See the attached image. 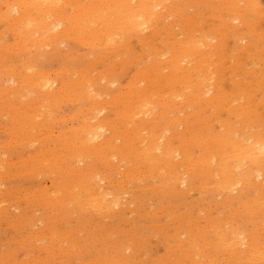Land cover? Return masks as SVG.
<instances>
[{
  "label": "rangeland",
  "instance_id": "1",
  "mask_svg": "<svg viewBox=\"0 0 264 264\" xmlns=\"http://www.w3.org/2000/svg\"><path fill=\"white\" fill-rule=\"evenodd\" d=\"M69 1H72V2H68L69 4L67 3L66 6L64 7L65 11L68 10V13H69V14H72V12L74 13L73 10H74L75 7H73V6L78 5V3L84 5L85 2H86V3L89 2V0H86V1H85V0H69ZM75 1H78V2H75ZM84 1H85V2H84ZM184 1L186 2V4H187V2H189L187 6H186V4H185ZM198 1L201 2V0H188V1H187V0H171L170 2L167 1L168 3L173 2V4H172V5L169 4V6H170V8L173 10L174 13H173L171 10H169L170 8H169V9L167 8V11L162 12V13H164L163 16H162L163 19L161 18L160 20H158V21L160 22V24H159V22H157V21H156V22H153V26H154V27L151 28V29L149 30V32H148V31H144L143 33H138V32L135 33V32H133V31H127V32L125 31L124 34L121 33V34L114 35V37H115V39H116V40H115V39L113 38L114 41H115V43H114L115 45H114V44H112V45L108 44V45H107V43H105L106 45L104 44L106 47H107V46H113V47L116 46L115 48H113V47H107V48H105V46H104L102 43L99 44V42H101V40H100V41H98V40L95 41L94 39H92V37H91V40H88V39H90V38L87 39V37L84 38V36H85V35L88 36V34H87L85 31H83V30L80 29L81 27H83V24H85V23H87V24H85V25H89V24H90V26H87V28H88V27L90 28V27H92V26L95 25V23H92V24H91L90 22H89V23L86 22L85 20H87V19L84 20V18H82L83 20H80V23H81L82 26L79 25V22H78L79 20H75L76 23L74 22V23H75V26H76V27H75L76 29H75L74 31H75L76 33H81V32L83 31V32H82V33H84V34H82L83 36L80 35V37L77 36V38H76V34H74V35H73V34H70V36H67V37L65 38V37H62V36H63V35H62V36H60V37H56L55 39H52L51 42H49V43L47 44L48 46L46 45V46H44V47H43L42 45H41V46H40V45H35V47H34V45H33L32 43H30L28 40L24 39L23 37H21V38L17 37V34H15L16 31H8V32H6V33H5V32L3 33V31H5V30L3 29L4 26H3V25H2V26L0 25V32H1V33H0V34H1V35H0V38H1V40H0V41H1V42H0V43H1V44H0V49H1V50H0V55H4V56H0V63L2 64V65L0 64V69H2V70L6 73V74H5L6 76H8V77L10 76V77H9L10 80H11V78H12L13 76H15V77L12 78L11 81H8V79H7L8 77H6V76L3 74V72L0 70V73H2V74H0V75H1V76H2V75L5 76V77H4V76H2V77L0 76V80H2V81H0V87H1L0 90H1V91H3V90H4V91H7V92H6L7 94L5 93L6 96H5V94L3 93L4 91L2 92L4 95H3V94L1 93V91H0V94H1L0 96L2 97V99H3V96H5L4 99H5V98H8V99H9V100H8V99H5V100L3 99L5 102L8 101L7 104L11 103V102L14 101V100L17 102V100H18L17 92H16L15 94H13V93L15 92V90H13V89L16 88V91H17V89H18V84H20L19 81H20V79H21V77H19V76H20V73H23V72H24L23 74L25 75V74H27V73H29V72H33V71H34L35 73H45V74L49 75L51 78H57V82H58V83H57V87H56V89L61 85V83H66V84L69 83V84L73 87V88H72V87H70V85H69V86L67 85V86L69 87V88L67 87V89H68L71 93H70L67 89H66V91H65L64 94H62L63 92H60V94H59V93H57L58 91L55 90V93H54L55 95H54V94H53V95L55 96L54 98H56V99L53 98V95H52V97L46 98L44 92H42V91H38V90L35 91L36 89H33V90L35 91V92H34V91H32V89H30L29 87H27V88H29L33 93H35L36 95L38 94L37 97H38V96L40 97V98L38 97L39 100H38V98H37V100H36V97L34 96V94H33V93H30L28 96H25V97L20 96V98H19V100H18V101H19L18 103H22V102L24 103V104H23V103H22V104H19V106H21V107H18V104H17V103H15V104H12V103H11L12 106H13V105H14L15 107L17 106L16 108H12V107L10 106V104H9V105H6V103L3 104V105L0 104V127L3 128V129L0 128V146H1V147H0V155H1V157H0V160H1V161H0V164H1V165H4V164H5V165H8V166H7L8 168L4 165V168H3V169H2L3 166L1 167V165H0V170L2 171V172L0 171V180H1V181H0V185H1V184H4V185H2V186L5 188V189H4L3 187L0 186V191L2 192V193L0 192V193H1L0 195H2V196H0V203H2V204L0 205V215H1V216H0V218H1V219H0V229H1V230H0V232H1V234H0V248H2V249H0V255H1V257H0V264H3V263L5 264L7 261H8V263H6V264H18V261H21V262H22V260L20 259V257H21L22 259H24V261H23L22 263L19 262L20 264H24V262H25V264H31V263L33 262V260H34L35 263L33 262L32 264H40V262H42L46 257H48L47 259L50 258L49 262H48L47 259H46L44 263L42 262V264H45V263H46V264H48V263H49V264H54V262L57 263V264H66L65 261H66V262H69V264H81L80 262H82V261L85 262V263L87 262L88 264H93V263H94V264H98V263L102 264V262H104L103 264H105V263L108 264V262H111L114 258H118V257H119L118 259H120V258L122 259V258H123V255H124L125 252H126L127 254H129V253H133L132 255H134V256H132V257H134V260H133V259H132V260H133L134 262L136 261V262H138V263H139V261H141L139 264H145L146 261H148V260H146V258H143V257H146V256H145V255H147L146 253H148V256H149V257L147 256V259L150 258V260L147 262V264H150V262H151L153 259H154V261H153L154 264H161V263H162V264H165V263H166V264H174L175 259H177V257L180 258L178 254L180 253V255H182V253H183V255H182V256H183V260H182V258H181L180 260H176L175 263H176V264H186V263H187V264H189V263L191 264L192 262H190V261L193 260V262H196V260H197V258H198L197 255H196L195 257H194L193 255L190 256V254H192L195 250L198 252L197 254L199 255V258L202 257V260L204 259L203 261H202L201 259H199V260H201L202 262L197 260L199 263L197 262V263H195V264H200V263H201V264H202V263L204 264L205 261L208 262L209 260H210V262H211L210 264H214V263H213L214 261H213L212 257H214L215 261L218 259V260H219V264H225L226 262H227L226 264H232V263H234V264L237 263V264H238V262H239V264H244L245 261L248 262V263L246 262L247 264H249V263H250V264H254L255 260L258 259L259 257L256 255L258 258L255 259V258H254L255 255L249 256L247 253L242 252V249H243V248H241L240 246H239V247H240L241 250L239 249V247H238L237 245H236L237 247H233V249H230V248H232V247H230V248L225 247V248L229 251V253L227 252L226 249H222V247L225 246L226 242L229 243V240L225 239V237H229V235H230V236L233 235V233L231 232L230 228L232 229V227H233V228H234V231H235L236 228H235L234 226H236V225H237V227H238L239 230L243 229V231H244L243 234L245 233L244 235H245L247 238L250 239L251 236H256V237H254V238H256L259 247L261 248V250H263L262 252H264V243H262V242L264 241V236H263V235H264V232H263V229H264V228L262 229V227H261V226H264V222L262 223V221L264 220V217L262 218L263 220L260 219V218L264 215V213H263V212H264V209H263V208H264V205H262V204H264V202H263V200H262V199L264 198V187H262V185L264 184V182H262V181H264V179L262 180V177H261V176H258V178H256L257 176L254 175L255 172H253V174L251 175L252 179H251L250 181H248L249 184L246 185L249 189L247 188L248 190H247V189L245 190L246 186L244 185L245 188H244L243 191H245V195H244V192H243V196H240V193H239V192L243 189V188H242V187H243V184H241V185L239 184V185H238V187L240 186V189H241L240 191H239V189H233V190H232V189H225V190H223V189L220 188V183H219V182L221 181L222 178L219 177V176H217V175H219V174H216V173L214 172V171H215V168H216V167H214V169H213V166H214V165H211L212 168L210 169V172L213 173V174H212V173L209 172V170L206 171V173H204L205 170L208 169V166H207V168L205 169V166L202 167L201 165H196V164H195V162H196L197 160H199V159H197V158H198V157L200 158V153H202V152L205 150V146H204V148H203V146H202L201 148H199L201 145H199L198 143L195 142L196 137H198V136L203 137V140H205V141L207 142V140H206V139H208L207 137L210 136V137L212 138V137L214 136V133H215V135L218 134L217 131L219 130V131L221 132V133L219 132L220 135H218V136L216 135L217 138L219 139L220 136H222L224 133L228 132L227 130H225L226 128H223V129H222V127H225V126H226V125H225L226 123H224L225 121H226L227 123H228V121L230 122V123H229L230 125L228 126V128L231 126L229 129H230L231 133H233L234 137H235V133L238 134L239 138H238L237 135H236L237 138L235 137V139H237V140L242 139V138L244 137V135L246 136V133L249 134V136L247 135L246 138H247V137H250V136H253V135H254V137H255V135H257V134H258V136H259V133H260V132H261V133H260L261 137H264V136H262V135H264V134H263V129H264V128H263V127H264V120H263V118H264V116H263V114H264V106H263V104H262V103L264 102V101H263V100H264V99H263L264 97L262 98L263 100H261L260 97L258 98L259 95L257 96V94H258L259 92H260V96H261L262 93H264V92L262 91V88H264V87H262V85L264 86V81H263L264 77L262 76V75H264V72H263V71H264V69H263V68H264V65H263V64H264V62H263V61H264V59H263L264 56H263V58L261 57L262 55H264V50H263L264 47H262V46L264 45V44H263V43H264V37H263L264 35L262 34V33L264 32V25H263V24H264V19H263V21H262V18H264V16H263V15H264V4H263V3H260L261 0H258L257 2L254 1V0H253V1H250V0L247 1L249 5H250V4L253 5V3L256 4L257 9H256V8H255V9H256L257 11L259 10L258 13L262 16V17H260V15L257 13V11H256V13H254V12H255V9H254V12H253V8L255 7L254 5H253V6H254L253 8L251 7L252 5H250V6H249V9H250V10L248 9L247 2H246L245 0H244V3H243V1L241 0L243 4L240 3V2H241L240 0H233V2H232V1H229L230 4H231V6L235 4V6H236L235 8H237V9H239V10H240V9L242 10V12L240 11V14L242 13L243 16L241 15V17H243V19H242V22H240V24H239L237 21H236V22H235V21H232V22L230 21V22L227 24V27H226V25L221 26V22H220V19H221V18H220V17H221V15H222L223 13H225V14H224L222 17L230 16L231 13H232V10H229L230 8L228 9L229 6H227V5L229 4L228 0H222V2H226V3H223V4H221V3H222L221 0H215V1H214V0H210V2H209V0H203L201 5L203 6V3H204V5H205V6H203L204 8H201L202 6L198 5V4H200V2H198ZM206 1H207V2H206ZM217 1L220 2V4H219ZM234 1H235V2H234ZM237 1H238V2H237ZM239 1H240V2H239ZM73 2H74V3H73ZM81 2H82V3H81ZM83 2H84V3H83ZM175 2H176V4H177V3H178V4H177V5L174 4ZM183 2H184V4H183ZM227 2H228V3H227ZM236 2H237L238 4L240 3L242 6H241L240 4H239V6L236 5V4H237ZM249 2H250V3H249ZM70 3H71V5H72V4H73V5L70 6ZM76 3H77V4H76ZM86 3H85V4H86ZM168 3H167V4H168ZM179 3H180V4H179ZM191 3H192V4H191ZM197 3H198V4H197ZM232 3H233V4H232ZM245 3H246V5H245ZM74 4H75V5H74ZM181 4H183V5H181ZM189 4H190V5H189ZM215 4H216V5H217V4L219 5V6H218L219 9H218V7L215 6ZM226 4H227V5H226ZM230 4H229V5H230ZM174 5L176 6V8H174V7H175ZM180 5H181V6H180ZM191 5H192V6H191ZM193 5H195V6H193ZM211 5H212V6H211ZM221 5H224V7L221 6ZM69 6H70V8H69ZM171 6H172V7H171ZM189 6H190V7H189ZM198 6H199L200 8H199ZM226 6H227V10L225 9ZM244 6H246L247 9H246ZM71 7H73V9H72ZM211 7H212V8L214 7V9H212ZM221 7H223V8H221ZM232 7H234V6H232ZM238 7H239V8H238ZM240 7H241V8H240ZM68 8H69V9H68ZM188 8H190V9H188ZM191 8H192L193 10H192ZM209 8H211L212 11H214V12H213V15H211L212 11H211ZM242 8H243L245 11H247V13H245V12L243 11ZM251 8H252V11H251ZM258 8H259V9H258ZM64 9H63V13H64V15L68 14V13H66V12L64 11ZM66 9H67V10H66ZM71 9H72V12L70 13L69 11H71ZM199 9H200V12H199ZM206 9H208V10L206 11ZM216 9H217V10H216ZM221 9L223 10V12H222ZM225 10H226V11H225ZM262 10H263V11H262ZM168 11H169V12H168ZM170 11L172 12L171 15H172L173 17H172V16H169L170 18H169L168 16L165 17L167 14L170 13ZM176 11H177V12H176ZM183 11H184V12H183ZM188 11H189V12H188ZM205 11H206V12H205ZM210 11H211V12H210ZM218 11H219V12H218ZM224 11H225V12H224ZM249 11H250V13L253 12L254 14H257V15H258V16L256 15L257 18H254L255 15H254V14L252 15V13H251V14H248ZM75 12H76V10H75ZM166 12H168V13H166ZM208 12H209L210 16H209V14H207ZM221 12H222V13H221ZM226 12H227V13H226ZM228 12H229V15H227ZM230 12H231V13H230ZM261 12L263 13V15L261 14ZM65 13H66V14H65ZM176 13H177V14H176ZM181 13H183V14H181ZM185 13H187L188 16H187V14L185 15ZM191 13H192V14H191ZM244 13H245L246 17H245V15H244ZM194 14L196 15V18H195V15H194ZM216 14H217V17H218V20H217V21H216L217 17L215 18V15H216ZM219 14H220V16H219ZM175 15H177V16L175 17ZM184 15H185V16H184ZM198 15H199V17H198ZM186 16H187V17H186ZM192 16H193V19H192ZM207 16H208V18H207ZM212 16H214L213 18H214L215 20H214V19H212V20H214L215 22L210 20V19L212 18ZM248 16H249V18H247ZM164 17L167 18V20H166ZM180 17H181V19H180ZM183 17H184V18H183ZM189 17H191L190 19L192 20V22H193V20H194V22L192 23V24H194V25H190V24H191V23H190L191 20L189 19ZM209 17H210V19H209ZM251 17L253 18V20H251V19H252ZM259 17H260V18H259ZM185 18H186V19H185ZM198 18H199V19H198ZM206 18H207L208 20H207ZM219 18H220V19H219ZM245 18H246L247 20H246ZM168 19H169V20H168ZM174 19H175V21H174ZM178 19H179V20H178ZM187 19H189V20H188L189 22L185 21V20H187ZM202 19H203V21H201ZM204 19H205V25H206V21H207V23L209 24V25H207V29H206V31H207L208 33H207V32L205 33V30H204V27H206V26L203 25V24H204ZM227 19H228V18H227ZM254 19H255L256 21H255ZM258 19H260V20H258ZM170 20L172 21L173 24L171 23ZM182 20H183V21H182ZM199 20H200V21H199ZM243 20H244V21H243ZM249 20H250V22L253 23V24H252L253 27L256 26L255 22H256V23H257V22L260 23V21L262 22V23H260V24H261L263 27H261L260 24H258V25H257V29H258V31H257V30H254L253 27L251 28L252 25L249 23ZM81 21H85V22H81ZM87 21H88V20H87ZM176 21H178L180 24L177 22V24L174 25V24L176 23ZM180 21L183 22V23H181ZM197 21L200 23L199 30H198V25H199V23H198V25L196 26ZM209 21H210V22H209ZM245 21H248V22H247L248 24H247ZM165 22H169V23H170V25H169V26L171 27V30H170V31H169V28H170V27H168V24H166ZM184 22H185V24L187 23V24L185 25V27H183V26H184V25H183ZM212 22H213V23H212ZM219 22H220V23H219ZM233 22L236 23L235 27L238 26V29H237V28H236V29L234 28V23H233ZM77 23H78L79 26L77 25ZM156 23H157V24H156ZM210 23H211V25L215 23V26H210ZM230 23H231V24H230ZM242 23H243V24L245 23V24L242 25ZM155 24H156V26H155ZM201 24H202L203 26H202ZM217 24H218V26H217ZM232 24H233V27H232ZM238 24H239V25H238ZM249 24H250V26H249ZM85 25H84V26H85ZM161 25H162V26H161ZM164 25H165V26H164ZM173 25H174V26H173ZM240 25L243 27L242 30H241ZM245 25H248V26H245ZM175 26H176V28H174ZM208 26H210V28H208ZM224 26H225V27H224ZM230 26H231L232 28H231ZM244 26H245V29H244ZM258 26H260V27L258 28ZM1 27H2L3 31H2V29H1ZM85 27H86V26H85ZM85 27H83V29H84ZM161 27H162V29H161ZM166 27H168V30L165 29ZM172 27H173V28H172ZM211 27H212V28H211ZM213 27H214V30H213ZM222 27H223V28H222ZM246 27H247V28H246ZM78 28H79V30H78ZM87 28H85V29H87ZM89 28H88V29H89ZM155 28H156V29H155ZM183 28H184V31H183ZM219 28H220V29H219ZM224 28H225V30H224ZM239 28H240V29H239ZM260 28H261V29H260ZM152 29H153V30H152ZM209 29H212L213 32L210 30L211 33H209ZM231 29H232V30H231ZM248 29H249V30H248ZM259 29H260V34H259ZM166 30L169 32V35H166V34L168 33V32H166ZM176 30H177V31H176ZM203 30H204V31H203ZM229 30H230V33H231V34L233 33V36H237V35L239 34L238 36H246V37H247V42L251 44V46H250L249 44H247V45H249V46H248L246 49H247L249 52H247V51L245 50V51H244L245 53H244V52L241 53V56H242V54H243V56H242V57H243V60H242V57H241V56H238L239 59H240V58H241V59L238 60V59H237L238 57H236V60H237V61L234 60L235 57H234V58L229 57V53H228V55L226 54L227 56H225V58L228 57L229 59H228V58L225 59V58L223 57V62H224V63L220 64V66H218V68L216 67L217 70H216V69H215V70L213 69V70H214L213 73H212L213 75L211 74L213 77H212L211 79L213 80V78L215 77L216 79H215V78H214V79L216 80V82L219 83V84H220V82H221L220 85H221L222 87H223V86L228 87V91L230 90L229 87H231V86L233 87V86H235V85H236V86H237V85L240 86V88H238V86L236 87V88H237L236 90H237L238 92H239V89L242 90L243 87L246 88L245 91H244V93H246L245 95L250 96L251 98H249V97L246 96V97H245V101H246V100H249V101H250V99L252 100V96H253L252 94H254V93L256 92V94L254 95V98H256V100L253 99V100H252L253 102L251 101V106H250V104H248L249 106L247 105L248 101L245 102L244 100H243V101L241 100V102H243V105H244V106H245V105L248 106V108H247V106H245V109H247V110L250 109V110L247 111V113L250 111V116H249L250 121H248V122H249V124H248L249 126H247V123H245V122H247V118H248V116H247V118H245V119L242 118L241 120H239V121H243V119H244V121H245V122H244V121L241 122V123L243 124V125H241L240 122L238 121V119L236 120L237 117L234 118V117H231V116H229V115L226 114L227 112L224 110V109H226V106L221 107V106H218L219 104H216L217 109L219 110V112H218L215 106H213V108H212V106L209 105V106L211 107V109H210V107H209L208 105H206L205 103H202V104H201L200 102H199L198 104L195 103V104H196L195 107H194V102H193V104H191V102H190V103H185L186 106H187V104H188V105H191L192 107L189 106V107H187V108H184L185 105H184V103L182 102V104L184 105V106H183L184 109L182 108V109H183V111H182L181 108H180V106H181V104H180V103H181V102H180L181 99H180V101H179L180 103H179L178 101H174V99H171V100H170L169 97H166L167 100H170V103L168 102L167 105H166V103L164 104V102H163V101L166 100V99H164L165 97H163V96H159V97L163 98L164 100L158 98V100H157V102H156V107L158 106L157 111H159V112L154 113V112L156 111V110H155L156 107L154 108L155 111L152 109V110H153V113L155 114V116H158V117H155V119H154V120L157 119L156 121H154L153 123L151 122L152 124L149 123V122H150V121H149V120H150V116H149L148 118H144V117H143V119H142L141 116L138 114V115H136V116L134 115V116L132 117V114H131L127 109H128L130 106L133 107V106H134L133 104H136V103H133V102H135L136 100L133 99V102H132V101H130L131 99H129L128 97H126V96L129 95V90H128V89H129V88L131 89L130 86L132 85V84H130V83H132L130 80H132V79L135 80V79L140 78V75H138V74H139L140 72H142V71H145V69H146L145 73H146V75H148V76H150L151 74L154 75L155 70H156V72H158V75H159V74H160L159 69L162 68L163 65H165V64H161V66H160V64L158 63V61H162V60H161L162 57L165 58V56H161V55H160L161 57L159 56L160 58L158 57V55H159L161 52H162V54H163L164 51H165V49H166V51H165V55L168 56V51H169V47H168V46L171 45V44H173L174 42H176V41H178V40H181V39H182L181 36H184L185 39L188 40V36L196 39V34H197V38H198L199 36L201 37V36L205 33V34H208V35H211V36H213V35L216 34L217 36H216V35H215V36L218 38V37L223 36L224 34H228V36L231 35V34L229 33ZM235 30H236V31H235ZM238 30H239V31H238ZM253 30H254L256 33H255ZM262 30H263V32H262ZM79 31H81V32H79ZM156 31H157V32H156ZM162 31H163V32H162ZM174 31H175V33H174ZM202 31H203V32H202ZM222 31H223V33H224V31H226V33L223 34V33H221ZM130 32H131V33H130ZM146 32H148V36L146 35V34H147ZM150 32H152L153 35H151ZM177 32H178V33H177ZM183 32H185L184 35H183ZM192 32H193V34H192ZM194 32H195V33H194ZM196 32H197V33H196ZM214 32H215V33H214ZM237 32H238V34H237ZM245 32H246V34H247L249 37H248L247 35H244ZM85 33H86V34H85ZM159 33H160V35H159ZM189 33H190V34H189ZM199 33H200V35H199ZM212 33H213V34H212ZM218 33H219V34H218ZM241 33H242V35H241ZM243 33H244V34H243ZM251 33H252V34H251ZM257 33H258V34H257ZM6 34H7V36H6ZM129 34H130V35H129ZM132 34H133L134 36H132ZM176 34H177V35H176ZM187 34H189V35L187 36ZM194 34H195V35H194ZM201 34H202V35H201ZM236 34H237V35H236ZM249 34H250L252 37H251ZM125 35H126V36H125ZM137 35H138L139 37H138ZM145 35H146V36H145ZM157 35H159V36H157ZM163 35H164V37H163ZM170 35H171V36H170ZM179 35H180V37H179ZM185 35H186V36H185ZM190 35H191V36H190ZM3 36L5 37L4 39L7 38V40H6L7 42H6L4 39L2 40ZM72 36L75 37V38H73ZM117 36H118V37H117ZM119 36H121V38H120ZM127 36H128V37H127ZM167 36H168V37H167ZM169 36H170V38H169ZM172 36H173V38H172ZM233 36H229L230 39H229V38L226 39V40L228 41V43L230 42V43H229L230 45L233 43V39H232ZM9 37H10V38H9ZM124 37H125L126 39H125ZM134 37H136V38H137V37L140 38V40H141L142 42H141L140 44H138L140 41L138 40V38L136 39V38H134ZM144 37H146V38L149 37V38L146 39V38H144ZM150 37H151V38H150ZM152 37H153V38H152ZM154 37H155V38H154ZM157 37H158L159 40H160V38H161V40H160V41H157V40H158V39H156ZM162 37H163L164 41H163ZM177 37H178L179 39H178ZM258 37H259V38H258ZM11 38H12V39H11ZM68 38H69L70 41L67 40ZM72 38H73L74 40H73ZM82 38L85 39V40H82ZM118 38H119V40H120L121 42L117 41ZM122 38H123V40H122ZM129 38H130V40L132 39V40L134 41V43H135L134 45H133L132 40L129 41ZM142 38H143V40H142ZM166 38H167V40H166ZM180 38H181V39H180ZM251 38H254V39L251 40ZM257 38H258V39H257ZM8 39H11V41L8 40ZM18 39H19L20 41H17V42H16V40H18ZM57 39H58V40H57ZM77 39H80L82 42H81L80 40L77 41ZM249 39H250V40H249ZM255 39H256V40H255ZM86 40L89 41V44H88V42H87ZM93 40H94V42H95L94 45H93V43L91 44V42H93ZM124 40H125V41H124ZM137 40H138L139 42H138ZM146 40H147V43H149V45H148L147 43H145ZM173 40H174V41H173ZM254 40H255V41H254ZM258 40H259V41H258ZM260 40H261L262 43L260 42ZM262 40H263V41H262ZM2 41H4V42H2ZM23 41H24V43H23ZM55 41L57 42V44H56ZM127 41H128V42H127ZM135 41H137V43H136ZM169 41H170V42H169ZM213 41H214V40H213ZM250 41H251V42H250ZM5 42H6L7 44H6ZM12 42H13V43H12ZM18 42H19V43H18ZM26 42H28V43L31 44V45L29 44V45H30V46H29V49L27 48V46H28L27 44H28V43L26 44ZM68 42H70V44H69L70 46L67 45ZM79 42H80V43H79ZM96 42H97V43H96ZM117 42L120 43V44H117ZM124 42H125V43H124ZM157 42H158V45H160L159 47H157V45H156ZM165 42L168 43V44L170 43V44H169V45H168V44L164 45ZM238 42H239V41H238ZM258 42H259L260 44H259ZM4 43H5L6 45H8V46H6ZM15 43H16V44H15ZM51 43H52V44H51ZM53 43H55V44L57 45V47H54V46H56V45H55V44L53 45ZM62 43H63V44H62ZM66 43H67V44H66ZM82 43H84V44H82ZM253 43H256L257 45H256V44H253ZM2 44H3V46H4L5 49L3 48ZM22 44H24V45L26 44L25 47H24ZM71 44H72V45H71ZM90 44L92 45V47H89V46H91ZM95 44H96L97 47H95ZM145 44L147 45V48L145 47V46H146ZM162 44H163V45H162ZM229 44H228V45H229ZM258 44H259V45H258ZM262 44H263V45H262ZM61 45H62V46H61ZM86 45H87V46H86ZM98 45H99V46H98ZM102 45H103V46H102ZM124 45H125V47H124ZM137 45H139L140 47H141V45H142L141 48L145 47L146 50H143V49H141V48L139 47V49L143 51V52L141 51V52H142V53H141L140 50H137V48H138ZM167 45H168V46H167ZM253 45H254V46L256 45V47H253ZM261 45H262V46H261ZM1 46H2V47H1ZM14 46H15V47L17 46V47L15 48ZM66 46H68V47H66ZM72 46H73V47H72ZM83 46H84V47H83ZM100 46H101V47H100ZM133 46H135V47H133ZM136 46H137V47H136ZM148 46H150V48L153 47L154 49H153V48H152V49L155 51V53H154L152 50H148ZM151 46H152V47H151ZM259 46L262 47L261 50H260L261 47H259ZM7 47H8V48H7ZM23 47H24V49H23ZM32 47L35 48V49H33ZM41 47H42V48H41ZM61 47H62V49H64V48H65V49H66V48L68 49V48L70 47V49H69V50L66 49V51H64V50H65V49H64V50H62V53H61V52H59V49H61ZM63 47H64V48H63ZM71 47H72L73 49H75V50H74L75 52L72 50ZM74 47H75V48H74ZM76 47H77V48H76ZM82 47H83V48H82ZM119 47H120L121 49H120ZM130 47H131V49H129ZM166 47H168V48H166ZM172 47H173V46L171 45V48H172ZM258 47H259V48H258ZM6 48H7V49H6ZM26 48H27V49H26ZM39 48H41V49L39 50ZM45 48H46V49H45ZM55 48H56V49H55ZM80 48H81V49H80ZM86 48H88V49H89L88 51L92 53V55H91L90 53H88V54H90L89 57L92 56V57H90L89 59H88V57H87L88 54H87V51H86L87 49H86ZM92 48H93V49H92ZM111 48H113V49H111ZM116 48H117V49H116ZM126 48H127V49H126ZM150 48H149V49H150ZM160 48H161V49H160ZM162 48H164V50H162ZM254 48H257V49H254ZM9 49H10V50H9ZM11 49H12V50H11ZM14 49H15V50H14ZM18 49H19V51H17ZM50 49H51V50H50ZM78 49H80V50H78ZM83 49H85V51H84ZM114 49H116V50H114ZM156 49H157V50H156ZM158 49H160V51H159ZM258 49H259L260 52L258 51ZM6 50H7V52H6ZM13 50L16 51L17 53H20V54H15L16 52H14ZM21 50H22L23 52H22ZM30 50H31V51H30ZM43 50H44L45 52H44ZM95 50H96L97 52H96ZM127 50H128V52H126ZM147 50H148V52H146ZM255 50L258 52V54L255 52ZM262 50H263V51H262ZM1 51H2V52H1ZM12 51H13V52H12ZM25 51H26V52H25ZM52 51H53V52H52ZM60 51H61V50H60ZM79 51H80V52H79ZM82 51H83V52H82ZM93 51L95 52V55H96V56L94 55V52H93ZM99 51H100V52L102 51L103 53H102V52L100 53ZM106 51H107L108 53H107ZM151 51H152L153 54H155V56H157V57H155L154 55L149 56L148 53L151 52ZM253 51H254V52H253ZM5 52H6V53H5ZM10 52H11V53H10ZM64 52H65V54H64ZM67 52H69V53H67ZM73 52H74V53H73ZM109 52H110V53L112 52L113 54H112V53L109 54ZM130 52H131V53H130ZM152 52H151V53H152ZM157 52H158V53H157ZM246 52H247V53H246ZM250 52H253L254 56H253V54L250 55V54H251ZM261 52H263V53H261ZM21 53H22V54H21ZM46 53H48V54H46ZM60 53H61V54H60ZM83 53H86L87 56H83V55H84ZM97 53L99 54V57H98V54H97ZM114 53H115V54H114ZM119 53H120V54H119ZM122 53H123V54H122ZM128 53H129V54H128ZM138 53H139V54H138ZM249 53H250V54H249ZM8 54H9V56H10V59H9V57H8ZM13 54H14V55H13ZM35 54H36V55H35ZM78 54H79V55H78ZM136 54L138 55V57L136 56ZM245 54H246V55H245ZM255 54H256V55H255ZM261 54H262V55H261ZM29 55H30V56H29ZM41 55H42V57H41ZM43 55H46V56H45V59L43 58V57H44ZM61 55H62V56H61ZM80 55H81V56H80ZM110 55H112V57H111ZM114 55H115L116 59H115ZM120 55H122V56L125 55V56H123V58H122V56H120ZM143 55H144V56H143ZM13 56H14V57H13ZM59 56H60V57H59ZM118 56H119V59H118ZM148 56H149V57H148ZM167 56H166V57H167ZM245 56H246V57H245ZM249 56H250V57H249ZM52 57H54L53 59H55V60H53ZM73 57H75L76 59H74ZM79 57H80L81 59H80ZM82 57H84V58L82 59ZM97 57H98V58H97ZM120 57H121V59H120ZM124 57H126L127 60H126V58H124ZM144 57H146V58H144ZM147 57L150 58V59H151V58H155V60L153 61V59H151L153 62H152V61H149V60L147 59ZM14 58H16V59H14ZM58 58L60 59L59 62H58V60H56V59H58ZM93 58H94L95 60H94ZM143 58H144V59H143ZM250 58H251V59H250ZM252 58H254V60H256V61H253ZM12 59L15 60V61L12 62ZM87 59H88V62H87ZM105 59H107L108 61L105 60ZM114 59H115V60H114ZM129 59H130V60L132 59V60L130 61ZM162 59H163V58H162ZM231 59H232V60H231ZM247 59H249V60H247ZM257 59H258V60H257ZM262 59H263V60H262ZM3 60H5V61H3ZM8 60H9V61L11 60V61H10V64H8V63H9ZM25 60H26V61H25ZM80 60H81V61H80ZM89 60H90V61H89ZM109 60H110V61H109ZM119 60H120V61H119ZM144 60H145V61H144ZM156 60H157V61H156ZM163 60H164V59H163ZM224 60H225V61H224ZM226 60H227V62H226ZM230 60H231V61H230ZM1 61H2V62H1ZM21 61H22V62H21ZM44 61H45V62H44ZM82 61H83V62H82ZM85 61H86V63H85ZM103 61H104V62H103ZM111 61H112L113 63H111ZM135 61H137V62H138V61H139V62L143 61V64H144V63H145V64L142 65V67H140V65H141L142 63L139 64V62L137 63V62H135ZM234 61H235V63L232 65V63H233ZM241 61H242V62H241ZM245 61H247V62H245ZM250 61H251V62L253 61V62L250 63ZM42 62H43V64H42ZM73 62H74V63H73ZM129 62H130V63H129ZM133 62H134V63H133ZM146 62H147V63H146ZM154 62H155V63H154ZM228 62H230V63L228 64ZM237 62H240V64H241V66H240L241 68L239 67L240 69H238L239 72H238L237 69H236V68H238V66H239ZM244 62H245V63H244ZM23 63H24V64H23ZM36 63H37V64H36ZM55 63H56V64H55ZM126 63H128V64H126ZM152 63H154V64H152ZM157 63L159 64L158 67H157V65H158ZM182 63L185 64V65H187V62L185 63V61H183ZM253 63H255V64L257 63V64L254 65ZM3 64H4V65H3ZM12 64H13L14 67L12 66ZM16 64H17V65H16ZM33 64H34V65H33ZM47 64H49V65H47ZM78 64H80V66H79ZM104 64H105V65H104ZM110 64H111V65H110ZM183 64H182V65H183ZM244 64H245V65H244ZM250 64H252L253 67H252ZM6 65H7V66H6ZM43 65H45V67H44ZM50 65H51V67H50ZM53 65H54V66H53ZM65 65H66V66H65ZM75 65H76V68H77V69L75 68ZM93 65H95V66H96V65H97V66L99 65L100 67L95 68V67H93ZM103 65L106 67V69H105L104 71H103V68H105V67H104ZM126 65H127L128 67H126ZM134 65H135V66H134ZM185 65H184V66H185ZM224 65H225L226 67H225ZM228 65H229V67H228ZM230 65H231V67H230ZM242 65L244 66V68L242 67ZM249 65H250V67H249ZM258 65H259V66H258ZM3 66H4V67H3ZM21 66L23 67V69H27V68H28V69H31L30 67H32V68H34V70L31 71L32 69H31V70H28V69H27V70H23V71H22V69H20V68H22ZM33 66H34V67H33ZM47 66H48V67H47ZM97 66H96V67H97ZM117 66H118V67H117ZM130 66H131V67H130ZM132 66H134L135 68L132 67ZM137 66H139V67H137ZM221 66H222V68H221ZM235 66H236V67H235ZM246 66H248L247 69H246ZM260 66H261L262 68H260ZM5 67H6V69H5ZM10 67H11V68H14V69H11ZM81 67H83V68H81ZM107 67H108V69H107ZM136 67H137V68H136ZM227 67L230 68V71H229V69H228ZM251 67H252L253 71H254V69H255V71H254L253 73H252V69H251ZM255 67H256V68H255ZM3 68H4V69H3ZM61 68H62V69H61ZM68 68H70L71 70L68 69ZM79 68H81V70H79ZM100 68H101V69H100ZM119 68H120V69H119ZM131 68L134 69V70L132 71ZM138 68H140V69H138ZM157 68H159V69H157ZM225 68H226L227 70H225ZM259 68H260V70H259ZM37 69H38V70H37ZM53 69H54V70H53ZM83 69H85L86 71L83 70ZM92 69H93V73H92V71H91ZM96 69H97V70H96ZM99 69H100V71H99ZM121 69H122L123 71H124V70H125V71L127 70V71H126L127 73H125V71H124V73H123ZM128 69H130V70H128ZM150 69H151V70H150ZM234 69H235V70H234ZM242 69H244V70L246 69V72L243 70V71L245 72V75H244ZM248 69H249V70H248ZM12 70H13V71L15 70L14 73H13ZM19 70H21L22 72L19 71ZM59 70H60V73H58ZM61 70H62V71H61ZM65 70H66V71H65ZM68 70H69V71H68ZM73 70H74L76 73H75ZM78 70H79V71H78ZM94 70H95V72H94ZM101 70H102V71H101ZM119 70H120V71H119ZM224 70H225L226 72H222V71H224ZM231 70H232V71H231ZM250 70H251V71H250ZM256 70L258 71V73L256 72ZM17 71H18L19 73H18ZM28 71H29V72H28ZM57 71H58V72H57ZM64 71L67 72V74H62V73H64ZM97 71H98V73H96ZM118 71H119V72H118ZM215 71H216V73H215ZM227 71L230 72V73H227ZM234 71H235V72H234ZM249 71H250V72H249ZM259 71H260V72H259ZM15 72H16V73H15ZM25 72H26V73H25ZM50 72H51V73H50ZM85 72H86V73H85ZM114 72L116 73V75H115ZM129 72H130V73H129ZM148 72H149V73H148ZM151 72H152V73H151ZM156 72H155V73H156ZM233 72L235 73L236 76L239 74V75L237 76L238 78H239L240 76L243 77V78H239V79H238L234 74H232ZM247 72H248V73H247ZM54 73H55L56 75H58V76H57V77H54V75H55ZM57 73H58V74H57ZM84 73H85V74H84ZM87 73L90 74V75H88ZM100 73H101V74L104 73L105 75L102 74V76H101ZM107 73H108V74H107ZM120 73H121V75H118V78H117V74H120ZM128 73H129V74H128ZM150 73H151V74H150ZM242 73H243V74H242ZM249 73L252 74L253 76H251ZM255 73H256V75H255ZM262 73H263V74H262ZM7 74H9V75H7ZM10 74H11V75H10ZM12 74H13V75H12ZM17 74H18V75H17ZM60 74H61V76L63 75V78L60 76ZM69 74H72V78H73V79H72L71 77H68ZM75 74H76V76L74 77ZM83 74H84V75H83ZM94 74H95V75H94ZM124 74H125L126 76H125ZM130 74H131V75H130ZM214 74H215V76H214ZM217 74H218V77L216 76ZM231 74L234 76V78H233V76H232ZM259 74H260V75H259ZM261 74H262V75H261ZM52 75H53V76H52ZM56 75H55V76H56ZM66 75H68V76H66ZM81 75H82V76H81ZM87 75H88V76H87ZM106 75H107V76H106ZM128 75H129V76H128ZM137 75H138V76H137ZM153 75H152V76H153ZM229 75H230V77H229ZM242 75H243V76H242ZM247 75H249V76H247ZM59 76H60V77H59ZM79 76H80V77H79ZM83 76H84V77L87 76V77L84 79ZM94 76H95V78L98 77V78H96V79H97V81H100V82H97L96 80H94V79H95ZM100 76H101V77H100ZM105 76H106V79H107V77H108V79H109V80L105 81V82H107V83L102 82L103 80H101V78H102V79H105ZM122 76H125V77L128 76L129 78L127 77V78H128V80H127L126 78H122ZM134 76H135V77L137 76V78H135ZM152 76H151V77H152ZM160 76H161V75H160ZM231 76H232V77H231ZM257 76H258L259 78H258ZM261 76H262V77H261ZM65 77H67V78H65ZM103 77H104V78H103ZM111 77H112V79L115 78V82H116V81H118V82H117V83H114V80L112 81V79H110ZM113 77H114V78H113ZM220 77H221V81H220ZM244 77H246V82H245V78H244ZM250 77H252V78L254 79V80H253V79L251 78V79L253 80V82H252V80H249ZM260 77L262 78V80H261ZM18 78H19V79H18ZM76 78H77V79H76ZM78 78H79V79H78ZM93 78H94V79H93ZM116 78H117L118 80H117ZM119 78H120V79H119ZM121 78L124 80V82H123V80H122ZM141 78H145L144 80L147 81V82H144V83H148V79H146L147 76L142 75ZM218 78H219V82H218V80H217ZM227 78H229V79L226 81ZM235 78H237L238 80L235 79ZM255 78L258 79L257 82H255ZM16 79H17V80H16ZM71 79L73 80V83H74L76 80H77V82L79 81L80 83H77V84H76V82H75V84H73ZM75 79H76V80H75ZM89 79H90V80H89ZM91 79L94 81L93 83H97L98 85H96V84L94 85V84H91L90 82H87V81H91ZM129 79H130V80H129ZM223 79H224L225 82H227L225 85H224L225 82H223ZM247 79H248V80H247ZM13 80H14V81H13ZM82 80H83V82L85 81V82H87V83H90V84H89L90 86H89L88 84H87V85H88L91 89H90V88L87 89L88 86H87V85H84L85 82L83 83ZM230 80H232L233 82L230 81ZM234 80H235V82H234ZM243 80H244V81H243ZM259 80H260V81H259ZM5 81H6V82H5ZM62 81H63V82H62ZM67 81H68V82H67ZM111 81H112V82H111ZM132 81H133V80H132ZM228 81H229V82H228ZM238 81H239L240 83H237ZM262 81H263V82H262ZM9 82H10V83H9ZM12 82H13L14 84H13ZM91 82H92V81H91ZM101 82H102V83H101ZM122 82H123V84H122ZM133 82H134V81H133ZM230 82H231V83H230ZM248 82H250V84H248ZM258 82H259L260 85L258 84ZM261 82H262V83H261ZM6 83H7L8 85H7ZM71 83H72V84H71ZM81 83H83L82 86L84 85V88L81 86ZM99 83H100L101 85H100ZM103 83H104V84H103ZM112 83H113V84H112ZM141 83H143V82H141ZM144 83H143V84H139V83H138V84L142 86V85H144ZM222 83H223V84H222ZM228 83H229V85H228ZM232 83H233L234 85H233ZM236 83H237V84H236ZM242 83H244V84H242ZM246 83H247V85H251V83H252V85H251L250 87L248 86V87H249L248 90H247V88H248L247 85H245ZM256 83H257V84H256ZM1 84H2L3 86H2ZM4 84H5V85H4ZM10 84H11L12 88H9V87H11ZM15 84H16V85H15ZM108 84H111L113 88H112L111 86H109ZM115 84H116V85H115ZM120 84H122V85H120ZM125 84H126L127 86H128V84H129L130 86H128V87H127V86L124 87ZM231 84H232V85H231ZM241 84H242L243 87H241ZM255 84H256V85H255ZM13 85H14V86H13ZM253 85H254V88L252 87ZM257 85H258V86H257ZM4 86H6V87L8 86V87H7V90L4 89V88H5ZM106 86H107L108 88H107ZM120 86H121V87H120ZM255 86H256V87H255ZM2 87H4V88H2ZM13 87H15V88H13ZM77 87H78L79 90H77ZM80 87H81V89H82L81 91H80ZM85 87H87V88H85ZM114 87H115V88H114ZM232 87H231V88H232ZM257 87H258V89H257ZM260 87H261V89H260ZM27 88H26V89H27ZM71 88H72V89H71ZM120 88L123 89V90H121ZM255 88H256L257 91L255 90ZM2 89H3V90H2ZM26 89H24V90H26ZM93 89H94V90H93ZM115 89H116V90H115ZM126 89H127V90H126ZM251 89H252V90H251ZM259 89H260V90H259ZM10 90H11V91L13 90L14 92H11ZM76 90H77V91H76ZM86 90H87V91H88V90H89V91H92V92H90V93H89V91H88V92H87L88 94H93V93H95V92L97 93V94L93 95L92 97L95 98V97L99 94L98 97H99V98L102 97V98H100V100H98V98L96 97L95 99L93 98L94 100H92L91 97H89L90 95L87 96V94H86ZM113 90H115L116 92H115V91L113 92ZM118 90H119V91H118ZM241 90H240V91H241ZM250 90H251V91H250ZM253 90H254L255 92H254ZM263 90H264V89H263ZM8 91L12 93V94H11V97H10V95H9L10 93H9ZM67 91H68V94H66ZM79 91H80V92H79ZM107 91H109V92H107ZM123 91H124V92H123ZM252 91H253V92H252ZM36 92H37V93H36ZM83 92H85V93L83 94ZM125 92H127V93H125ZM250 92H252V93H250ZM78 93H80V94L82 93V94H81L82 96H80V94H78ZM112 93H113L114 96L111 95ZM122 93H123V94H122ZM249 93H250V94H249ZM73 94H74V95H73ZM105 94H107L108 96L111 95V96H113V97L109 96V98H108ZM31 95H33L34 97L31 96ZM63 95H68V96L71 95V96H69L70 98H66V97H68V96H63ZM75 95H78V96H80L81 98H79L78 96H75ZM83 95H85V96H87V97L85 98ZM102 95H103V96H102ZM115 95H116V96H115ZM245 95H244V96H245ZM251 95H252V96H251ZM8 96H9L10 98H9ZM15 96H16V97H15ZM29 96L32 97L33 99H31ZM56 96H57V97H56ZM256 96H257V97H256ZM263 96H264V94H263ZM14 97H15V98H14ZM28 97H29L30 99H28ZM58 97H59V98H58ZM64 97H65V98H64ZM118 97H120V99H119ZM124 97H126L129 101H126L127 99L124 101V100H123ZM22 98H24L25 101L28 100V101L26 102V104H25L24 101L21 102V100H23ZM41 98H42V100H41ZM72 98H73L74 100H73ZM77 98H78V100H77ZM121 98H122V99H121ZM246 98H248V99H246ZM10 99L12 100L11 102H10ZM16 99H17V100H16ZM26 99H27V100H26ZM34 99H35L36 103H37V101L39 102V103H37L36 105H39V104H40L39 106H40L44 111H46V110L49 109V110H48V111H49V113H48L49 115L45 113V115H46V116H45V120H46V121H45L44 119L41 120L42 118L40 119V115L43 116L42 113H44V111H43L40 107H38V106L35 105V101H34V104H33L32 101H33ZM43 99H44L45 101H44ZM51 99H52V100H51ZM61 99H62V100H61ZM65 99H66L67 101H65ZM69 99H70V101H68ZM82 99H83V100H87V99H88V100H87V103H85L86 101L83 102ZM109 99H110V101H109ZM118 99L121 100V102L118 101ZM258 99L261 101L259 105H258V103H259ZM3 100H1V98H0V101H1V102H2ZM30 100H32V101H30ZM48 100H49V101H48ZM55 100H56V101H59L60 103L62 102L61 105H60L59 102H55ZM75 100H76V101H75ZM106 100H107V101H106ZM115 100L118 101V102H116ZM122 100H123V102H122ZM159 100H160V101H159ZM167 100H166V101H167ZM175 100H176V99H175ZM4 101H3L2 103H4ZM29 101H30V103L32 104V106H35V107L31 108V110H29L30 105H31V104L29 103ZM40 101H43L44 103H43V102H40ZM47 101L50 102V103H49L50 105L48 104V106H44V107H42L41 105L46 104L45 102H47ZM51 101H52V102H51ZM53 101H54V103H53ZM73 101H74V102H73ZM77 101H82V102H81V103H79V102L77 103ZM262 101H263V102H262ZM71 102H72V103H71ZM75 102H76L77 104H75ZM108 102H112V103L110 104V103H108ZM124 102H126L127 105H128V106L126 105L128 108L125 109V111H124V108H126V107H125V106H122V104H123ZM158 102H159V103L162 102L163 105H162V103H161V104H157ZM173 102H175L176 105H175ZM177 102H178V103H177ZM244 102H245L246 104H245ZM256 102H258V103H256ZM13 103H14V102H13ZM27 103H29V106H26V108L24 109L25 105H28ZM41 103H43V104H41ZM51 103H53L55 106H54L53 104H51ZM58 103H59V106H57ZM66 103H67V104H66ZM70 103H71V107H70ZM73 103H74V104H73ZM99 103H100V104H99ZM113 103H114L115 105H113ZM119 103H121V105H120ZM126 103H125V104H126ZM64 104H65V105H64ZM84 104H86V105H84ZM87 104H88V105H87ZM90 104H91V105H90ZM97 104H98V105H97ZM102 104L105 105V106H103ZM108 104H109V105H108ZM117 104H118V105H117ZM125 104H124V105H125ZM173 104H174V106H173ZM177 104H178L179 107L177 106ZM252 104H253V105H252ZM255 104H257V105L259 106V109H258V113L255 112V113H257V114H254V115H256V116L254 117V116H251V113L253 114V112H254V111H253V108H255L256 111H257L258 106H257V105L255 106ZM62 105H63V106H62ZM72 105H73V107H72ZM74 105H75V106H74ZM79 105H80V106H79ZM110 105H111V106H110ZM160 105H161V106H160ZM164 105H166V107H165ZM168 105H169L170 107H169ZM205 105H206V107L208 106L209 108L207 107V109H205V108H204ZM261 105L263 106L262 109H261V107H260ZM2 106H5V108L2 107ZM7 106H9V107H7ZM49 106H50V107H49ZM52 106H53V109H55V107L57 106L55 110H56L57 112L59 111V112H58L59 114H58L55 110H54V112L57 113L59 116L56 115V114L52 111V108H51ZM60 106H61L62 109L60 108ZM68 106H69V108H68ZM76 106H77L78 108H77ZM90 106H94V107H93V108H92V107L90 108ZM98 106H99V107H98ZM146 106L148 107V105H146ZM146 106H145V107H146ZM150 106H151V107H152V106H155V103L149 105V107H150ZM176 106H177V107H176ZM10 107H11V108H10ZM28 107H29V108H28ZM46 107H48V108L46 109ZM82 107H83V108H82ZM100 107H104L103 112H101V114L99 113L98 116L95 117L96 120H95V118H91V117L94 115L93 112L95 113V112L97 111V109L100 108ZM105 107H106V108H105ZM109 107H110L111 109H109ZM116 107H118L119 110H118ZM147 107H146V108H147ZM159 107H160V108H159ZM162 107H164V108H162ZM174 107H175V108H174ZM193 107H194V108H193ZM202 107H203V108H202ZM1 108H4L5 110H7L6 108H9V109H10L9 112H10V111H11V112H10V113H9V112H5V114H3L4 112L2 113V109H1ZM36 108H39V110H42V111L38 112V111H37L38 109L36 110ZM50 108H51V111H50ZM74 108H75V109H74ZM120 108H121V110L123 109L122 111H124V112H126V110H127L126 114L130 117V119L127 118L128 116H127L124 112H122V111L120 110ZM143 108H144V107H143ZM168 108H169V109H168ZM170 108H171V111H170ZM172 108H173V111H172ZM189 108H190V109H189ZM201 108H202V109H201ZM214 108H215V111H213ZM220 108H222V109H220ZM223 108H224V109H223ZM15 109H18V110H16L15 113H14V111H12V110H15ZM21 109H22L26 114H28V115L30 114L31 111H32V112H31L32 114H33L34 112H36V113H34L31 117H30V116L27 117V115H25V113H24ZM26 109H27V110H26ZM32 109H33V110L35 109V111H33ZM59 109H60V110H59ZM73 109H74V111H73ZM79 109H80V110H79ZM130 109H131V108H129V110H130ZM144 109H145V108H144ZM174 109H175V110H174ZM178 109H180L182 112L180 113V111H177ZM199 109H201V112L199 111ZM203 109H204V111H202ZM251 109H252V110H251ZM255 109H254V110H255ZM20 110H21V111H20ZM25 110H26L27 112H26ZM67 110H68V111H67ZM83 110H84V111H83ZM90 110H91V111H90ZM93 110H94V111H93ZM95 110H96V111H95ZM106 110H107L108 112H107ZM132 110H133V109H132ZM184 110H185V111H184ZM186 110H187V112H186ZM196 110H197V111H196ZM205 110H206V112H205ZM208 110L213 111V113H215L216 115H212L213 113H212L211 115H210V114L208 115V113H210V111L207 113ZM221 110H222L223 112H222ZM259 110H263V111H262L263 113H260L261 115L259 114V112H260ZM7 111H8V110H7ZM17 111L20 112V113H18ZM79 111H80V113H79ZM89 111H90V112H89ZM92 111H93V112H92ZM104 111H106V112H104ZM117 111H118L119 113H121V115H120ZM160 111H162V114H166V115L164 116L165 119H164V117L161 115V112H160ZM163 111H164V112H163ZM174 111H175V112H174ZM190 111H191V113H190ZM192 111H193V112H195V111L197 112V113L195 112L194 115H195V114H198V115H197L198 118H196V115L194 116V115L192 114ZM198 111H199V112H198ZM216 111H217V112H216ZM21 112L23 113V115L21 114ZM60 112H61V113H60ZM62 112H63L64 115L62 114ZM73 112H74V113H73ZM87 112L90 113V114H88ZM91 112H92V114H91ZM131 112H132V111H131ZM167 112H168V114H169L170 116L167 114ZM171 112H173V114H172ZM176 112H177V113H176ZM6 113H8V114H6ZM37 113H38V114H37ZM39 113H40V114H39ZM50 113H51V114H50ZM65 113H66V114H65ZM82 113H83L84 115H83ZM128 113H129V114H128ZM170 113H171L172 115H171ZM174 113H175V114H174ZM199 113H200V115H199ZM218 113H220V114L217 115ZM223 113H224V114H223ZM17 114H18V115H17ZM20 114H21V115H20ZM60 114H62V116H61ZM157 114H158V115H157ZM159 114H160V115H159ZM177 114H179V115H177ZM188 114H189V116H187ZM222 114H223V115H222ZM225 114H226L227 116H229V118H227ZM258 114H259V115H258ZM3 115H4V116H3ZM5 115H6V116H5ZM7 115H8L9 117H8ZM30 115H31V114H30ZM54 115H55L56 118L54 117ZM82 115H83V116H82ZM110 115H111V117H110ZM113 115H114V116H113ZM174 115H175V116H174ZM176 115H177V116H176ZM180 115H184V116H180ZM190 115H191V119H193V120H191V122L195 121L196 124H199L197 127L194 126V125H195V122H193V123L190 122ZM201 115H202V116H201ZM203 115H204V116H203ZM220 115H222V116H220ZM248 115H249V114H248ZM13 116H14V117H13ZM17 116H18V117H17ZM21 116H22V117H21ZM33 116H34L35 119L38 117V118H37L38 120H37V119L35 120V119L33 118ZM49 116H50V117H49ZM52 116H53L54 118H53ZM67 116H68V117H67ZM77 116H78V117H77ZM81 116H82V117H81ZM85 116H87V117H85ZM112 116H113V117H112ZM117 116H118V117H117ZM126 116H127V117H126ZM137 116H139V117H137ZM159 116H160V117H159ZM166 116H167V117H166ZM186 116H187V117H186ZM192 116H194V117H192ZM206 116H210V117L212 116L211 118H212V121H213V122H211V118L209 119V117H208V118L206 119L207 122H208V123H207V122L205 121ZM224 116H225V117H224ZM258 116H259V117H258ZM4 117H6V118H5V119H6L5 121L3 120ZM24 117H26V118H24ZM29 117H30V118H29ZM46 117H47V118H46ZM70 117H72V118H70ZM98 117H99L100 119H99ZM102 117H103V118H102ZM107 117H110V118H107ZM122 117H123L124 119H123ZM134 117H135V118H134ZM136 117H137V118H136ZM161 117H162V118H161ZM173 117H174V119H175L176 121H179V119H180V120L183 122L182 119H184V120H185V123L187 124V125H186L187 127H186L185 125L179 127V125L177 124V122H175V120H174L173 122L170 120V118L172 119ZM175 117H176V118H175ZM183 117H184V118H183ZM213 117H214V119H213ZM215 117H216V119H218V122H219V121H222V122H223V120H225L224 118H226V120L223 122V124H222V122H221V123L217 126L216 124H218V123H217V120L215 119ZM253 117H254V118H253ZM262 117H263V118H262ZM1 118H3V119H1ZM21 118L24 119L25 122H26V121H27V122L25 123ZM28 118L30 119V121H31L32 119H34V120H32L33 122H31V123H34L35 125L29 123V122H28V121H29ZM43 118H44V117H43ZM49 118H50V119H49ZM51 118L55 119V120H54L55 122H54ZM80 118H81V119H80ZM84 118H85L86 120H85ZM90 118H91V121L93 120V121H92L93 123L90 121L92 124H94L95 121H96L97 123H99L98 121H100V123H102V122H101V120H102L104 124L106 123V127H109V126L113 125V126L111 127L112 129H109V132L106 131V132H105L106 135L103 136L104 138H106V140H108L107 137H110V135L113 133L112 131L115 132V129H117L118 131L116 130L117 133H114V135H115V136L118 135L117 137H119V135H122V137H120L121 139L123 138V136H126V137H127L128 131H129L130 129H131V130H133V129L136 130V131H134L135 134H134V132L131 133V131H129V134H128V135H129V136H128V139H130V141H131V138H133V137H132L133 134H134L135 137L137 138V139H136L135 137L133 138V141L136 140V142H135V141H134V142L131 141L132 146L135 144V147L138 148V149H136V150H139L141 147H143V146H144L143 143L147 144V143H146L147 141H145L144 137H143V138H138V137H140V136H136V135H140V132L137 133V132H138L137 127L139 128V126H142V125H143V127H146V126H148L147 124H151V125H149V127H146V128H149L151 131H150L149 129H147V130L142 131V132H144L145 134H141L142 136H146V137H147V135H149L148 138L150 137L151 134H152L153 137H155V131H158V134L156 133V136H158L159 134H161V132H168V131H169L170 134H171V132H172V133L174 132L173 135L171 134V135L168 136V137H166V136L169 135V134L166 133L167 135H166L165 137H163V139H165L164 141H167L166 139H168V141H170V143H172V144L175 143V141H176V144H179V146H180V144H183V146L180 147L181 150H183V147L186 146V147H184L185 153H186V150H187V152L189 151V152H188V155H189V157H190V155H191V157H190V158L192 159V163H191V164H193V165H191V167H190V165H189L190 163H188V162L186 163V161H183V159H181V162L183 161V162L181 163V162L179 161V160H180V156H179V159H178V157H175V158H174V159H175V162H174V163L172 162V161L174 160L173 158H171V161L166 160L167 162L164 161L165 163H163V162L159 163V164L157 165V166H158V169H156V168H157L156 165H155L156 167H155V166H150V165H149V164H150V162H148L149 160H147L146 156H145L141 151L139 152V151H136V150H135L136 153L139 155V156H138V155L135 153V154H136V156H135V154L132 153V152L130 151V150L134 149V148L131 147V145H130V148H129L130 150H129V151H130V153L132 154V156L134 155V156L136 157V158H135V157L133 156L136 160L134 161V159H133V162H131V160H132V156H131V154L129 153V151L127 150V151H125V152H128V153H127V154H126L125 152H124V153L127 155L128 158L130 157L131 160H130V158H129V159H126V161H127V160H128V161H127V162L125 161V163H124V160H125L124 158H125L126 155H125L124 153L122 154V152L120 151V150H121L120 148H121L122 146H121V147H119V146L122 144V142H121L120 145H118L119 142H120V140H118V139H117L118 141H117V140L115 141V142H117L118 144H117V143H114V144H116V145L114 146V144L112 143V144H113L112 147L114 148V152L112 151L113 149L110 148V149H112V150H110V149L106 150V149H105L106 151H105V150L102 151V149H101V150L98 151L99 154L96 153V152H95V153H96L98 156L101 155L102 157H103L104 154H105L104 152L107 153V154H105V155H107V156H108L109 154L114 153V154H115V157H114L115 159H114L113 157H111L113 154H112V155H109L110 158H111V159H110V158H109V159H110V160L114 159L116 162H119V161L121 162L122 157H123L124 160H123L122 163H124L125 165H126V163L129 164V165H127V167L129 166V167H128L129 170H128V169L125 167V165H123L122 163H119L120 165H119L118 163H117V164H118L119 166H121V164H122V166L125 167L124 169H120L122 166H121L120 168H119V166H117V165H116V167H114V164H113L114 160H113V162L111 163L110 160L108 159L109 156H108V157L106 156L107 159H104V157H103V159H102V157H100L101 160H100V159H99V160H100L101 162H99L97 159H96V160L94 159V157H97V158H98V156H97L94 152H92V151H93L92 149L89 148L90 144L86 143V144H88V146L86 145V147H85V145H83V144H85V141H84V142L82 141V139L85 138V137H84V133H83V131H81V130H85L84 127H86V126L92 127V124H91V123L89 122V120H88V119H90ZM117 118H118V119H117ZM131 118H133V119H131ZM166 118L169 120V122L166 120ZM185 118H186L187 120H186ZM200 118H202V120H201ZM230 118H232V119H230ZM233 118H234L235 120H234ZM257 118H258V120H257ZM260 118H262V119H260ZM8 119H9L10 121H8ZM11 119H13L14 121L11 120ZM48 119H49V120H48ZM56 119H58V120H56ZM62 119H63V120H62ZM79 119H80V120H79ZM83 119H84L85 121H82V123H81V120H83ZM112 119H114L117 123L114 122ZM122 119H123V120H122ZM125 119L128 120L129 122H132V123L134 122V123L131 124V123H129V122L127 121V122L129 123V124H128V123L126 122ZM145 119H146V121H145ZM159 119H161V121H160ZM177 119H178V120H177ZM199 119H200V120H199ZM219 119H220V120H219ZM221 119H222V120H221ZM40 120H41L42 122L44 121L45 123L43 122V123H44V124H43ZM61 120H62V121H61ZM94 120H95V121H94ZM142 120H143V121H142ZM147 120H148V121H147ZM158 120H159L160 122H159ZM162 120H163V121H162ZM196 120H197V121H196ZM198 120L201 121L200 123L203 124V125H202V128H201V124L198 122ZM208 120H209L210 122H209ZM215 120H216V122L214 123ZM231 120H232V121H231ZM233 120H234V122H233ZM248 120H249V119H248ZM254 120L257 121V122H255ZM262 120H263V121H262ZM16 121H18V123H16ZM36 121H38V122H36ZM39 121H40V122H39ZM48 121H49V122H48ZM52 121H53V123H52ZM86 121H87V122H86ZM105 121H106V122H105ZM110 121H111V122H110ZM135 121H136V122H135ZM141 121H142V122H141ZM20 122H24L25 124H24V123H21V124H20ZM50 122H51V123H50ZM57 122H58V123H57ZM74 122H75V123H74ZM88 122H89V123H88ZM96 122H95V123H96ZM139 122H140L142 125H140ZM144 122H145V123H144ZM146 122H147V124H146ZM162 122H163V123H162ZM165 122H168V123H167L168 125H167ZM236 122H237V124H238V127L235 126V127L233 128L234 123H235V125H236ZM238 122H239V123H238ZM259 122H260V123H259ZM262 122H263V124H262ZM10 123H12V125H11ZM36 123H37V124H42V126H40V127H44V128H41V129H43V130H41L40 128H38L39 126L36 125ZM48 123H50V124H48ZM111 123H112V124H111ZM114 123H115V124H114ZM122 123H124V125H123ZM125 123L128 124V126H125V125H126ZM159 123H161V125H160ZM175 123L177 124V126H176V125H172V124H175ZM183 123H184V122H183ZM185 123H184V124H185ZM188 123H190L189 126H188ZM204 123H205V124H204ZM210 123H211V124L214 123V124H213V129H214V130H212V125H211V126L209 125ZM244 123H245L246 125H245ZM257 123L260 125V128H261V126L263 125L262 129H260L259 126H256ZM16 124H17V125H18V124H19V125H22L21 128H20V127L17 128V127H16ZM46 124H47L48 126L45 127ZM59 124H60V125H59ZM63 124H64V125H63ZM109 124H110V125H109ZM118 124H119V125L122 124L121 126H124V127L118 126ZM144 124H145V126H144ZM156 124H157V126L159 125V126H158L159 128H157V127L155 128ZM206 124H207V125H206ZM261 124H262V125H261ZM19 125H18V126H19ZM26 125H27V126H26ZM31 125H32L33 127L36 126L37 129H36V130L33 129V130L31 131V129L33 128ZM66 125H67L68 127H67ZM116 125H117V127L115 128L114 126H116ZM129 125H131V126L133 125V126L136 127V128H134V127L132 128V127H130ZM152 125H153V126H152ZM23 126H24V127L26 126L24 132H23V130H24ZM30 126H31L32 128H30ZM51 126H52V127H51ZM64 126H66V128H65ZM167 126H170V127H172V128H173V127H174V128L176 127L177 132H178L179 129H181V130L183 129L182 131L180 130L179 133H177V136H176V137H177V140H174V139H176L175 136H174L176 130H175V129L172 130V128H170V127H169V128H170V129H169ZM184 126H185V128H184ZM191 126H192L193 128L195 127V129L191 128L192 131L194 130V132H192V131L190 130V127H191ZM199 126H200L201 129L197 130V128H199ZM204 126H205V129H206L207 126H208L209 129H207V130H210V128H211L210 131H211V132L213 131L212 134H211L210 132H208V133H210L209 135H207V133H204V132H203V131H204V129H203ZM214 126H215V127L217 126V128L215 129ZM220 126H222V127H220ZM59 127H60V128H59ZM77 127H78V128H81V130H79ZM119 127H120V128H119ZM129 127H130V128H129ZM150 127H151V128H150ZM160 127H161V129H160ZM162 127H163V128H162ZM219 127H220V128H219ZM236 127H237V128H236ZM239 127H242V128H241V131H242V129H243L244 127H245L246 130H247V132H246L245 130L242 131V133H241V134H243L242 136L239 135L240 132H241V131L238 132V131H239L238 129H240ZM251 127H252V128H251ZM9 128H12V129H11L12 131H11ZM13 128H14L15 131H17V130H18V131L15 132V131L13 130ZM26 128L28 129V131L30 130L31 132H28ZM29 128H30V129H29ZM34 128H35V127H34ZM47 128H48V131H47ZM55 128H56V129H55ZM70 128H72L73 130L70 129ZM86 128H87V127H86ZM109 128H110V127H109ZM123 128H124V129H123ZM140 128H141V127H140ZM140 128H139V129H140ZM164 128H165V129H164ZM167 128H168V131H165V130H167ZM218 128H219V129H218ZM248 128H249V129H248ZM256 128L260 129V132H259V133H258V129H256ZM20 129H21V130L23 129V130L20 131ZM38 129H39V131H37ZM44 129H45V130H44ZM50 129H51V130H50ZM52 129H53V131H52ZM60 129H62V130H60ZM67 129H69V130H67ZM128 129H129V130H128ZM159 129H160V130H159ZM163 129H164V130H163ZM188 129L191 131L190 133H192V134H189V132L186 131V130H188ZM232 129H233V130H232ZM236 129H237V130H236ZM255 129L257 130V132L255 131ZM1 130H2V131H1ZM40 130H41V131H40ZM58 130H60V131H58ZM63 130H64V132H65V133H64V134H65V140L63 139V138H64V134L61 133V132H63ZM71 130H72V131H71ZM78 130H79V131H78ZM170 130H171V131H170ZM184 130H185V131H184ZM207 130H206L205 132H207ZM215 130H216V131H215ZM235 130H236V131H235ZM13 131H14L15 134L13 133ZM26 131H27V132H26ZM34 131H35V132H34ZM43 131H44V132H43ZM46 131H47V132H46ZM66 131H69V134H70V135H69L68 132H66ZM70 131H71V132H70ZM75 131H76V132H75ZM125 131L127 132V134H125V133H126ZM145 131H146V132H145ZM159 131H160V133H159ZM183 131H184V132H183ZM195 131H197V132H198V131H199V132L202 131V134L204 133V135H199L200 133L198 134L197 132H196V133H197L198 135H197V134L195 135V134H193V133H195ZM224 131H225V132H224ZM233 131H234L235 133H234ZM254 131H255V132H254ZM7 132H8V133H7ZM9 132H10L11 134H10ZM25 132H26V133H25ZM38 132H39V133H38ZM41 132L44 134V135H43L44 137L46 136V135H45L46 133L49 134V135H47L48 137L46 136L47 139H46V137H45L46 140H45L43 137H42V139H41V137H40V136H42ZM78 132H80V133H78ZM81 132H82V133H81ZM111 132H112V133H111ZM119 132H120V133H119ZM148 132H150V133L148 134ZM21 133H22V137H21ZM27 133H28V135H26ZM30 133H31L32 135H29ZM33 133H34V134H33ZM35 133L39 134V136L36 135ZM66 133H67V134H66ZM75 133H77V134H75ZM107 133H110V134H107ZM130 133H131L132 136L130 135ZM136 133H137V134H136ZM146 133H147V134H146ZM180 133L183 134L182 138L180 137V136H181ZM184 133H185V134H184ZM187 133H188V135H190V138H189L188 136L186 137L187 139H191V136H193V137H192V139L189 141V143L186 144L185 142L188 141V140L185 139L186 141H184V140H181V139H183L184 136H185ZM222 133H223V134H222ZM252 133H253V134H252ZM52 134H54L55 136L52 135ZM57 134H58V136H57ZM60 134H61V136H60ZM72 134L79 135V136H77V137H79V138H77V137L75 138V136H73ZM82 134H83V135H82ZM124 134H125V135H124ZM251 134H252V135H251ZM23 135H24V136H23ZM67 135H68L69 137H67ZM71 135H72L75 139H72V136H71ZM80 135H82V136H80ZM107 135H108V136H107ZM211 135H213V136H211ZM13 136H14V137H13ZM17 136H18V137H17ZM33 136H36L39 140L36 139L37 141H35V139H34ZM195 136H196V137H195ZM12 137H13V138H12ZM16 137H17V138H16ZM24 137H25V139H24ZM36 137H35V138H36ZM49 137H50V138H49ZM57 137H58V138H57ZM59 137H60V138H59ZM81 137H83V138H81ZM126 137H125V138H126ZM130 137H131V138H130ZM172 137H174V139H172V141H171V138H172ZM178 137H180L179 139H180L181 143H179L180 141H179ZM194 137H195V138H194ZM205 137H206V138H205ZM210 137H209V138H210ZM214 137H215V136H214ZM214 137H213V138H214ZM225 137H226V136H225ZM256 137H257V136H256ZM9 138H10V139H9ZM48 138H49V139H48ZM56 138H57L58 140H57ZM66 138H67V144L64 143V141H66ZM68 138H69V139H68ZM80 138H81V143H79L80 145L77 146L78 141H77L76 139H79V140H80ZM211 138L208 140L207 144L212 148V147H214L215 144H218V143L213 142L214 139H213V138L211 139ZM217 138H215V139H217ZM222 138H223V136H222ZM222 138H221V139H222ZM244 138H245V137H244ZM244 138H243V139H244ZM11 139H13L14 141L16 140V141L14 142V141H12ZM32 139H33V140H32ZM54 139H55V141H54ZM62 139H63L64 141H62ZM70 139H71V140H70ZM7 140H8V141H7ZM17 140H18V141H17ZM41 140H44V142H43V141L41 142ZM68 140H69V141H68ZM74 140H76V142H74V145H73V147H72V142H73ZM137 140H138V141H137ZM141 140H142V141H141ZM146 140H148V139H146ZM211 140H212V141H211ZM10 141H11V142H10ZM24 141H26V143L28 142L29 144H28V143L25 144ZM31 141H32V142H31ZM45 141H47V142H45ZM57 141H58L59 143H58ZM71 141H72V142H71ZM121 141H122V140H121ZM128 141H129V140H128ZM140 141H141L142 143H141ZM144 141H145V142H144ZM148 141H149V140H148ZM178 141H179V142H178ZM12 142L15 143L16 145L13 144ZM18 142H20L21 144H18ZM60 142H61V143H60ZM68 142H69V143H68ZM138 142H139V143H138ZM150 142H151V140H150L148 143H150ZM177 142H178V143H177ZM211 142H213V143H211ZM34 143H35V144H34ZM40 143H41V144H40ZM48 143H49V144H48ZM54 143H55V144H54ZM62 143H63V145H62ZM75 143H76V144H75ZM82 143H83V144H82ZM137 143H138V144H137ZM184 143H185L186 145H184ZM192 143H194V144H192ZM12 144H13V145H12ZM58 144H59V145H58ZM68 144H69V145H68ZM176 144H175V145H176ZM11 145H12V146H11ZM19 145H20V146H19ZM21 145H22V146H21ZM25 145H26V146L28 145L29 148L32 147V150H30L31 148H30V149H29V148L27 149L28 151L30 150L29 153L26 151V149H24V148H27ZM48 145H49V146H48ZM55 145H56V146H55ZM66 145H67V147H66ZM117 145H118V146H117ZM173 145H174V144H173ZM175 145H174V146H175ZM195 145H197V146H195ZM45 146H46V147H45ZM68 146H70V148H69ZM75 146L79 147V149H80V150L78 149L79 152H78V150H76V152H77L76 154H77V155H76V154H73V153L75 152V149H74ZM80 146H81V148H80ZM82 146H83V147H82ZM138 146H139V147H138ZM174 146H173V147H174ZM193 146H194V147H193ZM198 146H199V147H198ZM16 147H17V148H16ZM23 147H24V148H23ZM49 147H51V148L53 147L54 151L52 152L51 150H53V149H49ZM57 147H59L60 149L62 148L63 150H65V151H66V154H64V151H63V150L61 151L60 149H57ZM133 147H134V146H133ZM175 147H178V145H176ZM189 147H190V148H189ZM192 147H193V148H192ZM195 147L198 148L199 150L196 149ZM22 148H23V149H22ZM47 148H48V149H47ZM68 148H69V150H68ZM84 148H86L87 150L84 149ZM115 148L120 149V150H119L120 152L118 151L119 154H116V153H115V152H117V151H116L117 149L115 150ZM194 148H195L196 150H195ZM226 148H228V149H226ZM226 148H225L226 150L231 149V148L228 147V146H227ZM12 149H13V150H12ZM44 149H45V150H44ZM55 149L59 150V152H60L59 155H58L59 152L55 153V151H56ZM66 149L68 150V152H67ZM70 149H71V150H70ZM82 149H84V152L80 153V151H82ZM89 149L91 150V151H90V154H89L90 157H88V156H89V155H88V153H89L88 150H89ZM212 149H213V148H212ZM225 149H224V150H225ZM17 150H20V151H17ZM21 150H22V151H21ZM24 150H25L26 152H25ZM85 150H86L88 153H87ZM109 150H110L111 153L109 152ZM140 150H141V149H140ZM201 150H202V151H201ZM43 151H44V152H43ZM50 151H51L52 153H51ZM69 151L71 152L72 157H73V155H74V158H75V159L88 158L87 160L82 159V160H85L86 163H85L84 161H82V162H83V163H82V162H79L78 160H74L71 156H69V155H70V154H69V153H70ZM100 151H101L102 153H104V154H101ZM135 151L133 150V152H135ZM194 151H195V152H194ZM232 151H233V150H232ZM232 151H230V150H229V151H226V154H227L228 156L231 154V155H230L231 159H232V157H233V156H232V155H233V154H232V153H233ZM2 152H3V153H2ZM24 152L27 153V154H25ZM62 152H63V153H62ZM85 152H86V153H85ZM190 152H191V154H190ZM193 152H194V153H193ZM197 152H198V154H197ZM199 152H200V153H199ZM227 152H228L229 154H228ZM32 153H33V154H32ZM39 153H40L41 155H40ZM47 153H50V155L52 154L53 157H54V156L56 157V155H57L58 159H57V160H56V159L54 160V161L56 162V163L54 162V164H55L54 166H56V164H57V166H60L61 168H64V167H65L64 169H66V171L68 170V166H69L68 164H69V162L72 163V164H71L72 166H73L74 163L78 162V163L74 164V165H75V166H74V167H75L74 169L77 170V172H78V171H82L81 168H83V172L85 171V172L83 173V178H81L82 176L79 175V174H81V172H80V173H77V172H75L74 169L72 170L71 165L69 166V170L71 169V172L74 171V174H78V178H80V179H78V178H77V175H76L77 181H75V182H76L77 184H78L82 179H84V180L81 181V182H83V183H85V184H88V186L86 185L87 188H86V186H84L85 184L83 185V183H81V182H80L81 185L79 184V186H80L81 188H82V186H83V187L86 189V191L88 190V191H89V194H90V197H88L89 194H88L87 192H85V189H84V188L81 189L79 186L74 185L75 183H71V182H73V181L75 180V178H74V180H72V178H70V177H74V176H73V174H70L69 170H68L67 173H66L65 170H63V169H61V168H59V169L56 168L57 170L61 171V172L59 173L58 171L55 170V171L57 172V174H56V172H55L54 170H53V171L51 170V169H54L55 167L52 165L53 162H51V161H53V159H52V157H51L52 155L50 156L52 160H49V162H51L52 164H51V163H50V164H49V163H45L46 161H48L47 159L49 158V156H47V155H48ZM53 153H54L55 155H54ZM79 153H80V157L77 158L76 156H78ZM83 153H84V154H87V157H86V155H85V157H81V156L83 155ZM120 153H121L122 155H121ZM139 153L143 154L144 156L142 157V155L139 154ZM4 154H5V155H4ZM37 154H38L40 157H42L41 159L43 160V162L45 161L44 163L41 164V160L38 159V155H37ZM44 154H45V156H44ZM61 154H62V155H61ZM63 154H64L65 156L67 155V156H66V160H65V156H64ZM92 154H93V155H92ZM186 154H187V153H186ZM195 154H196V155H195ZM202 154L204 155V152H203ZM202 154H201V157L203 156ZM13 155H14V157H15L16 159H15L14 157L12 158ZM24 155L27 156V157L25 158ZM29 155H30V156H29ZM34 155H35V156H34ZM94 155H96V156H94ZM116 155H117V156L119 155L118 158L120 157L119 159L117 158L118 161L116 160V157H117ZM120 155H121V156H120ZM123 155H124V156H123ZM4 156H5V158H4ZM9 156H10V157H9ZM46 156H47L48 158H46V160H45L44 157H46ZM68 156H69V157H68ZM83 156H84V155H83ZM28 157H30V159H32V158H33V159L28 161V159H29ZM31 157H32V158H31ZM36 157H37V158H36ZM55 157H54V158H55ZM59 157H60V158H59ZM63 157H64V158H63ZM91 157H92V158H91ZM127 157H126V158H127ZM137 157H140V158L143 159V160H144V158H145V161H146V162H144L143 160H141V162L143 161V163H145L144 165H145V166L147 165L148 167L145 168V166H144V168H143V166H142L143 163H141V162H140V159L137 158ZM195 157H196V158H195ZM230 157H229V159H230ZM3 158H4L5 160H4ZM7 158H8V159H7ZM21 158H22L23 162H22ZM35 158H36V159H35ZM69 158H70V159H69ZM71 158H72L73 160H72ZM89 158H91V159H89ZM2 159H3V160H2ZM24 159H26V163H25ZM34 159L36 160V162H33V161H35ZM37 159H38V160H37ZM49 159H50V158H49ZM60 159H62V160L64 159L66 162H68V164H66L65 161H61ZM67 159H68V160H67ZM231 159H230V161H231ZM8 160H10V161H8ZM12 160L15 161V162H18V163H17L18 165H17V166H16V165L14 166L13 164H16V163H15V162H11ZM19 160L22 162V164H20ZM70 160H71L72 162H71ZM92 160H93V161H92ZM102 160H103L104 162L106 161V163L104 164V162H103ZM129 160H130V161H129ZM232 160H234V159H232ZM37 161H39V162H37ZM60 161H61V162H60ZM88 161H89L92 165H93V164H94V165L91 166V164H89ZM95 161H96L98 164H100V166H99L97 163H92V162H95ZM107 161H108V162H107ZM168 161H169V162H168ZM176 161H177L178 163H177ZM1 162H2V163H1ZM3 162H4V163H3ZM6 162H7V163L9 162V164H7ZM10 162H11V163H10ZM64 162H65V163H64ZM130 162L132 163V164H131L132 166H135V164L137 163V164H138V165L136 164V165H137V168L135 169L134 167H131ZM134 162H136V163L134 164ZM139 162H140V163H139ZM147 162H148V164H147ZM170 162H172V163H171L172 165L170 164ZM217 162H218V160L215 161L216 165H217ZM23 163H24V164H23ZM29 163H30V164H29ZM35 163H36V165H34ZM37 163H38V165H37ZM39 163H40L41 165H40ZM80 163H82V164H80ZM114 163H115V162H114ZM167 163H168L169 165H168ZM175 163H177L178 165H179V163H180V165L177 166V164L175 165ZM233 163H234V162H233ZM11 164H12V165H11ZM31 164H32L33 166H32ZM43 164H46V165H52L53 167L51 168L50 166H48V167L50 168V169H49L46 165H45V166H46V167H45ZM60 164H61V165H60ZM62 164H64V165H62ZM77 164H78V165H77ZM83 164H85V165L87 164V165L84 166ZM96 164H97V165H96ZM102 164H103V165H102ZM106 164H107L108 166H106ZM109 164H113V165H110V166H109ZM115 164H116V163H115ZM140 164H141V166H139ZM161 164H162L163 168H162ZM165 164H167V165H165ZM181 164H182V167H181ZM211 164H214V162H212ZM66 165H67V166H66ZM76 165H77L78 167H79L80 165H82V167H81V166L79 167V169H81V170H78V169H77L78 167H77ZM164 165H165L166 167L169 166L168 168L171 167L172 169L170 170V169L167 168V169L170 170V171H167V172H166V170H162V169L165 168ZM173 165H174V166H173ZM216 165H215V166H216ZM245 165H246V168H247V170H248V168H249L250 166L247 165V164H245ZM12 166H14V167H12ZM24 166H26L29 170H27V168L25 169ZM41 166H43L44 168H47V169H44L43 171H46V170L48 171V170H49V171H52V174H51V172H49V174L46 175V172H47V171H46V172L41 171L42 173H40V172H39V171H40V168H39V167H41ZM94 166H95V170H96V167H97V169L99 170V171L96 170V171H98V172L94 173V174H96V175H95L96 178L93 177V175L90 174V173L93 171V169H91V167L94 168ZM102 166H104L105 168H107V169H108L107 171H109V172L111 171V169L114 168V169H113L114 171H113V172L111 171V172L114 173V172H116V170H117L116 173H118L119 175L115 173L116 175L114 174V176H113V174H112L111 172H110V173H111L112 175H111L110 173H107V171L104 170L105 168L103 169V173H102V171H100L101 168H100V169L98 168V167H102ZM111 166H112V167H111ZM138 166H139V169H140V170L138 169ZM149 166L151 167V169H150L151 171L148 169V172L151 173L152 171H153V172L156 171L154 175H153V173H151V174H150V173L147 174V173H146L147 171H143V170H142V169H146V170H147V168H150ZM172 166H173V167H172ZM175 166H176L179 170L181 169L180 172H178L179 170H178L177 168H175ZM186 166H187V167H186ZM247 166H248V167H247ZM16 167H17V168H16ZM36 167L39 169V171H38L39 174L36 173L37 170H38ZM43 167H41V168H43ZM87 167H88L89 169H91V170H89V171H91V172L88 173V174H90V175H88V174L86 173V172H88V168H87ZM108 167H109V168H108ZM135 167H136V166H135ZM154 167H155V170H153ZM184 167H185V168H189V167H190V170H188L189 174L187 175V180L189 179L188 182L191 180V181H190V183H191V184H190V188H193L194 185H195V187L197 186L196 188H194V189L191 190V191H193V190L196 191V190L198 189L196 192L193 191V194H192L191 191H189L190 188L184 190V188H186V187L189 186L188 184H187V185H184L183 187H181L184 191H187V190H188L187 192H183V190H182L181 188H179V190H180V191H179L180 193H179L177 189H174V188H176L175 186L178 185L177 181H176V182L173 181V178L175 177L174 174L180 175L182 172L185 171V170H184V169H185ZM200 167H201V169L199 170ZM11 168H12L13 171L11 170ZM30 168H32V169H30ZM84 168H86V169H84ZM102 168H103V167H102ZM161 168H162V169H161ZM173 168H174V170H173ZM233 168H234V167H233ZM246 168H245V166H243L242 169H240V171H241V170L244 171V169H246ZM263 168H264V166H263ZM36 169H37V170H36ZM109 169H110V170H109ZM119 169H120L121 171H120ZM131 169H135V171H137V172L135 173L134 170H131ZM137 169H138V170H137ZM165 169H166V168H165ZM202 169H203V170H202ZM212 169H213V170H212ZM7 170H8V171H7ZM19 170H20V171H19ZM26 170H27V172H29L28 174L26 173ZM32 170H33V171H32ZM141 170H142V171H141ZM157 170H158V171H157ZM159 170H161V171H159ZM182 170H183V171H182ZM234 170H236V169L234 168ZM234 170H232V172H234ZM5 171H6V172H5ZM14 171H15V172H14ZM17 171H19V172H17ZM23 171H25V173L27 174L28 177L25 176V173H23ZM30 171H31L34 175L32 174V176H31V174H30L31 172H30ZM118 171H119V172H118ZM123 171H124V172H123ZM129 171H130L131 173H130ZM138 171L141 172V173L143 172L142 174H145V173H146V177H145V175L143 176L142 174L139 173L140 175H142V178H141V176L138 174ZM171 171H172L173 173H172ZM236 171H237V170H236ZM236 171H235V172H236ZM238 171H239V170H238ZM238 171H237V172H238ZM12 172H13L14 174H16V175L13 176V173H12ZM34 172H35L36 174H35ZM93 172H95V171H93ZM93 172H92V173H93ZM100 172H101L103 175L100 174ZM105 172H106L107 174H106ZM121 172H122V174H121ZM128 172H129V175H128ZM158 172H161V173H158ZM164 172H165V174H167L166 176H165V174H164V176H163L162 173H164ZM170 172H171V173H170ZM190 172H191V173H190ZM202 172H203V173H202ZM208 172H209V173H208ZM235 172H234V173H235ZM4 173H6L7 175H6V174L3 175ZM21 173H22V175H24V176L27 177V178H25L24 176H23V177H20V176H21ZM44 173H45V174H44ZM58 173H59V174H58ZM61 173H62V174H61ZM68 173H69V174H68ZM104 173H105L106 176L104 175ZM125 173H127V174H125ZM133 173H135V174H133ZM156 173H157V174H156ZM168 173H169V174H168ZM192 173L195 174V175H197V176H194ZM8 174H9V175H8ZM17 174H18V175H17ZM50 174H51V175L54 174V175L51 176ZM85 174H86V175H85ZM120 174H121L122 176H124V177H122ZM124 174H125V175H124ZM161 174H162V175H161ZM170 174H171V176H172V177L170 176L172 179L169 177ZM191 174H192V175H191ZM198 174H199V175H198ZM201 174L204 175V176H202V180L199 179ZM205 174H206V175H205ZM207 174H208V175H207ZM211 174H212V176H210ZM10 175H11V176H10ZM36 175H37V176H36ZM84 175L87 176V177H85ZM100 175H101V176H100ZM107 175H110V178H108L109 176H107ZM137 175H138V176H137ZM148 175H151V176L148 177ZM190 175H191V178L195 177V180H198V179H199L200 183H196V181H195L194 179H191V178H190ZM231 175H232V177H234L233 174H231ZM234 175H235V174H234ZM3 176H4V177H3ZM12 176H13V177H12ZM29 176H30V177H29ZM34 176H35V177L43 176V177H38V179H37V178H35ZM60 176L62 177V179H61ZM80 176H81V177H80ZM88 176H90V178H89ZM97 176H98L99 178L102 177V176H103V177L105 176V177H107V178H106V180H105V178H104V179L101 181ZM112 176H113V177H112ZM117 176H118V177H117ZM160 176H161V177H160ZM162 176H163V177H162ZM167 176H168L169 178H168ZM188 176H189V177H188ZM209 176H210V177H209ZM254 176H256V177H254ZM19 177H20V178H19ZM51 177H52V179H51ZM53 177H54V178H53ZM91 177H92V178H91ZM103 177H102V178H103ZM125 177H126V178H125ZM130 177H131V180L129 179ZM133 177H134V178H133ZM143 177H145L146 179L143 178ZM147 177H148V178H147ZM151 177H152V178H153V177L156 178V179H155L156 182L153 181L154 178L152 179ZM164 177H165V178H164ZM166 177H167V180H163V178L166 179ZM204 177H205V178H204ZM253 177H254L258 182L254 181L255 179H254ZM65 178H66V179H65ZM67 178H69L68 181H67ZM86 178H87V181L89 180V182L86 181ZM111 178H112V181H113L114 183L116 182V183H115V184H116L115 186H114V183L110 180ZM113 178H114V179H113ZM116 178H117L118 180H117ZM136 178L139 179V180H142V181H139V180H138V182H141V183H142L141 185L138 183V185H139V186H138L137 183H136L137 181H136V182L134 181V182H135V183H134L135 185H134L132 182H130V181H132V180H134V179L137 180ZM149 178H150V180H149ZM203 178H204V179H203ZM207 178H208V180H209V184H208V180H207ZM210 178H211V179L213 178V179H212V182H211V179H210ZM263 178H264V176H263ZM48 179H50V180H48ZM54 179H56L58 182H57L56 180H54ZM60 179H61V181H62L63 183H61V182L59 183ZM92 179H93L94 181H93ZM120 179H121V180H120ZM124 179H125V180H124ZM144 179H145L146 181H145ZM151 179H152V180H151ZM157 179H158V180H157ZM51 180H52L53 183L51 182ZM69 180H70V181H69ZM71 180H72V181H71ZM90 180H92L93 185H92V183H91ZM97 180H98L99 183L101 182V183L103 184V185H102V184L100 185V186H101L100 189L103 190V193H105V192H107V193H108V192H109V193H110V192H113V193H111V195H112V194H115L116 192H117V195H119V194H121V193L123 194L122 190L119 189V188L123 185L121 188H123V189H124L123 191H125V192L127 193V194L124 193V194H126V198H125L124 194H123V195L121 194V195H119V196L121 197V199H124V198H125L123 201L126 200L127 202H129L130 200H131V201L133 200L132 203L135 204L134 207H135L136 204H137V207H136V208H138V210H136V208L134 209L133 207H132V208H133L134 210H133V209H131V210L127 209V208H131V207H129V206L132 205V203H130L131 201H130L129 203H127L126 201H125V203H124L123 201H121L122 203H124V204H122V203L120 202L121 199H120V198H119V199L116 198V197H118L116 194H115L116 196H114V197H113V195H112V196H111V195H108V196L105 198L106 200L104 199L105 202L107 203L106 205H109V203H108V201H107L108 199H109V200H112V199H113V200H116V199H118V200H117V201H118V204L121 203L120 205H122V207L125 206V207H124L125 209L122 208L120 205H119V207H121V208H119L118 205H116V206H115V205L112 206V204H110V205H111V208H110V205L108 206L111 210H109V208H108L107 210L104 209V210L98 211V210H96V208H93V207L90 208V206H91L90 204L86 205V208H84L85 206H84V207L82 206L83 209H82V208L80 209V207H81V205L83 204V202L81 203V201L79 202V200H84V201H86L85 203H90V202H88V200H91V198H92V196H93V195H91V194H93V193L91 192V191H92V188L94 187V190H95V189H97L96 187H98V185H99V183L97 182ZM99 180H100V181H99ZM115 180H117V181H115ZM122 180H124V181H122ZM126 180H127V181L130 180V181H129V182H130V185L133 184L134 186H133V185L130 186V185L128 184L129 182H127ZM147 180H149L150 182L152 181V183H150V182L147 181ZM159 180H160V183H159ZM162 180H163V181H162ZM171 180H172V181H171ZM213 180H214V181H213ZM217 180H218V181H217ZM259 180H260V181H259ZM64 181H65V182H64ZM84 181H85V182H84ZM104 181H105V182H104ZM121 181H122V182H121ZM143 181L147 184L146 186H144L145 183H144ZM157 181H158V182H157ZM161 181H162V182H161ZM164 181H165L166 183H168V181H170V182L167 184L168 188H167V186L164 187L165 184H166ZM194 181H195V182H194ZM199 181H198V182H199ZM202 181H203V183H201ZM4 182H5V183H4ZM8 182H9V183H8ZM27 182H28V183H27ZM43 182H44V183H43ZM56 182H57V184H59V185H57ZM66 182L69 183V185H68ZM95 182H96V183H95ZM147 182H149V184H148ZM163 182H164V183H163ZM172 182H174V183H172ZM193 182H194V185L191 186V185L193 184ZM49 183H50V184H53V185H54L53 187L56 188V189L53 188V189H54V190H53V189L51 188L52 186H51ZM94 183H95V185H97V186H95ZM117 183H119L120 187H119V185H118ZM121 183H122V184H121ZM161 183H163V184H161ZM176 183H177V184H176ZM195 183H196V184H195ZM205 183H206V184H205ZM211 183H212V184H211ZM254 183H256V184H254ZM259 183H260V184H259ZM10 184H11V185H10ZM25 184H26V185H25ZM29 184H30V186H31V184H32L33 186H31V187H32V188L34 187L35 189H34V188L32 189V188L29 186ZM55 184H56L57 186H59V188H60V186H61V187L63 186L65 189H64L63 187H62V188H63L64 190H63V189H62V190H61V189H58V187H57ZM60 184H61V185H60ZM66 184H67V185H66ZM71 184H72V185H71ZM89 184L91 185V187H92V186H93V187L91 188ZM110 184H113V187H112ZM124 184H126V185H124ZM158 184H159V185H158ZM160 184H161V185H160ZM170 184L173 186V189H174V190L172 189V186H171ZM173 184H175V186H174ZM200 184H201V185H200ZM203 184H204V185H203ZM253 184H254V185H253ZM257 184H259V186H258ZM13 185H14V186H13ZM43 185H45V186H43ZM47 185H48V186H47ZM64 185H65L66 187H65ZM73 185H74V186H73ZM136 185L139 187L140 190L137 189L138 187H137ZM148 185H149V186H148ZM198 185H199V186H198ZM202 185L204 186L203 189H201V186H202ZM211 185H212V186H211ZM256 185L260 188V189H259V192H258V187H257ZM6 186H7V188H9L8 190H7ZM18 186H19V187H18ZM24 186H25V187H24ZM42 186H43V189H44L45 187H47V188H45V189H47L48 194H50V195L46 196L47 193H46V191H43V190H42ZM67 186H68L69 188H70V186H73L74 189H75V190H78L79 192H78V191H75L74 189L71 191L72 188L68 189ZM75 186H77V187L75 188ZM104 186H105V188H107V186H108L110 189H104ZM126 186H127V188H126ZM155 186H158V188H156ZM169 186L171 187V189H170ZM206 186H207L208 188H206V191H205L204 189H205ZM213 186H214V187H213ZM241 186H242V187H241ZM263 186H264V185H263ZM17 187H18V188H17ZM23 187H24V188H23ZM26 187H27V188H28V187L31 188L33 191H32L31 189L29 190V188L27 189ZM49 187H50V189H49ZM115 187H116V189H114ZM124 187H125V188H124ZM133 187H134V189H135L134 192H133ZM147 187H148V189L151 187L150 190H148V189L145 190V188H147ZM154 187H155V188H154ZM178 187H180V186H177V188H178ZM216 187H217V188H216ZM254 187H256L255 190H254ZM1 188H3V189H2L3 191L1 190ZM11 188H13V191H14V192L12 191ZM19 188H20L21 190H20ZM38 188H40L41 190L38 189ZM79 188H80V189H79ZM88 188H89V189H88ZM90 188H91V189H90ZM111 188H113L114 190H112ZM129 188H130V189H129ZM142 188H144V189H142ZM152 188H153V189H152ZM164 188H165V189H164ZM209 188H210V189H209ZM15 189H17V190H15ZM45 189H44V190H45ZM57 189H58V190H57ZM67 189H68V191H69L71 194L68 193ZM117 189L120 190V191H118ZM141 189H142V190H141ZM159 189H160L163 193H164V192H165V193H164V194L160 193L161 191H160ZM166 189H167V190L170 189V190L167 191ZM200 189H201V190H200ZM212 189H213V190H212ZM217 189H218V190H217ZM252 189H253V192H251V196H249V195H250L249 190L252 191ZM19 190H20V191H19ZM22 190H24L26 193H25L24 191H22ZM27 190H28V191H27ZM36 190H37V191H36ZM50 190H51V191L53 190L52 192L54 193V195H55V194L57 195V192H58V194H59V195H57L58 197H57L56 195H55L54 197H57V200H58V201H60V200L58 199V198L60 197V199L63 201V204H64L65 201H66V200L64 201L63 198H64V196H65V199H67V198H66L67 193H68V195H71V196H72V194H74V192H78V194H79V193L82 194V192H80V190H81V191L84 190L83 193L85 192L88 196H85L86 194H85V195H83V194L80 195V194H79V197H76L78 194L75 193L76 195H75V194L73 195L74 198H75V199H73V202H74L75 204H76V203H77V204L75 205L72 201H71L70 204H69V200H71V199H70L71 197H69V199H67L68 201H66V202H68V204L71 205V206H73V207L76 206L77 208L75 207L74 210H73V209L71 210L72 207H70L68 204L65 203V204H66L65 207H66V206H68V207H66V208L64 209V207L62 206V203H61L62 201H60V203H61V204H60L56 199H54V198H53V194L50 193V192H51ZM59 190L62 191L63 194H61ZM97 190H98V192H100L99 189H97ZM107 190H109V191H107ZM126 190H127L128 192H127ZM137 190H139L140 192L137 191ZM153 190H154L155 192H154ZM175 190H176L177 192H176ZM181 190H182V193H181ZM202 190H204V193L202 192ZM215 190H216V191H215ZM221 190H222V191H221ZM231 190H232V191H231ZM236 190H237V191H236ZM260 190H261V191H260ZM9 191H10V192H9ZM17 191H18V192H17ZM42 191H43V192H42ZM55 191H56V192H55ZM63 191H65V192H67V193L65 194V192H63ZM73 191H74V192H73ZM131 191L133 192L134 195L131 194ZM144 191H146L147 193L144 192ZM148 191H149V192H148ZM158 191H160V192L158 193ZM213 191H215V192L213 193ZM229 191H231V195H232V197H234L233 195H235V197L238 196L237 199H239V200H238L239 203H237V201H236L237 199H236V198H232L231 195H228V193H230ZM234 191H235V192H234ZM246 191H247V193H246ZM5 192H6V193H5ZM11 192H13L14 195H13V193H11ZM37 192L45 193L46 195H44V194L41 195V193H37ZM101 192H102V191H101ZM101 192H100V193H101ZM119 192H120V193H119ZM137 192H138V193H137ZM156 192H157V193H156ZM166 192L170 194V195L168 194V195L171 197L170 200H169V196L167 195ZM173 192H175V194H173ZM188 192H189V193H188ZM190 192H191V194H190ZM225 192H226V194H225ZM255 192H256V193H255ZM260 192H261V193H260ZM262 192H263V194H262ZM3 193H4V196H3ZM15 193H16V194H15ZM18 193H19L21 196H20ZM28 193H29V194H32L33 196L35 195V196H37L38 198L40 197V198H39L40 200L42 199L41 197L43 196L45 199L42 200V202H44L45 205H44L43 207H41L42 204H41L40 200L34 196L36 200L33 201L34 197H33L32 195H30L31 198L28 197V196H29ZM33 193H35V194H33ZM36 193L39 194V195H36ZM103 193H102V194H103ZM109 193H108V194H109ZM118 193H119V194H118ZM128 193H129V194H128ZM144 193H146V194H144ZM148 193H149V194H148ZM184 193H188V194H186V197H187V198H186V197H184V198L182 197ZM199 193H200L201 195H199V197H198V196H197V197H198L200 200H201V197H203L202 200H203V199H204V200H203V201H202V200H201V201L199 200V203H197V202H198V199H196V198H197L196 195H198ZM233 193H234V194H233ZM235 193H238L239 195H237V194H235ZM257 193H258V195H257ZM5 194H6V195H5ZM9 194H11V195H10V197H11L10 199H9V196H8ZM22 194H23V195H22ZM25 194H26V195H25ZM64 194H65V195H64ZM130 194H131V195H130ZM139 194H140V195H139ZM142 194H143V195H142ZM147 194L150 196L151 199L148 198V195H147ZM179 194H181L182 196L180 197ZM216 194H217V195L220 194V195H218V196H219V198H218L219 200L216 199V198H217V195H216ZM241 194H242V192H241ZM247 194H248V195H247ZM252 194H255L256 197H254V195L252 196ZM259 194H260V197H259ZM12 195H13L14 197H16L15 195H17V196L20 198V200L18 201L17 197L14 198ZM40 195H41V196H40ZM60 195H61V196L64 195V196H62L63 198H62ZM127 195H129L130 197H128ZM136 195H138V196H136ZM141 195H142L143 197H142ZM146 195H147V197H146ZM151 195H152V196H151ZM153 195H154V196H153ZM156 195L160 197V202L158 203L157 200H156L155 203H156L157 206L155 207V205H154V204H155V203H154V200H155V199H154V198L156 197ZM165 195H166V196H165ZM187 195L189 196V198H188ZM191 195H192V196H191ZM194 195H195V197H194ZM203 195H204V196H203ZM215 195H216V196H215ZM224 195H225V196H224ZM246 195L248 196V199H247ZM7 196H8V197H7ZM22 196H23V198H22ZM25 196L28 197V198L26 197V199H28V201L24 198ZM82 196H84L85 199H84ZM122 196H123V197H122ZM132 196H133V197H132ZM161 196L163 197V198H162L163 201H162V199H161ZM173 196H174V200H172ZM184 196H185V195H184ZM207 196H209V198H211V200H210ZM257 196H258V197H257ZM32 197H33V199H32ZM47 197H48V198H47ZM51 197H52V198H51ZM67 197H68V196H67ZM159 197H158V198H159ZM164 197H166V198H164ZM193 197H194V198H193ZM230 197H231L232 200L235 199V202H236L237 204L234 203L233 201H229V200H231ZM244 197L248 200L249 203L252 202V203H250L251 206L247 205L248 203H246L247 201L244 199ZM253 197H254L255 200H254V199L251 200V198H253ZM262 197H263V198H262ZM6 198H8V200H7ZM72 198H73V197H72ZM76 198H77V199H76ZM79 198H80V199H79ZM81 198H83V199H81ZM87 198H88V200H86ZM107 198H108V199H107ZM115 198H116V199H115ZM129 198H132V199H129ZM138 198H140V199H138ZM143 198H146V199L144 200ZM222 198H223V199H222ZM257 198H258V199H257ZM259 198H260L261 200H259ZM21 199H22V200H21ZM23 199L26 200V201L29 202V203H28V204H27V203L24 204L23 202H26V201H24ZM30 199H31V201H30ZM78 199H79V200H78ZM156 199H157V198H156ZM184 199H185V200H184ZM190 199L193 200V202H192ZM215 199H216V201H215ZM225 199L228 200V201H226ZM256 199H257L258 201H257ZM10 200H13V201L10 202ZM16 200H17V201H16ZM46 200H47V203H48V202H49V203L52 202V200L55 202V200H56L55 204H56V205L59 204L60 207H63L64 211H62V210H63L62 208H60V207L58 208V207H57L58 205H57L56 207L53 206L54 204L52 205V207H51L49 204L47 205ZM50 200H51V201H50ZM75 200H76V201H75ZM104 200L102 201L103 203H104ZM142 200L145 202V207H147V208H145V207H144V208H145L146 210H149V208L151 207L149 211H146V212H148V213L145 212V209H142L143 206H144ZM165 200L167 201V203H165V202H166ZM176 200L178 201V203H179L181 206L178 205V203H176L177 205H175V202H177ZM180 200H181V201H180ZM186 200H187V201H186ZM194 200H195V201H194ZM208 200L210 201L209 204L207 203ZM220 200H221V201H220ZM224 200H225L226 202H225ZM244 200H245V201H244ZM253 200H254V203H253ZM2 201H3L4 203H3ZM36 201H37V202H36ZM149 201H151L150 204L148 203ZM152 201H153V202H152ZM158 201H159V199H158ZM218 201H219V202H218ZM241 201H243V202H241ZM256 201H257L258 203H257ZM260 201H262V203H261ZM13 202H14V203H13ZM20 202H22V203H20ZM38 202H39L40 204H39ZM119 202H120V203H119ZM136 202H138L139 205H138V203H136ZM163 202H164V203H163ZM173 202H174V203H173ZM186 202H187V205H186ZM213 202H215V204H214ZM220 202H221V203H220ZM224 202H225V203H224ZM229 202H230V203H229ZM231 202H233L234 205H232L233 203H231ZM240 202H241L242 204H244V205L249 206V208H250V209L252 208V209L250 210L247 206H243ZM6 203H7V204H6ZM16 203H17V204H16ZM32 203H33V204H32ZM36 203H38L40 207H37V208H36V206H35ZM52 203H53V202H52ZM72 203H73V204H72ZM78 203H79V204H78ZM110 203H111V202H110ZM140 203H141V204H140ZM152 203H153V205H152ZM219 203H220V206H219ZM222 203H223V205H222ZM259 203H260V205H259ZM5 204H6V205H5ZM10 204H11V205H10ZM38 204H37V205H38ZM80 204H81V205H80ZM104 204H105V203H104ZM126 204H128V206H127ZM129 204H130V205H129ZM142 204H143V205H142ZM161 204H162V205H161ZM171 204H172V205H171ZM188 204H190L189 208H188ZM191 204H192V205H191ZM198 204H199V205H198ZM200 204H202V205H200ZM217 204H218V205H217ZM225 204H228V205H225ZM235 204H236L237 206H238V205H242V206H241V208H240V206H238V208H236L237 206H236ZM252 204H253V205L255 204V205H254L255 207L252 206ZM16 205H17V206H16ZM18 205H19V206H18ZM32 205H33L34 207H33ZM77 205L79 206V209H80V210L78 209V206H77ZM83 205H84V204H83ZM146 205H147V206H146ZM159 205H160V207H159ZM163 205H164V206H163ZM174 205H175V206H174ZM182 205H184V206H182ZM193 205H194L193 208H195V206H196L197 208L193 209V208L191 207V206H193ZM209 205H211V206H209ZM212 205H213V207H214V211H212V210H213V209H212ZM216 205H217V206H216ZM224 205H225V206H224ZM230 205H231V207H230ZM6 206H7V207H6ZM8 206H9V207H8ZM12 206H13V207L15 206V207L13 208ZM30 206H32L31 208H34V210L31 209V208H30V209L33 210V211L36 213V214L34 213V214H35L34 216H33V211H31V210L29 209ZM45 206H47V207H51V208H50L51 210H49V208H47V207H46V209H44ZM132 206H133V205H132ZM167 206H168V209H167ZM172 206H174V208H175L174 211H172V209H174ZM179 206H180V207H179ZM198 206L200 207L199 209H198ZM204 206H206L207 208H204ZM223 206H224V208H223ZM228 206H229V207H228ZM232 206H234V207H232ZM261 206H263V208H261ZM3 207H4V209H6L7 212L4 211ZM5 207H6V208H5ZM18 207H19V208H18ZM116 207H117L118 209H117ZM126 207H127V208H126ZM158 207H159V208H158ZM163 207H164V210H163ZM181 207H182V209H181ZM185 207H186V209H185ZM201 207H202V208H201ZM210 207H211V208H210ZM217 207H218V208H217ZM242 207H244V209H243ZM253 207H254L256 210H255ZM9 208H10V209H9ZM15 208H16V209H15ZM24 208H26L27 210L29 209L28 212L31 211V212H29V213H31V214L29 215V213L27 212V210L25 211ZM38 208H40V209H38ZM42 208H43L44 210H41ZM52 208H53V209H52ZM113 208H114V209H113ZM115 208H116V209H115ZM176 208H179V209H176ZM187 208H188V209H187ZM215 208H216V209H215ZM222 208H223V209H222ZM228 208H229V209H228ZM234 208H235V210H234ZM259 208H260V209H259ZM55 209H57V211H55ZM58 209H60L61 211L58 210ZM67 209H68V210H67ZM75 209H78V210L83 214V216L80 217V216H81L80 212H79V211L77 212V210H75ZM85 209H86V212H85ZM91 209H93V211H91ZM122 209H124V211H123L124 214H122ZM152 209H153V210H152ZM160 209H162L163 212H162V210H161V212H160ZM165 209H166L167 214L164 212ZM183 209H184V210H183ZM190 209H191V210H190ZM192 209H193L194 211H193ZM196 209H197V210H196ZM205 209H207V212H206ZM210 209H212V210H210ZM219 209H221V211H220ZM227 209H228V210H227ZM248 209H249V210H248ZM257 209H258V210H257ZM10 210H11V211H10ZM13 210L15 211L14 213H13ZM16 210H17L18 212H16ZM22 210H24V211H23L24 213L22 212ZM40 210L42 211L41 213H40ZM45 210H46V211H45ZM66 210H67V212H66ZM81 210H82V211H81ZM88 210H89L90 213L87 212ZM94 210H96V212L98 211V212H97V215H99V213H100L101 215H99V216H101V217L104 216V217H102L103 219L100 218V217L98 216V217L100 218V220H97V219H99V218L97 217V219H96V216H97V215H96V212H95ZM113 210H115V212L117 213L116 215H115V213L112 212ZM116 210H118V211L121 212V213L118 214L119 212H117ZM139 210L141 211V212H140L141 214H142V212H143V213H146L147 215L149 214L148 216H151V218H148L150 221L147 220V217H148V216H145V214H142V215L139 214ZM142 210H144V211H142ZM154 210H155V211H154ZM157 210H159V211H157ZM168 210H169V213H168ZM187 210H188V214H185V216H184L183 211L186 213ZM202 210L205 211L207 214H206L205 212H204V214H203V211H202ZM224 210H225V211H224ZM232 210H234V211H232ZM242 210H243V212H242ZM244 210H245V211H246V210L248 211V212L246 211L247 213H249L248 216H247V213H246V215H245V214L243 215V213H245ZM262 210H263V211H262ZM8 211H9L10 213H11V212H12V213L9 214ZM38 211H39V212H38ZM130 211H131V212H130ZM132 211H133L134 213H133ZM153 211H154L155 214H153V216H152L151 214L153 213ZM175 211H176V212H175ZM177 211H181L183 215L181 214V212H179V213H180V215H179V213H178ZM189 211L191 212V215H190V212H189ZM192 211H193V212H192ZM200 211H202V212H200ZM209 211H210V213L208 214ZM219 211H220V212H219ZM227 211H228V213H227ZM251 211L254 212V213H252L253 216H250V215H252V214L250 213ZM261 211H262L263 215H261V213H260ZM19 212H20V213H23V214L26 215V216H24L23 214H20ZM26 212H27L28 214H27ZM53 212H55V214H58V216H60L59 218H61V219H60L61 221H59V223H58L59 218H58V220H57V217L53 214ZM57 212H61V213H57ZM65 212H66L67 214H65ZM68 212H69V213L72 212L73 214H70L71 216H69ZM101 212H102V213H101ZM125 212H126V213H125ZM150 212H151V214H150ZM159 212H160V213H159ZM174 212H175L176 215H173ZM194 212H195V213H194ZM196 212H197V213H196ZM198 212L201 213V214H200V217H201V218H200L199 216H197V215H199ZM213 212H214L215 215H216V214H217V215L219 214L220 216L223 217V219H222V218L218 215V218H217V215H216L217 220L219 221V219H220V221H221L219 225H218L219 222L217 223V220H216L215 216H214V218H213V215H214V214L212 215ZM223 212H224V213H223ZM234 212H235V213H234ZM240 212H241V214H242L243 216L240 214ZM6 213H7V214H6ZM38 213L40 214V216H39ZM47 213H49V214H51V215L49 216V214H47ZM62 213H63V214H62ZM78 213H79V214H78ZM85 213H86V214H85ZM87 213H88L89 215H88ZM103 213H104L105 215H104ZM106 213H109V214H106ZM131 213H132V214H131ZM137 213H138V214H137ZM161 213H163V214H162V217H161ZM171 213H172V214H171ZM222 213H223V214H226V215L224 216ZM259 213H260V216H259ZM14 214H15V215L17 214L16 217H15ZM37 214H38V215H37ZM41 214H42V215H41ZM43 214H44V215H43ZM61 214H62L63 216H62ZM74 214H76L77 216L74 215ZM110 214L115 215V218H113L112 215H111L112 218H111V217L109 218V215H110ZM129 214H130L131 217L129 216ZM136 214H137L138 216H137ZM168 214H170L169 218L167 217ZM177 214H178V215H177ZM193 214H194L195 216H197V217L195 218L196 220L194 219L195 216H194ZM227 214H229V215L234 214V215H231V216L229 217V215H227ZM254 214H255V215H254ZM5 215L8 216V217H5ZM20 215H22V216H20ZM28 215L30 216V217H29L30 219L28 218ZM52 215H54V216H52ZM64 215H65V216L67 215L66 217H67L68 219H70V218H71V219L68 220ZM159 215H160V216H159ZM166 215H167V216H166ZM171 215L173 216V218L171 217ZM203 215H205V216H204V221H203ZM208 215H209V216H208ZM3 216H4L5 218H4ZM10 216H11V217H10ZM13 216H14V218H12ZM17 216H19V217H17ZM31 216L34 218V220L32 219L33 222H35V224H36V223L39 224V227L36 226L37 224H36V225L33 224V222H32V226H34V227L31 226V224H30V222H31V218H32ZM37 216H38V217H37ZM72 216H73V217H72ZM75 216H76V217H75ZM92 216H93L96 220H95ZM118 216H120V217H118ZM123 216H124L125 218H124ZM128 216H129V217H128ZM136 216H137V219H136ZM141 216L143 217V219H142ZM157 216H158V217H157ZM163 216H164V217H163ZM165 216L167 217V218H166V219L168 220L167 222H166ZM174 216H175V217H174ZM179 216H180V217H179ZM182 216H184V217H182ZM186 216H187L188 218H186ZM189 216L191 217V219H192V217H193V219H192L193 221L189 218ZM207 216H208L209 218H208ZM210 216H211L212 218H211ZM226 216H227V217H226ZM233 216L236 217V218H233ZM240 216H242L243 219H241ZM244 216H247V217L244 218ZM254 216H256V217L254 218ZM21 217H22V218H21ZM25 217L28 218V219L26 218V219H27V222H26ZM39 217H41V219H39ZM44 217H46V218H44ZM55 217H56V218H55ZM63 217H64V219H62ZM105 217H107V218L105 219ZM126 217H127V218H126ZM152 217H153L154 219H153ZM181 217H182L183 219H182ZM206 217H207V218H206ZM2 218H3V219H2ZM16 218H17V219H16ZM19 218H21V219H19ZM50 218H53L52 221H53V220H55V221L57 220V221H56L57 223H54V224H55V227H53V225H52L53 222H55V221L50 222V221H51ZM54 218H55V219H54ZM77 218H78V219H77ZM80 218H81V219H80ZM84 218H85V219H84ZM86 218H89V221H87L88 219H86ZM91 218H92L93 220H95L96 222H98V221L100 222L101 219L104 220V222H103L104 225L101 224L102 221H101L100 223L98 222L97 224H99V225H97V224L95 223V221L93 222V220H92ZM117 218H118V220H117ZM122 218H123L125 221H127V222L130 221L132 226L129 225L128 223H126V226H125V224H124L125 222L123 223ZM162 218H163V220H162ZM170 218H171V219H170ZM197 218H198V219H197ZM229 218H230L231 220H226V222L224 221V219H229ZM4 219H5V220H4ZM13 219L15 220V225H14V220H13ZM24 219H25V221H24ZM38 219H39L40 221H39ZM65 219H67L68 221H70V222L67 223V224H71V223L73 222L71 226H70V225H67V226H69L68 228H66L67 226H66V224H64V223H66V221H67V220H65ZM72 219H75V221H76L77 223H76L74 220H72ZM107 219H109V220H107ZM110 219H111L112 221H111ZM128 219H129V220H128ZM130 219H131L132 221H131ZM140 219H141V220H140ZM158 219H160L162 222H158ZM173 219H175L176 221L173 220ZM181 219H182V220H181ZM186 219H187V220H186ZM188 219H190V220H188ZM199 219H200V220H199ZM201 219H202V220H201ZM205 219H208V221H206V224H205ZM209 219H210V220H209ZM234 219H237V220H234ZM3 220H4V221H3ZM7 220H8V221H7ZM9 220H10V221H9ZM11 220H13V221H11ZM29 220H30V221H29ZM64 220H65V221H64ZM83 220H84L87 224L84 223ZM90 220H91L92 222H91ZM113 220H115L116 223H115V221H113ZM142 220H145V221H146V222L143 221L144 223H148V224H145V225H147L149 229L147 228V226L144 225L143 222L141 223V224L144 225V226L142 225L143 228H142V226H140V227H141V228H139L140 230H139V229H136V227H139L140 222H141ZM160 220H159V221H160ZM180 220H181V221H180ZM184 220H185V221H184ZM213 220H216V221H213ZM222 220L224 221V224L222 223ZM233 220L236 221V222L233 223V222H234ZM243 220L246 221L247 223L244 222ZM251 220L254 221V222H250ZM258 220H260V222H261L262 224H261V223L259 224V221H258ZM261 220H262V221H261ZM1 221H2L4 224H5V222H6V225H3V224L1 223ZM16 221H18V222L16 223ZM36 221H39V222H36ZM62 221H64V222L62 223ZM80 221H81V222H80ZM107 221L111 222V224L114 225V227H115V225H118V224H119V227H120V228H119V227H118V228L115 227L114 229L110 228L111 225H110V223H107ZM133 221H134V222H133ZM135 221H137V222H136L137 226H136V224H135ZM152 221H153L155 224H154ZM174 221H175V222H174ZM187 221H188V222H187ZM210 221H212V222L210 223ZM227 221H228V222H227ZM229 221H230L231 225H230ZM255 221H256V222H255ZM8 222H10V223H8ZM22 222H23V223L26 222V223L23 224ZM89 222H90V224H89ZM117 222H118V223H117ZM130 222H129V223H130ZM150 222L152 223V225H153V224L155 225V226H154L155 229H154V227H153L151 224H149ZM171 222H174V223H171ZM176 222H177V225H176ZM178 222H179V223H178ZM184 222H187V223H184ZM196 222H198L199 224L196 223ZM200 222H201V224H203L202 226H201ZM208 222H209V224L207 225ZM214 222H215V223H214ZM7 223H8L9 225L11 224V226L13 225V227L9 228L10 226H8ZM18 223L20 224V226H19ZM40 223H41V224H40ZM74 223H76V224L74 225ZM82 223L85 224V225H83ZM114 223H115V224H114ZM121 223H123V224H121ZM133 223H134V226H135L136 231H135V229L133 228V227H134V226H133ZM161 223H163V225L165 224L166 227L163 226ZM166 223H168V224H166ZM189 223H191V224H190V227H189V228H191V229H189L188 227H185V226H187V224H188V226H189ZM195 223H196V224H195ZM227 223H228V224H227ZM237 223H238V224H237ZM240 223H241V224H240ZM243 223H245V224H243ZM248 223H249V225H248ZM21 224H22V226L24 225V226H23L24 228L21 227ZM26 224H28V225H26ZM57 224H58V225H57ZM59 224H61V227H62V228H60ZM78 224H80V225H82V226H80V225L78 226ZM92 224H93L95 227H94ZM106 224H107V225L109 224L110 227L107 226ZM181 224H182V225H181ZM193 224H194V225H193ZM197 224H198L199 227H201V229H199V227H196ZM212 224H213L214 226H213ZM235 224H236V225H235ZM246 224H247L248 227H250V229H249L247 226H246L247 228L245 227ZM252 224H253V225H252ZM255 224H256L257 226L260 225V226H258L259 229L257 228V226H256ZM29 225H30L31 227H30ZM41 225H42L43 227H46V228L44 229ZM48 225H50V226H48ZM64 225H65V226H64ZM100 225H101V227L97 228V227L100 226ZM102 225H103V226H102ZM122 225H123V226H122ZM171 225H175V226H174L175 229H176V227H177L178 225H179V226H180V225L182 226V227H178L177 229H179V230L176 229V231H174L175 229L173 230V229L171 228V233H173V231H174V237H172L173 234H172V236L170 235V234H171V233H170V226H171ZM191 225H192V226H191ZM205 225H206V226H205ZM210 225H212V229H211ZM221 225L224 226V228L222 227V230H223L224 234L221 232V231H222V230H221ZM227 225H228V229H227ZM238 225H239V226H238ZM240 225H241V226H240ZM243 225H244V226H243ZM57 226H58V230H57V231H58V233H60V234H58V233L55 234V233H56L55 228H57ZM96 226H97V227H96ZM105 226H106V227H105ZM129 226H130V227H129ZM159 226H160V228H158ZM162 226H163V228L165 227L164 230H163V228H161ZM183 226H184V227H183ZM193 226H194V227H193ZM208 226H209V227H208ZM225 226H226V227H225ZM231 226H232V227H231ZM251 226H252L253 231L251 230ZM253 226H255V227H253ZM18 227H20V228H18ZM29 227H30V230H31V228H32V230H31L32 233H31V232L29 233V230H28ZM49 227H51L50 229H53V228H54L53 230H55V231L52 232V233H54V234L51 233L52 230H49L48 232H47V231H43V230H47V229H49ZM52 227H53V228H52ZM63 227H64V228H63ZM90 227H91V228H90ZM92 227L95 228V229L97 228V230L94 232V231H93L94 229H93ZM112 227H113V226H112ZM131 227H132L133 229H132ZM167 227H169V228L166 229ZM171 227H172V226H171ZM195 227H196V228H195ZM202 227H203V231H202ZM213 227H214V228H213ZM219 227H220V229H219ZM239 227H240V228H239ZM244 227H245V228H244ZM260 227H261V229H260ZM3 228H4V229H3ZM15 228H16V229H20V231L15 230ZM34 228H35V229H34ZM36 228H37V229H36ZM81 228H82L83 231H84V229L87 230V231H86L87 233H86V232H83L82 230H80V231H77V230H76V229H81ZM102 228H103V231H104V230H107V231H104V232H103V231H102ZM109 228H110V229H109ZM122 228L125 229V233H124V230H123ZM126 228H127V229H126ZM180 228H182V229H184V230H185V228H186V229H187V232H189V231L192 230V233H193V231H195L193 234L189 232L191 235H190V238L187 237V238H188L187 242H186V239H187V238H186V234H187V236H188L189 234H188V233H186V234L184 233L185 238H186V239H184V237H183V232L180 230ZM197 228H198L199 230H198ZM207 228H208V230H206ZM209 228H210L211 232L209 231ZM225 228H226L227 231H225ZM256 228H257L258 230H257ZM23 229H24V231H25V235H26L25 238L22 237V236L24 235ZM59 229H60V231H59ZM61 229H63L62 231H64V232H62ZM88 229H89V230H88ZM92 229H93V230H92ZM100 229H101V230H100ZM108 229H109L110 231H109ZM116 229H117V230H116ZM120 229H121L123 232H122ZM143 229H144V230L147 229V230H146L145 232H143V231H144ZM165 229H166V230H165ZM204 229L206 230V232H205ZM11 230H14V231H11ZM65 230H67V232H69V230H72V232H73V231H75V232L68 234ZM91 230H92V231H91ZM99 230H100V231H99ZM113 230H114V231H113ZM137 230H139V231H137ZM151 230H152L153 232H152ZM156 230H157V231H156ZM159 230H161L160 233H159V234H160V237H159V234H158ZM167 230H169V231H167ZM196 230L199 231V232H197ZM200 230H201V231H200ZM217 230H220V231H217ZM229 230H230V231H229ZM239 230H236V231H239ZM254 230L256 231V233H255ZM259 230H260V232H259ZM261 230H262V231H261ZM17 231H18V232H17ZM36 231H37V232H36ZM81 231H82L83 233H82ZM90 231H91V232H90ZM101 231H102L103 233L106 234V236H105V237H107L106 239H105V237H104L105 234L101 233ZM116 231L119 232V233L121 232L120 235H122V236H120L119 233H118L119 236H117V234H116V235H115V234H111V232L114 233V232H116ZM128 231H130L131 234H130ZM147 231H148V233H147ZM163 231H164V233H163ZM178 231H181V232H178ZM232 231H233V230H232ZM2 232H3V233H2ZM13 232H14V233H13ZM34 232H35L36 234H38V236H41V237H42L43 235H46V236H45V237L43 236L44 239L41 238V237L39 238V237H37V235H36ZM42 232L47 233V234L50 232L52 235H50V233H49L48 235H47V234H43V235H42V234H41ZM65 232H66L67 234H66ZM80 232H81V233H80ZM88 232H89V234H88ZM92 232H93V234H92ZM97 232H98V233H97ZM106 232H107V233H106ZM117 232H116V233H117ZM127 232H128L129 234H127ZM136 232H137V233H136ZM150 232H151V233H150ZM209 232H210V233H209ZM220 232H221V233H220ZM225 232H226V233H225ZM229 232H230L231 234H229ZM239 232H240V231H239ZM257 232H259V233L257 234ZM261 232H262V233H261ZM26 233H28V235H27ZM76 233H77V234H76ZM90 233H91V234H90ZM95 233H96L98 236H97ZM99 233H100L101 235H99ZM108 233H110L111 235H109ZM152 233H154V234H152ZM162 233L164 234L163 237H162ZM180 233H181V234H180ZM195 233H196V234H195ZM200 233H201V234H200ZM227 233H228V234H227ZM253 233H254V234H253ZM4 234H5V235H4ZM6 234H8V236L13 237V239H9L10 237L6 236ZM12 234H17V237H18L19 239H18L15 235H12ZM18 234H19L20 236H19ZM21 234H22V236H21ZM30 234H31V235H30ZM61 234H63L64 236L61 235ZM71 234H72V235H71ZM86 234H88V235H86ZM94 234H95V238L93 239L92 237H94ZM132 234H134V235H132ZM146 234H147V236L150 234V236H151L150 239H151V240H150L147 236H145ZM151 234L154 236V238H155V237H156V238L153 239V236H152ZM212 234H213V239H214V240L212 239ZM225 234H226V235H225ZM3 235H4V236H3ZM49 235H50L51 237H50V238H47ZM56 235H57L58 237H60L61 239L58 240V239H57L58 237L56 238ZM59 235H60V236H59ZM78 235H79V236H78ZM80 235H82L84 241H87V242H84V241L80 238V237H81ZM91 235H92V236H91ZM114 235L116 236V238H115ZM125 235H127V236H125ZM157 235H158V236H157ZM181 235H182V236H181ZM192 235H193V236H192ZM196 235H197V237H196ZM199 235H201V237H203V238H201ZM209 235H210V237H209ZM249 235H251V236L248 237ZM257 235L260 237V239H259V237H258ZM2 236H3L4 238H3ZM27 236H28V237H27ZM35 236H36V237H35ZM53 236H55V237L53 238ZM61 236H63V237H61ZM69 236H71V237H69ZM88 236H89V237H88ZM100 236L103 237V238L101 239ZM130 236H132V238H131L132 240L129 238ZM168 236H169V237L171 236L170 238L173 239L174 241H170L171 239H168V238H169ZM178 236H179V237H178ZM261 236H262V237H261ZM7 237H8V238H7ZM26 237L29 238V239H26ZM34 237H35V238H34ZM65 237H66V238H65ZM72 237H74V238H72ZM85 237H86V238H85ZM87 237H88V238H87ZM90 237H91L93 240H95V241H97V239L100 240L101 244H100L99 242H95V241H93ZM96 237H97V238H96ZM98 237H99L100 239H99ZM108 237H109V238H108ZM110 237H111V238H110ZM124 237L126 238V240L128 241V243L126 242V240H125ZM134 237H137V238H134ZM143 237H144V238H143ZM166 237H167V238H166ZM181 237H182V238H181ZM195 237H196V238H195ZM204 237H205L206 239H205ZM207 237H209V238H207ZM214 237L218 238V240H219V238H224V240L222 241V239H221V241L219 240L220 242L218 243V240H217V239L215 240ZM257 237H258V239H257ZM36 238H38L39 240L42 239V242L46 239V240L44 241V242H46V243H44V242L42 243V242H40V241H39L38 239H36ZM51 238H53V239H51ZM62 238H63L64 240H63ZM69 238H70V241H68ZM114 238H115V239H114ZM118 238H119L120 241L118 240ZM122 238H123V239H122ZM133 238H134V239H133ZM145 238H146V239H145ZM162 238H163V241H161ZM174 238H175V239H174ZM177 238H178V240H176ZM192 238H194V239H192ZM198 238H199V239H198ZM200 238H201V241H200ZM252 238H253V237H252ZM262 238H263V239H262ZM8 239H9V240H8ZM16 239H17V240H16ZM23 239H24V240H23ZM30 239H31V240H30ZM34 239H35V240H34ZM48 239H50V240H49L50 244H48ZM54 239H55V241H54ZM56 239H57V241H56ZM66 239H68V240H66ZM77 239H78L77 242L79 243V246H78L77 248H76V247H73V248H72V245H73V246H76V244H72V245H71L69 242H71V243H77V242H76ZM79 239H81L82 241L79 240ZM86 239H87V240H86ZM88 239H89V240H88ZM111 239H113V240H111ZM148 239H149V240H148ZM166 239H168V240H167L168 242L165 241ZM191 239L194 240V241H192ZM197 239H198V240H197ZM202 239H203V240H202ZM208 239H209V240H208ZM25 240H26V243L24 242ZM27 240L30 241V242L27 243V242H28ZM51 240H53V242H55V243L53 244V242H51ZM62 240H63V241H62ZM72 240H73V242H72ZM102 240H103V241L106 240L107 243H104V242L102 243ZM108 240H110V242H108ZM115 240H116V241H115ZM122 240H125V241H122ZM129 240H130V241H134L135 243L133 242L134 244H132V243H130ZM135 240H136V241L139 240V242L141 241V243H139V242L137 243ZM182 240H183V241H182ZM184 240H185V241H184ZM195 240H197V241H195ZM207 240H208V241H207ZM210 240H211L212 242H210ZM22 241L26 244L27 248L24 247L25 244H24ZM38 241H39V243H42V244H41V247H42V246H46V247H42V248H44L45 250H43V249L40 247V244H36L35 246H39V247H36V249H33V248H35V247H32L31 244H32V243H33V244L38 243ZM61 241H62V243H61ZM66 241H67V242H66ZM74 241H75V242H74ZM114 241H115V242H114ZM160 241H161V242H160ZM198 241H199V244H198ZM202 241H203V242H202ZM5 242H6V243H5ZM10 242H11V243H10ZM12 242L17 243V244H15L16 246H15V245L13 246V245H12ZM20 242H21V243H20ZM57 242H58V244H57ZM59 242H60L61 244H63V246H61V245L59 244ZM64 242H65V243H64ZM122 242H125V243L123 244ZM146 242H148L147 244L149 245V247H147L148 245L146 244ZM162 242H163V243H162ZM170 242H172V243H170ZM185 242L187 243L186 247H187V246H188V247L190 246V247H192L191 250L193 249L194 251H191V252H190V247L188 248L189 251H188V249H186V247H180V246H183V245H184L183 243H185ZM189 242H190V245H189ZM191 242H192V243L195 242V243H194L195 248H193L194 246H191V245H192ZM209 242H210V244H209ZM215 242H216V243H215ZM223 242H224V244H223ZM260 242H261V243H260ZM4 243H5V244H4ZM30 243H31V244H30ZM66 243H67V244L69 243V244H70L69 246H71L70 248H72V249H70L69 247H65ZM91 243H92V244H91ZM97 243H98L100 246H97V245H96ZM129 243H130L131 245H130ZM159 243H160V244H159ZM167 243H168V244H167ZM186 243H185V244H186ZM196 243H197V246H198V247L196 246ZM211 243H212L213 245H211ZM221 243H222V244H221ZM259 243L261 244V246L263 247V249H262V247L260 246ZM3 244H4V246H3ZM9 244H10V245H9ZM23 244H24V245H23ZM33 244H32V245H33ZM43 244H44V245H43ZM80 244H83V246L85 245L84 248H87L88 250L91 248V250H89V251L87 252V249H86V251H84V248L82 249L83 246H81ZM93 244H94L95 246H94ZM103 244H104V245H103ZM119 244H120V245H119ZM121 244H122V245H121ZM126 244H127V247H129V246H128V244H129L130 246H132L133 248H135V249H136V250H135L136 252L133 251L134 249H132V247H130V249H132V251L129 250V248H127V247H125V249H124V246H125ZM141 244H145V245H141ZM166 244H167V246H166ZM169 244H171V245H169ZM173 244H176V245L178 244V247H179V248H183V250H182L183 252H182L181 250H177V246H176V248H174L175 245L173 246ZM182 244H183V245H182ZM203 244H205V246H204ZM215 244H216L217 246H216ZM5 245H6V246H5ZM48 245H50L51 247H50V246L48 247ZM55 245L59 246V248L56 246L57 248H54V249H55V251H54L53 247H54ZM77 245H78V244H77ZM86 245H87V246H86ZM108 245H110V246H108ZM123 245H124V246H123ZM138 245H139V246H138ZM161 245H162V246H161ZM168 245H169V246H168ZM202 245H203V246H202ZM218 245H219V249H215L216 247L218 248ZM2 246H3V247H2ZM21 246L23 247L24 250L26 249L25 252H24V250L21 249ZM33 246H34V245H33ZM66 246H68V245H66ZM102 246L104 247V250L99 248V247H102ZM106 246H107V248H108V249L106 248L107 250L105 249ZM120 246H123V247L120 248ZM140 246H141V247H140ZM145 246H146V247H145ZM164 246H165V247H164ZM172 246H173V247H172ZM201 246H202V248H201ZM208 246H209V247H208ZM212 246H213V247L215 246L214 249H215V251L217 250V251H216L217 254H215L216 252H212V250H210V249L207 250L208 248H211ZM30 247H32L33 252H35L34 250H36V252H35V253L31 252L32 249H31V251L29 252L28 250H29ZM136 247H137V248H136ZM196 247H197V248H196ZM213 247H212V248H213ZM39 248H40V249H39ZM50 248H52V249H50ZM63 248H64V249H63ZM66 248H67V250H66ZM68 248H69V249H68ZM93 248H97V249H93ZM98 248H99V249H98ZM118 248H119L118 251L115 250V249H118ZM140 248H141V249H140ZM145 248H147V249H145ZM162 248H163V250L165 249V250L168 251L169 253L166 252L165 250H164L165 252H163ZM171 248H174V250H173V249L171 250ZM179 248H178V249H179ZM184 248H185V250H184ZM198 248H200V249H198ZM212 248H211V249H212ZM220 248H221V249H220ZM3 249H5V250H3ZM7 249H8V250H7ZM38 249H39L41 252H39ZM48 249H49V250H48ZM56 249H57L58 251H59V250H64V251H63V252H62V251H59V252H58ZM77 249H80L81 253H82L83 251L86 252V253L83 252V253L85 254V257L82 256L83 253L80 254V253L76 252L75 254H73V252L78 251ZM122 249L124 250V252L122 251ZM126 249H127V250H126ZM148 249H149L150 251H148ZM167 249H169V250H167ZM175 249H176V250H175ZM197 249H198V250H197ZM201 249H203V252H205V250H207V251L209 252L210 255L208 254L207 257H206V254H207V253H206V252H205L206 254H205V253H202V250H201ZM214 249H213V250H214ZM229 249H230L232 252H231ZM238 249L241 251V254H239L240 251H239ZM6 250H7V251H6ZM12 250H13V253L11 254L10 252H12ZM20 250H22V251H20ZM94 250H95V251H94ZM105 250H106V252H105ZM108 250H109L110 252H109ZM114 250H115V251H114ZM125 250H126V251H125ZM128 250L131 251V252H127ZM137 250H139V251H138L139 254H141V255L143 254L144 256H143V255L141 256V255L137 254ZM142 250H143V251H142ZM199 250H200V251H199ZM218 250H219V251L221 250V252H219ZM5 251H6V252H5ZM19 251H20V252H19ZM27 251H28V252H27ZM42 251H44V252H42ZM49 251H50V252H49ZM96 251L98 252L97 254H99V253H102V254H99V256H98V255H95V254H96ZM107 251L111 254V257H110V258L108 257V254H109V253H108ZM172 251L174 252L175 255H173V252H172ZM175 251H176V253H175ZM180 251H181V252H180ZM185 251H186V252H185ZM222 251H223V252H222ZM224 251H226V252H224ZM2 252H3V253H2ZM4 252L6 253V255H5ZM17 252H18V253H21V252H22V254H18ZM23 252L26 253V254H24ZM52 252H53V253H52ZM90 252H92V253L94 252L95 254H94V253H93V254H90V255L87 254V253H90ZM111 252H112V253H111ZM114 252H115V253H114ZM122 252H123V253H122ZM140 252H141V253H140ZM144 252H145V253H144ZM162 252H163V253H162ZM178 252H179V253H178ZM200 252H201V253H200ZM210 252H211V253H210ZM238 252H239V253H238ZM14 253H15V254H14ZM30 253H31V254H30ZM39 253H40V254H39ZM44 253H45L46 257H44L45 255H42V254H44ZM59 253H60V254H59ZM61 253H62V254H61ZM63 253H65V254H63ZM66 253H67V254H66ZM69 253H70V254H69ZM106 253H107V254H106ZM113 253H114V255H115L116 257L113 255ZM117 253H118V254H117ZM120 253H122V254L120 255ZM149 253H150V254L152 253V255H155V256L153 257V256L151 255V256H152V257H151ZM160 253H161V254H160ZM165 253L167 254L166 256H165ZM177 253H178V254H177ZM188 253H189V254H188ZM195 253H196V252H194L193 254L195 255ZM212 253H213V254H212ZM219 253H220V254H219ZM221 253L224 254V255L222 256ZM230 253H231V254H230ZM233 253H234V254H233ZM243 253L245 254L246 257H244V254H243ZM27 254L30 255L29 258H28V255H27ZM35 254L37 255V257H36ZM50 254H51V255H54L53 258L50 257ZM68 254H69V255H68ZM72 254H73V255H72ZM78 254H80V255L83 257V259H81L82 257L79 258V257H78ZM110 254H109V255H110ZM127 254H125L126 256H124V257H126V258H124V259H127V260H125V261H129V262H131V254H130V255H127ZM135 254H136V255H135ZM157 254H158V256H157ZM186 254H187V255H186ZM2 255H4V256H2ZM12 255H13V257H12ZM18 255H19V256H18ZM25 255H27V256H25ZM40 255H41L42 257H41ZM48 255H49V256H48ZM55 255H57V258H55ZM61 255H62V256H61ZM64 255H65V256H64ZM70 255H71V256H70ZM74 255H75V256H74ZM80 255H79V256H80ZM86 255H89V256H86ZM112 255H113V257H112ZM118 255H120V256H118ZM137 255H138L139 257H138ZM160 255H162V256L164 255L163 258H164V257H165V258L163 259ZM176 255H177V256H176ZM184 255H185V259L187 258L186 256L189 255L190 258H191V260H190V258L188 257L190 261L188 260L189 262H185L186 260L184 259ZM200 255H201V257H200ZM203 255H204L205 257H204ZM215 255H217L218 257L216 258ZM228 255H229V256H228ZM230 255H231V257H230ZM234 255H237V257H234ZM239 255H240L241 257H240ZM242 255H243V256H242ZM247 255H248V256H247ZM7 256H10V257H7ZM15 256H16V257H15ZM67 256H69V257H67ZM72 256H73V259H74V257H75V260H74L73 262H72V259H71ZM100 256H101V258H100ZM136 256L138 257V259L136 258ZM175 256H176V257H175ZM182 256H181V257H182ZM224 256H227V257L225 258ZM238 256H239V259H237V260H238V262H237L236 258H238ZM11 257H12V258H16V260H15V259L12 260ZM23 257H25V258H23ZM31 257H32V258H31ZM34 257H36V258H34ZM39 257H41V259H40ZM59 257H60V260H61V261L58 260ZM70 257H71V258H70ZM77 257H78V259H77ZM87 257H89V258H88V259H89L88 261H86ZM92 257H94V261H91V260H93ZM105 257H106V259H105ZM128 257L130 258V260H128ZM159 257H161V258H162L164 261H166V262H164V261H163L161 258H159ZM166 257H167V258H166ZM168 257H169V258H168ZM170 257H172L173 259L170 258ZM209 257H210L211 259H209ZM220 257H222V258H224V259L222 260V258L220 259ZM229 257H230V258H229ZM242 257H243V258H242ZM247 257H248V259H250V257H251V259H255V260H253V261L249 260V261H248V260H247ZM252 257H253V258H252ZM17 258H18V259H17ZM26 258L30 259V262H31V263H30L29 260H27ZM33 258H34V259H33ZM38 258H39V259H38ZM43 258H44V259H43ZM64 258H65V259H64ZM67 258H69V260H66ZM158 258H159V260L157 261ZM188 258H187V259H188ZM192 258H193V259H192ZM195 258H196V259H195ZM207 258H208V259H207ZM228 258H229V260H228ZM232 258H233V260H232ZM244 258H245L246 260H245ZM4 259H5V260H4ZM8 259H9V260H8ZM10 259H11V260H10ZM32 259H33V260H32ZM95 259H96V260H95ZM102 259H105V260H103L102 262H100V260H102ZM118 259H114V260H117V261H115V264L120 263V262H118V261H119ZM143 259H144L145 261H144ZM160 259H161L164 263L161 262ZM225 259H226V260H225ZM241 259H242V262H244V263H242V262L240 263ZM243 259H244V261H243ZM25 260H26V261H25ZM37 260H38L39 262H38ZM64 260H65V261H64ZM77 260H78V262H77ZM114 260H113V261H114ZM122 260H123V259H122ZM122 260H120V261H122ZM170 260H171V262H173V263H171ZM184 260H185V261H184ZM194 260H195V261H194ZM207 260H208V261H207ZM218 260L216 261L217 264H218ZM220 260H221V261H220ZM224 260H225L226 262H225ZM227 260H228V261H227ZM234 260L236 261V263L233 262ZM2 261H4V262L2 263ZM15 261H16V262H15ZM46 261H47V262H46ZM56 261H57V262H56ZM58 261H59V263H58ZM90 261H91V262H90ZM97 261H98V262H97ZM113 261H112V262H113ZM156 261H157V262H156ZM182 261H183V262H182ZM256 261H257V263H255V264H264V258H262V259L259 258V259L256 260ZM11 262H13V263H11ZM60 262H64V263H60ZM76 262H77V263H76ZM89 262H90V263H89ZM123 262H124V261H123ZM123 262H121V263H123ZM129 262H128V263L125 262L124 264H131V263H129ZM134 262H132V263H134ZM160 262H161V263H160ZM216 262H215V264H216ZM251 262H253V263H251ZM85 263H82V264H85ZM87 263H86V264H87ZM113 263H114V262H113ZM113 263H112V264H113ZM121 263H120V264H121ZM138 263H136V264H138ZM153 263H151V264H153ZM208 263H209V262H208ZM208 263H206V264H208ZM246 263H245V264H246ZM109 264H110V263H109ZM192 264H193V263H192Z\"/></svg>",
  "mask_w": 264,
  "mask_h": 264
},
{
  "label": "bare ground",
  "instance_id": "2",
  "mask_svg": "<svg viewBox=\"0 0 264 264\" xmlns=\"http://www.w3.org/2000/svg\"><path fill=\"white\" fill-rule=\"evenodd\" d=\"M85 1H86V0H85ZM85 1H84V2H85ZM167 1L170 2L171 0H89L88 3L85 2L86 4L83 2L84 5L78 3V5L73 6V7H75L74 10H73L74 13L72 12L73 7H71L72 9H71V11H69V12H70V13L72 12V14H69V13H68V10L66 9L67 11H65V9H64V7L66 6V4H67L68 2H72V1H69V0H0V25H1V26H2V25L4 26L3 29H4L5 31H3L2 27H1L3 33H4V32L6 33V32H8V31H16L15 34H17V37H19V38L23 37L24 39H26V40H28L30 43H32V44L34 45V47H35V45H40V46L42 45V46L44 47V46H46L49 42H51L52 39H55L56 37H60V36H62V35H63L62 37H65V38H66L67 36H70V34H73V35L76 34V38H77V36L80 37V35L84 34V33H82L83 31H85V32L88 34V36H86V35L84 36V38H86V37H87V39L90 38V39H88V40H91V37H92V39H94L95 41H96V40H98V41L101 40V42H99V44L102 43V44L104 45L105 43H107V45H108V44L112 45V44L115 43V41H114V39H115L114 35L121 34V33L124 34L125 31H126V32H127V31H133V32H135V33H136V32H138V33H143L144 31H148V32H149V30H150L151 28L154 27V26H153V22H156V21L159 22L158 20H160L161 18L163 19L162 16H163L164 13H162V12H165V11H167V8H168V9L170 8L169 4H170V5L173 4V2L168 3ZM187 1H188V0H187ZM202 1H203V0H201V2L198 1V2H200V4H198V3H197V4L200 5V6H202V5H201V4H202ZM214 1H215V0H214ZM229 1H232V2H233V0H228V2H229ZM240 1H241V0H240ZM240 1H239V2H240ZM242 1H243V3H244V0H242ZM242 1H241L240 3H242ZM245 1L247 2L248 0H245ZM250 1H253V0H250ZM254 1L257 2L258 0H254ZM75 2H78V1H75ZM184 2H185V1H184ZM184 2H183V4H184ZM206 2H207V1H206ZM209 2H210V0H209ZM217 2H218V1H217ZM221 2H222V0H221ZM228 2H227V3H228ZM234 2H235V1H234ZM237 2H238V1H237ZM237 2H236V3H237ZM73 3H74V2H73ZM81 3H82V2H81ZM167 3H168V4H167ZM188 3H189V2H187V4H186V2H185L186 6L188 5ZM218 3L220 4V2H218ZM223 3H226V2H222L221 4H223ZM240 3H239V4H240ZM243 3H242V4H243ZM249 3H250V2H249ZM260 3H263V4H264V0H261ZM68 4H69V3H68ZM76 4H77V3H76ZM174 4H176V2H175ZM177 4H178V3H177ZM177 4H176V5H177ZM179 4H180V3H179ZM183 4H181V5H183ZM191 4H192V3H191ZM229 4H230V2H229ZM229 4H228V5L226 4V5L229 6L228 9L230 8L229 10H232V13L230 12L231 15H230V16H227V17H222L225 13H223V14L221 15V17H220L221 19L219 18V19H220V22H221V26L226 25V27H227V24H228L230 21H231V22H232V21H235V22L237 21L239 24H240V22H242V19H243V17H241L242 13L240 14V11L242 12V10H241V9L239 10V9L235 8V7H236L235 4L232 5V6H234V7H232L231 4H230V5H229ZM232 4H233V3H232ZM239 4L237 3L236 5L239 6ZM72 5H73V4H72ZM72 5H71V3H70V6H72ZM74 5H75V4H74ZM181 5H180V6H181ZM189 5H190V4H189ZM240 5H241V4H240ZM245 5H246V3H245ZM250 5H252V4H250ZM250 5H249L248 2H247L248 9H249V6H250ZM253 5H254L255 7H254ZM253 5H252L251 7H252V8L254 7V8H253V12H254V9H255V8L257 9V7H256V4L253 3ZM70 6H69V8H70ZM174 6H175V5H174ZM191 6H192V5H191ZM193 6H195V5H193ZM203 6H205L204 3H203ZM203 6H202L201 8H204ZM211 6H212V5H211ZM215 6L218 7L219 5H218V4H217V5L215 4ZM221 6L224 7V5H221ZM227 6L225 7L226 10H227ZM241 6H242V5H241ZM171 7H172V6H171ZM189 7H190V6H189ZM198 7H199V6H198ZM223 7H221V8H223ZM244 7L246 8V6H244ZM69 8H68V9H69ZM174 8H176V6H175ZM199 8H200V7H199ZM211 8H212V7H211ZM211 8H209V9L212 11V9H214V7H213L212 9H211ZM238 8H239V7H238ZM240 8H241V7H240ZM252 8H251V11H252ZM63 9H64V11H65L66 13H68V14L65 13L66 15H64V13H63ZM188 9H190V8H188ZM191 9H192V8H191ZM218 9H219V7H218ZM242 9H243V8H242ZM246 9H247V8H246ZM256 9H255V12H254V13H256V11H257ZM258 9H259V8H258ZM75 10H76V12H75ZM169 10H171V11L173 12V10H172L171 8H170ZM192 10H193V9H192ZM207 10H208V9H206V11H207ZM216 10H217V9H216ZM221 10H222V9H221ZM226 10H225V11H226ZM249 10H250V9H249ZM171 11H170V13L167 14L165 17H167V16H168V17H169V16H172V15H171V14H172ZM206 11H205V12H206ZM211 11H210V12H211ZM225 11H224V12H225ZM243 11H244L245 13H247V11H245L244 9H243ZM258 11H259V10H258ZM258 11H257V13H258ZM262 11H263V10H262ZM168 12H169V11H168ZM168 12H166V13H168ZM176 12H177V11H176ZM183 12H184V11H183ZM188 12H189V11H188ZM199 12H200V9H199ZM213 12H214V11H212L211 15H213ZM218 12H219V11H218ZM222 12H223V10H222ZM222 12H221V13H222ZM253 12H251L252 15L254 14ZM173 13H174V12H173ZM226 13H227V12H226ZM245 13H244V15H245ZM251 13H250V11L248 12V14H251ZM176 14H177V13H176ZM181 14H183V13H181ZM186 14H187V13H185V15H186ZM191 14H192V13H191ZM207 14H209V12H208ZM258 14H259V13H258ZM261 14L263 15L262 12H261ZM185 15H184V16H185ZM194 15H195V14H194ZM227 15H229V12H228ZM254 15H255L254 18H257L258 15H257V14H254ZM256 15H257V16H256ZM259 15H260V14H259ZM176 16H177V15H175V17H176ZM187 16H188V14H187ZM187 16H186V17H187ZM209 16H210V14H209ZM219 16H220V14H219ZM242 16H243V15H242ZM263 16H264V15H263ZM165 17H164V18H165ZM172 17H173V16H172ZM198 17H199V15H198ZM213 17H214V16H212L211 19H210V17H209V19H210L211 21H214L215 19H214ZM216 17H217V14L215 15V18H216ZM245 17H246V15H245ZM260 17H262V16L260 15ZM260 17H259V18H260ZM82 18H84V20L87 19L88 21H87V20H85V21L88 22V23H89V22H90L91 24H92V23H95V25L92 26V27H90V28L88 27V28H89V29H88L87 26H90V24H89V25H85V24H87V23H85V24H83V27L86 26L85 28H87V29H85V28L83 29V27H81L80 29L83 30V31H82V32L79 31V32H81V33H76V32L74 31V30L76 29V28H75V27H76V26H75V23H76L75 20H79V21H78V22H79V25H81L80 20H83ZM169 18H170V17H169ZM183 18H184V17H183ZM190 18H191V17H189V19H190ZM195 18H196V15H195ZM207 18H208V16H207ZM207 18H206V19H207ZM227 18H228V19H227ZM247 18H249V16H248ZM251 18H252V17H251ZM165 19L167 20V18H165ZM180 19H181V17H180ZM185 19H186V18H185ZM189 19H187V20H185V21L189 22V21H188ZM192 19H193V16H192ZM198 19H199V18H198ZM212 19H214V20H212ZM245 19H246V18H245ZM263 19H264V18H262V21H263ZM168 20H169V19H168ZM178 20H179V19H178ZM190 20H191V19H190ZM207 20H208V19H207ZM217 20H218V17H217L216 21H217ZM246 20H247V19H246ZM251 20H253V18H252ZM254 20H255V19H254ZM258 20H260V19H258ZM85 21H81V22H85ZM170 21H171V20H170ZM174 21H175V19H174ZM182 21H183V20H182ZM199 21H200V20H199ZM201 21H203V19H202ZM243 21H244V20H243ZM255 21H256V20H255ZM74 22H75V23H74ZM177 22H178V21H176V23H175L174 25H176ZM180 22H181V21H180ZM193 22H194V20H193ZM193 22H192V20H191V22H190L191 24H190V25H194V24H192ZM209 22H210V21H209ZM214 22H215V21H214ZM220 22H219V23H220ZM235 22H233V23H234V28H235V29H236V28L238 29V26L235 27V25H236ZM245 22L247 23L248 21H245ZM165 23L168 24V27H170V26H169V25H170L169 22H165ZM171 23H172V21H171ZM178 23H179V22H178ZM181 23H183V22H181ZM198 23H199V22L197 21L196 26L198 25ZM212 23H213V22H212ZM249 23H250L251 25L253 24L252 22H250V20H249ZM260 23H262V22L260 21ZM260 23H258V22L256 23V22H255L256 26L253 27V25H252L251 28L253 27L254 30H257V31H258V29H257V25L260 24ZM156 24H157V23H156ZM156 24H155V26H156ZM159 24H160V22H159ZM172 24H173V23H172ZM179 24H180V23H179ZM186 24H187V23H186ZM186 24H185V22H184V24H183L184 26H183V27H185ZM230 24H231V23H230ZM239 24H238V25H239ZM244 24H245V23H244ZM244 24L242 23V25H244ZM247 24H248V23H247ZM250 24H249V26H250ZM77 25H78V23H77ZM79 25H78V26H79ZM84 25H85V26H84ZM174 25H173V26H174ZM201 25H202V24H201ZM203 25L206 26V27H204V30H205V33H206V32H207V31H206V29H207V25H209V24H208L207 21H206V25H205V19H204V24H203ZM203 25H202V26H203ZM263 25H264V24H263ZM81 26H82V25H81ZM161 26H162V25H161ZM164 26H165V25H164ZM199 26H200V23H199V25H198V30H199ZM210 26H215V23L212 24V25H211V23H210ZM210 26H208V28H210ZM217 26H218V24H217ZM245 26H248V25H245ZM245 26H244V29H245ZM260 26L263 27L261 24H260ZM260 26H258V28H259ZM168 27H166L165 29L168 30ZM224 27H225V26H224ZM230 27H231V26H230ZM232 27H233V24H232ZM232 27H231V28H232ZM240 27H241V30H242L243 27H242L241 25H240ZM172 28H173V27H172ZM174 28H176V26H175ZM211 28H212V27H211ZM222 28H223V27H222ZM246 28H247V27H246ZM155 29H156V28H155ZM161 29H162V27H161ZM219 29H220V28H219ZM239 29H240V28H239ZM260 29H261V28H260ZM260 29H259V34H260ZM78 30H79V28H78ZM152 30H153V29H152ZM167 30H166V32H168ZM170 30H171V27L169 28V31H170ZM204 30H203V31H204ZM210 30L212 31V29H209V33H211ZM213 30H214V27H213ZM224 30H225V28H224ZM231 30H232V29H231ZM248 30H249V29H248ZM254 30H253V31H254ZM176 31H177V30H176ZM183 31H184V28H183ZM203 31H202V32H203ZM235 31H236V30H235ZM238 31H239V30H238ZM148 32H146V33H147V34H146L147 36H148ZM156 32H157V31H156ZM162 32H163V31H162ZM212 32H213V31H212ZM254 32H255V31H254ZM262 32H263V30H262ZM0 33H1V32H0ZM86 33H85V34H86ZM130 33H131V32H130ZM150 33H151V35H153L152 32H150ZM174 33H175V31H174ZM177 33H178V32H177ZM184 33H185V32H183V35H184ZM194 33H195V32H194ZM196 33H197V32H196ZM205 33H204L203 35L201 34L202 36H201V37L199 36L198 38H197V34H196V39H195V38H192V37H189L188 35H189L190 33L187 34V36H188V40L185 39L184 36H181V38H182V39L180 38L181 40H178V41L174 42L173 44H171V45L173 46L172 48H171V45H169L170 43L168 44V43L165 42L164 45H166V44L169 45V46L167 45V46L169 47V51H168V56L165 55V51H166V49H165V51H164L163 54H162V52H161V53L158 55V57H159L160 55H161V56H165V58L162 57L164 60L161 58L162 61H158V63L160 64V66H161V64H165V65L162 66V68H160V69L157 68V69H159L160 74L158 75V72H156V70H155L156 73L154 72V75L151 74V73H152V72H151V73H150L151 75L148 76V75H146V73H145V71H146V69H145V71H142V72H140V73L138 74V75H140V78L135 79V80L132 79L134 82H133L132 80L129 79V80L132 82V83H130V84H132V85L130 86V85L128 84V86H130L131 89H130V88L128 89V90H129V95L126 96V97H128L129 99H131L130 101H132V102H133V99H135L136 101L133 102V103H136V104H133V105H134L133 107L130 106L129 108H131V109L129 110V108L127 107V106H128L127 103L124 102V103L122 104V106H125V107H126V108H124V111H125V109L128 108L127 110L132 114V117H133L134 115L136 116V115L139 114V115L141 116L142 119H143V117H144V118H148V117L150 116V120H149L150 122H149V123H151V122L153 123L154 121L157 120V119L154 120L155 117H158V116H155V114H154V113H156V112H159V111H157L158 106L156 107V102H157L158 98H160V99H162V100H164V99L167 100L166 97H169L170 100H171V99H174V101H178V102H179L180 99H181V101H180L181 103H180V102H179V103L181 104L180 108H181L182 111H183L184 108H187V107L191 106V105H188V104H187V106L185 105V103H190V102H191V104H193V102H194V107H195V105H196L195 103L198 104L199 102H200L201 104H202V103H205V104L208 105V106L210 105V106H212V108H213V106H215L216 109H217L216 104H219L218 106H221V107L226 106V109L223 108V109L227 112L226 114L229 115V116H231V117H234V118L237 117L236 120L238 119V121L241 120L242 118L245 119V118H247V116H248V118H247V122H245L244 119H243V121H244L245 123H247V126H249V125H248V124H249L248 121H250V118H249V116H250V111H249L248 113H247V111L250 110V109H248V110L245 109V106H247L248 104H250V106H251V101H252L253 99L256 100V98H254V95L256 94V92L253 90L255 93L252 94L253 96L251 95V96H252V100L250 99V101H249V100H246V101H245V97H246L247 95H245L246 93H244V91H245L246 88H244V87L242 86V84H244V83L241 84V87H243V89H242V90L239 89V92L236 90V89H237L236 87H237L238 85H237V86L235 85V86H233V87L231 86L232 88L229 87L230 90L228 91V87H226V86H223V87H222V86L220 85L221 82H220V84L217 83L216 80H215V79H216L215 77H214L215 79L213 78V80H212L211 78L213 77V76H212V75H213L212 73H213V71L216 69V67L218 68V66H220V64L224 63V62H223V57L225 58V56H227L228 53H229V57H231V58H234V57H235L234 60L237 61V60H236V57L241 56V53H243L245 50H246L247 52H249L246 48H247L249 45L251 46V44L247 42V37H246V36H238V35H239L238 32H237L238 35L236 34L237 36H233V33L231 34V33H230V30H229V33H230L231 35H229V36H233V37H232V39H233V43H232L231 45L229 44L230 42L228 43V41L226 40L227 38H229L228 34H224V33H226V31H224V33H223V31H222L221 33H223L224 35L221 36V37H218V38L216 37V36H217L216 34H215L216 36H215V35L211 36V35H208V34H205ZM207 33H208V32H207ZM214 33H215V32H214ZM255 33H256V32H255ZM192 34H193V32H192ZM212 34H213V33H212ZM218 34H219V33H218ZM243 34H244V33H243ZM251 34H252V33H251ZM257 34H258V33H257ZM262 34L264 35V32H263ZM0 35H1V34H0ZM129 35H130V34H129ZM146 35H145V36H146ZM159 35H160V33H159ZM159 35H157V36H159ZM166 35H169V32H168ZM176 35H177V34H176ZM194 35H195V34H194ZM199 35H200V33H199ZM241 35H242V33H241ZM244 35H247L246 32H245ZM249 35H250V34H249ZM6 36H7V34H6ZM82 36H83V35H82ZM125 36H126V35H125ZM132 36H134V35L132 34ZM137 36H138V35H137ZM170 36H171V35H170ZM170 36H169V38H170ZM185 36H186V35H185ZM190 36H191V35H190ZM247 36H248V35H247ZM250 36H251V35H250ZM72 37H73V36H72ZM117 37H118V36H117ZM119 37L121 38V36H119ZM127 37H128V36H127ZM138 37H139V36H138ZM138 37H137V38H138ZM163 37H164V35H163ZM163 37H162V39H163ZM167 37H168V36H167ZM179 37H180V35H179ZM248 37H249V36H248ZM251 37H252V36H251ZM263 37H264V36H263ZM4 38H5V37L3 36L2 40H3ZM9 38H10V37H9ZM73 38H75V37H73ZM73 38H72V39H73ZM113 38H114V39H113ZM124 38H125V37H124ZM134 38H136V37H134ZM137 38H136V39H137ZM144 38H146V37H144ZM147 38H149V37H147ZM147 38H146V39H147ZM150 38H151V37H150ZM152 38H153V37H152ZM154 38H155V37H154ZM172 38H173V36H172ZM177 38H178V37H177ZM258 38H259V37H258ZM258 38H257V39H258ZM11 39H12V38H11ZM11 39H8V40L11 41ZM125 39H126V38H125ZM156 39H158V37H157ZM178 39H179V38H178ZM229 39H230V38H229ZM252 39H254V38H251V40H252ZM0 40H1V38H0ZM4 40L6 41L7 38L4 39ZM57 40H58V39H57ZM67 40L70 41L69 38H68ZM73 40H74V39H73ZM78 40H80V39H77V41H78ZM82 40H85V39L82 38ZM94 40H93V42H91V44L93 43V45H94V43H95ZM115 40H116V39H115ZM122 40H123V38H122ZM131 40H132V39H131ZM131 40H130V38H129V41H131ZM138 40H139L140 42H139ZM138 40H137V41L139 42L138 44H140L142 41L140 40V38H138ZM142 40H143V38H142ZM160 40H161V38H160ZM160 40L158 39L157 41H160ZM166 40H167V38H166ZM213 40H214V41H213ZM249 40H250V39H249ZM255 40H256V39H255ZM255 40H254V41H255ZM17 41H20V40L18 39V40H16V42H17ZM80 41H81V40H80ZM86 41H87V40H86ZM117 41L121 42V41L119 40V38L117 39ZM124 41H125V40H124ZM137 41H135V42L137 43ZM163 41H164V39H163ZM173 41H174V40H173ZM238 41H239V42H238ZM258 41H259V40H258ZM262 41H263V40H262ZM0 42H1V41H0ZM2 42H4V41H2ZM6 42H7V41H6ZM6 42H5V43H6ZM55 42H56V41H55ZM81 42H82V41H81ZM87 42H88V44H89V41H87ZM127 42H128V41H127ZM132 42H133V45H134L135 43H134L133 40H132ZM169 42H170V41H169ZM250 42H251V41H250ZM260 42H261V40H260ZM5 43H4V44H5ZM12 43H13V42H12ZM18 43H19V42H18ZM23 43H24V41H23ZM27 43H28V42H26V44H27ZM30 43L27 44V45H28V46H27L28 49H29V46L31 45ZM79 43H80V42H79ZM96 43H97V42H96ZM124 43H125V42H124ZM145 43H147V40L145 41ZM258 43H259V42H258ZM261 43H262V42H261ZM0 44H1V43H0ZM6 44H7V43H6ZM6 44H5V45H6ZM15 44H16V43H15ZM26 44H25V45H26ZM29 44H30V45H29ZM51 44H52V43H51ZM54 44H55V43H53V45H54ZM56 44H57V42H56ZM56 44H55V45H56ZM62 44H63V43H62ZM66 44H67V43H66ZM69 44H70V42H68L67 45L70 46ZM82 44H84V43H82ZM91 44H90V45H91ZM117 44H120V43L117 42ZM147 44L149 45V43H147ZM228 44H229V45H228ZM247 44H249V45H247ZM253 44H256V43H253ZM259 44H260V43H259ZM259 44H258V45H259ZM263 44H264V43H263ZM263 44H262V45H263ZM22 45L25 47L24 44H22ZM71 45H72V44H71ZM103 45H102V46H103ZM105 45H106V44H105ZM105 45H104V46H105ZM114 45H115V44H114ZM145 45H146V44H145ZM156 45H157V47L160 46V45H158V42H157ZM162 45H163V44H162ZM256 45H257V44H256ZM256 45H255V46L253 45V47H256ZM262 45H261V46H262ZM2 46H3V44H2ZM2 46H1V47H2ZM6 46H8V45H6ZM47 46H48V45H47ZM61 46H62V45H61ZM68 46H66V47H68ZM86 46H87V45H86ZM98 46H99V45H98ZM137 46H138L137 50H140V49H139L140 46H139V45H137ZM137 46H136V47H137ZM261 46H259V47H261ZM14 47H15V46H14ZM16 47H17V46H16ZM16 47H15V48H16ZM24 47H23V49H24ZM54 47H57V45L54 46ZM72 47H73V46H72ZM72 47H71V48H72ZM83 47H84V46H83ZM83 47H82V48H83ZM89 47H92V45L89 46ZM95 47H97L96 44H95ZM100 47H101V46H100ZM107 47H113V46H107ZM107 47L105 46V48H107ZM115 47H116V46H115ZM115 47H113V48H115ZM124 47H125V45H124ZM133 47H135V46H133ZM141 47H142V45H141ZM141 47H140V48H141ZM145 47L147 48V45H146ZM145 47H143V48H141V49L146 50ZM151 47H152V46H151ZM168 47H166V48H168ZM259 47H258V48H259ZM262 47H264V45H263ZM262 47L260 48V50L262 49ZM3 48H4V46H3ZM7 48H8V47H7ZM7 48H6V49H7ZM27 48H26V49H27ZM32 48H33V47H32ZM41 48H42V47H41ZM41 48H39V50H40ZM63 48H64V47H63ZM74 48H75V47H74ZM76 48H77V47H76ZM113 48H111V49H113ZM119 48H120V47H119ZM149 48H150V46H148V50H152V51L155 53V51L153 50V49H154L153 47H152L153 49H152V48L149 49ZM4 49H5V48H4ZM33 49H35V48H33ZM45 49H46V48H45ZM55 49H56V48H55ZM64 49H65V48H64ZM64 49H62V47H61V49H59V52L62 53V50H64ZM66 49H67V48H66ZM66 49H65L64 51H66ZM69 49H70V47H69L67 50H69ZM80 49H81V48H80ZM80 49H78V50H80ZM86 49H87V50H86V51H87V54L90 53V54L92 55V53L88 51L89 49H88V48H86ZM92 49H93V48H92ZM116 49H117V48H116ZM116 49H114V50H116ZM120 49H121V48H120ZM126 49H127V48H126ZM129 49H131V47H130ZM160 49H161V48H160ZM160 49H158V50L160 51ZM254 49H257V48H254ZM0 50H1V49H0ZM9 50H10V49H9ZM11 50H12V49H11ZM14 50H15V49H14ZM14 50H13V51H14ZM50 50H51V49H50ZM60 50H61V51H60ZM72 50L74 51L75 49L72 48ZM83 50L85 51V49H83ZM148 50H147L146 52H148ZM156 50H157V49H156ZM162 50H164V48H162ZM263 50H264V49H263ZM263 50H262V51H263ZM13 51H12V52H13ZM17 51H19V49H18ZM21 51H22V50H21ZM30 51H31V50H30ZM43 51H44V50H43ZM95 51H96V50H95ZM141 51H142V50H140V52H141ZM152 51H151V52H152ZM258 51H259V49H258ZM1 52H2V51H1ZM6 52H7V50H6ZM6 52H5V53H6ZM14 52H16V51H14ZM22 52H23V51H22ZM25 52H26V51H25ZM44 52H45V51H44ZM52 52H53V51H52ZM74 52H75V51H74ZM74 52H73V53H74ZM79 52H80V51H79ZM82 52H83V51H82ZM93 52H94V51H93ZM96 52H97V51H96ZM99 52H100V51H99ZM101 52H102V51H101ZM101 52H100V53H101ZM106 52H107V51H106ZM126 52H128V50H127ZM142 52H143V51H142ZM142 52H141V53H142ZM151 52L148 53L149 56H152V55L155 56V54H153V52H152V53H151ZM247 52H246V53H247ZM253 52H254V51H253ZM253 52H250L251 54H250V53H249V54L252 55ZM255 52L258 54V52H257L256 50H255ZM259 52H260V51H259ZM10 53H11V52H10ZM61 53H60V54H61ZM67 53H69V52H67ZM102 53H103V52H102ZM107 53H108V52H107ZM111 53H112V52H111ZM111 53L109 52V54H111ZM130 53H131V52H130ZM157 53H158V52H157ZM244 53H245V52H244ZM261 53H263V52H261ZM15 54H20V53H17V52H16ZM21 54H22V53H21ZM46 54H48V53H46ZM64 54H65V52H64ZM83 54H84L83 56H87L86 53H83ZM90 54H88V56H87L88 59H89L90 57H92V56L89 57ZM97 54H98V53H97ZM112 54H113V53H112ZM114 54H115V53H114ZM119 54H120V53H119ZM122 54H123V53H122ZM128 54H129V53H128ZM138 54H139V53H138ZM226 54H227V55H226ZM13 55H14V54H13ZM35 55H36V54H35ZM78 55H79V54H78ZM94 55H95V52H94ZM245 55H246V54H245ZM255 55H256V54H255ZM261 55H262V54H261ZM0 56H4V55H0ZM29 56H30V55H29ZM43 56H44L43 58L45 59V56H46V55H43ZM61 56H62V55H61ZM80 56H81V55H80ZM95 56H96V55H95ZM110 56L112 57V55H110ZM120 56H122V55H120ZM123 56H125V55H123ZM123 56H122V58H123ZM136 56L138 57L137 54H136ZM143 56H144V55H143ZM149 56H148V57H149ZM161 56H160V57H161ZM166 56H167V57H166ZM242 56H243V54H242ZM242 56H241V57H242ZM253 56H254V54H253ZM263 56H264V55H262L261 57L263 58ZM8 57H9V59H10L9 54H8ZM13 57H14V56H13ZM41 57H42V55H41ZM59 57H60V56H59ZM98 57H99V54H98ZM98 57H97V58H98ZM114 57H115V55H114ZM148 57H147V59H148L149 61H152L151 59H153V61L155 60V58H151V59H150V58H148ZM155 57H157V56H155ZM160 57H159V58H160ZM245 57H246V56H245ZM249 57H250V56H249ZM53 58H54V57H52V59H53ZM73 58L76 59L75 57H73ZM79 58H80V57H79ZM83 58H84V57H82V59H83ZM124 58H126V57H124ZM144 58H146V57H144ZM144 58H143V59H144ZM226 58H228V57H226ZM226 58H225V59H226ZM14 59H16V58H14ZM80 59H81V58H80ZM88 59H87V62H88ZM93 59H94V58H93ZM115 59H116V57H115ZM115 59H114V60H115ZM118 59H119V56H118ZM120 59H121V57H120ZM228 59H229V58H228ZM237 59L240 60L241 58L239 59V57H238ZM250 59H251V58H250ZM252 59H253V61H256V60H254V58H252ZM263 59H264V58H263ZM263 59H262V60H263ZM53 60H55V59H53ZM56 60H58V62L60 61L59 58L56 59ZM94 60H95V59H94ZM105 60H107V59H105ZM126 60H127V58H126ZM129 60H130V59H129ZM131 60H132V59H131ZM131 60H130V61H131ZM231 60H232V59H231ZM231 60H230V61H231ZM242 60H243V57H242ZM247 60H249V59H247ZM257 60H258V59H257ZM3 61H5V60H3ZM8 61H9V60H8ZM10 61H11V60H10ZM10 61H9L8 64H10ZM13 61H15V60L12 59V62H13ZM25 61H26V60H25ZM80 61H81V60H80ZM89 61H90V60H89ZM107 61H108V60H107ZM109 61H110V60H109ZM119 61H120V60H119ZM144 61H145V60H144ZM153 61H152V62H153ZM156 61H157V60H156ZM183 61H185V63L187 62V65L183 64V63H182ZM224 61H225V60H224ZM235 61L232 63V65L235 63ZM253 61H252V62H253ZM1 62H2V61H1ZM21 62H22V61H21ZM44 62H45V61H44ZM82 62H83V61H82ZM103 62H104V61H103ZM135 62H137V61H135ZM138 62H139V61H138ZM138 62H137V63H138ZM226 62H227V60H226ZM241 62H242V61H241ZM245 62H247V61H245ZM245 62H244V63H245ZM252 62L250 61V63H252ZM263 62H264V61H263ZM73 63H74V62H73ZM85 63H86V61H85ZM111 63H113V62L111 61ZM129 63H130V62H129ZM133 63H134V62H133ZM140 63H142V64L140 65V67H142V65L145 64V63L143 64V61L139 62V64H140ZM146 63H147V62H146ZM154 63H155V62H154ZM154 63H152V64H154ZM158 63H157V64H158ZM229 63H230V62H228V64H229ZM237 63H238L239 66H238V68H236V69H237V71L239 72L238 69L241 68V67H240L241 64H240V62H237ZM0 64H1V63H0ZM23 64H24V63H23ZM36 64H37V63H36ZM42 64H43V62H42ZM55 64H56V63H55ZM126 64H128V63H126ZM159 64L157 65V67L159 66ZM182 64H183V65H182ZM253 64L256 65L257 63H256V64L253 63ZM1 65H2V64H1ZM3 65H4V64H3ZM16 65H17V64H16ZM33 65H34V64H33ZM47 65H49V64H47ZM78 65L80 66V64H78ZM104 65H105V64H104ZM104 65H103V66H104ZM110 65H111V64H110ZM184 65H185V66H184ZM244 65H245V64H244ZM250 65L252 66V64H250ZM250 65H249V67H250ZM263 65H264V64H263ZM6 66H7V65H6ZM12 66H13V64H12ZM43 66L45 67V65H43ZM53 66H54V65H53ZM65 66H66V65H65ZM96 66H97V65H96ZM96 66L93 65V67H95V68L100 67L99 65H98L97 67H96ZM134 66H135V65H134ZM134 66H132V67H134ZM224 66H225V65H224ZM258 66H259V65H258ZM3 67H4V66H3ZM13 67H14V66H13ZM21 67H22V66H21ZM33 67H34V66H33ZM47 67H48V66H47ZM50 67H51V65H50ZM104 67H105V66H104ZM117 67H118V66H117ZM126 67H128V66L126 65ZM130 67H131V66H130ZM137 67H139V66H137ZM137 67H136V68H137ZM225 67H226V66H225ZM228 67H229V65H228ZM228 67H227V68H228ZM230 67H231V65H230ZM235 67H236V66H235ZM239 67H240V68H239ZM242 67L244 68L243 65H242ZM252 67H253V66H252ZM252 67H251V69H252ZM10 68H11V67H10ZM30 68H31L32 70H31V69H28V68H27V69H28V70H31V71L34 70V68H32V67H30ZM75 68H76V65H75ZM81 68H83V67H81ZM81 68H79V70H81ZM134 68H135V67H134ZM221 68H222V66H221ZM247 68H248V66H246V69H247ZM255 68H256V67H255ZM260 68H262V67L260 66ZM260 68H259V70H260ZM3 69H4V68H3ZM5 69H6V67H5ZM11 69H14V68H11ZM20 69H22V71H23V70H27V69H23V67L20 68ZM61 69H62V68H61ZM68 69H70V68H68ZM76 69H77V68H76ZM100 69H101V68H100ZM100 69H99V71H100ZM105 69H106V67L103 68V71H104ZM107 69H108V67H107ZM119 69H120V68H119ZM131 69H132V68H131ZM138 69H140V68H138ZM213 69H214V70H213ZM228 69H229V71H230V68H228ZM246 69H245V70L242 69V71L244 70V71L246 72ZM263 69H264V68H263ZM0 70L3 72L4 75L6 74L2 69H0ZM37 70H38V69H37ZM53 70H54V69H53ZM70 70H71V69H70ZM79 70H78V71H79ZM83 70H85V69H83ZM96 70H97V69H96ZM121 70H122V69H121ZM128 70H130V69H128ZM133 70H134V69H132V71H133ZM150 70H151V69H150ZM216 70H217V69H216ZM225 70H227V69L225 68ZM225 70L222 71V72H226ZM234 70H235V69H234ZM248 70H249V69H248ZM12 71H13V70H12ZM14 71H15V70H14ZM14 71H13V73H14ZM19 71H21V70H19ZM22 71H21V72H22ZM61 71H62V70H61ZM65 71H66V70H65ZM65 71H64V73H62V74H67V72H65ZM68 71H69V70H68ZM73 71H74V70H73ZM85 71H86V70H85ZM91 71H92V73H93V69H92ZM101 71H102V70H101ZM119 71H120V70H119ZM119 71H118V72H119ZM124 71H125V70H124ZM124 71L122 70L123 73H124ZM126 71H127V70H126ZM126 71H125V73H127ZM231 71H232V70H231ZM244 71H243V73H244V75H245V72H244ZM250 71H251V70H250ZM250 71H249V72H250ZM254 71H255V69H254ZM254 71H253V69H252V73H253ZM17 72H18V71H17ZM28 72H29V71H28ZM57 72H58V71H57ZM74 72H75V71H74ZM94 72H95V70H94ZM234 72H235V71H234ZM234 72H233L232 74L235 75ZM256 72L258 73L257 70H256ZM259 72H260V71H259ZM263 72H264V71H263ZM15 73H16V72H15ZM18 73H19V72H18ZM23 73H24V72H23ZM23 73H20V76H19V77H21V79H20V81H19L20 84H18V89H17V91H16V88H15V87H13V88H15V89H13V90H15V92H14L13 90H12V91L10 90L11 92H14L13 94H15V93L17 92L18 100H19L20 96L25 97V96H28L30 93H33V92H32V91H34L33 89H36L35 91L38 90V91H42V92H44L46 98L52 97V95L55 93V90L58 91L57 93H59V94H60V92H63L62 94H64L65 91H66V89H67V87L70 85L69 83H67V84H66V83H61V85L56 89V87H57V83H58V82H57V78H51L49 75H47V74H45V73H35L34 71H33V72H29V73H27V74H25V75H24ZM25 73H26V72H25ZM50 73H51V72H50ZM58 73H60V70H59ZM58 73H57V74H58ZM75 73H76V72H75ZM85 73H86V72H85ZM85 73H84V74H85ZM96 73H98V71H97ZM114 73H115V72H114ZM129 73H130V72H129ZM129 73H128V74H129ZM148 73H149V72H148ZM215 73H216V71H215ZM227 73H230V72L227 71ZM243 73H242V74H243ZM247 73H248V72H247ZM0 74H2V73H0ZM54 74H55V73H54ZM84 74H83V75H84ZM87 74H88V73H87ZM100 74H101V73H100ZM102 74L105 75L104 73H102ZM102 74H101V76H102ZM107 74H108V73H107ZM211 74H212V75H211ZM232 74H231V75H232ZM249 74H250V73H249ZM262 74H263V73H262ZM262 74H261V75H262ZM4 75H2V76H4ZM7 75H9V74H7ZM10 75H11V74H10ZM12 75H13V74H12ZM17 75H18V74H17ZM55 75H56V74H55ZM55 75H54V77H57V76H58V75H56V76H55ZM88 75H90V74H88ZM88 75H87V76H88ZM94 75H95V74H94ZM115 75H116V73H115ZM118 75H121V73H120V74H117V78H118ZM124 75H125V74H124ZM130 75H131V74H130ZM138 75H137V76H138ZM142 75L147 76L146 79H148V83H144V82H147V81L144 80L145 78H141ZM152 75H153V76H152ZM160 75H161V76H160ZM238 75H239V74H238ZM238 75H237V76H238ZM250 75L253 76L252 74H250ZM255 75H256V73H255ZM259 75H260V74H259ZM0 76H1V75H0ZM2 76H1V77H2ZM5 76H6V75H5ZM5 76H4V77H5ZM52 76H53V75H52ZM60 76H61V74H60ZM60 76H59V77H60ZM66 76H68V75H66ZM75 76H76V74L74 75V77H75ZM81 76H82V75H81ZM87 76H86V77H87ZM101 76H100V77H101ZM106 76H107V75H106ZM106 76H105V79H102V78H101V80H103L102 82H105V81L109 80L108 77H107V79H106ZM125 76H126V75H125ZM125 76H122V78H126V79L128 80V78H129L128 76H129V75L127 76L128 78L125 77ZM137 76H136V77L134 76V77L137 78ZM151 76H152V77H151ZM214 76H215V74H214ZM216 76L218 77V74H217ZM232 76H233V75H232ZM232 76H231V77H232ZM235 76H236V75H235ZM237 76H236V77H237ZM242 76H243V75H242ZM247 76H249V75H247ZM262 76L264 77V75H262ZM262 76H261V77H262ZM6 77H8V76H6ZM9 77H10V76H9ZM9 77H8L7 79H8V81H11L12 78L15 77V76H13V77L11 78V80H10ZM61 77L63 78V75H62ZM68 77H71V78H72V74H69ZM79 77H80V76H79ZM83 77H84V76H83ZM86 77H84V79H85ZM229 77H230V75H229ZM257 77H258V76H257ZM261 77H260V78H261ZM65 78H67V77H65ZM94 78H95V76H94ZM94 78H93V79H94ZM96 78H98V77H96ZM96 78H95L94 80L97 81ZM103 78H104V77H103ZM113 78H114V77H113ZM117 78H116V79H117ZM122 78H121V79H122ZM233 78H234V76H233ZM237 78H238V77H237ZM237 78H235V79H237ZM239 78H243V77L240 76ZM239 78H238V79H239ZM244 78H245V82H246V77H244ZM251 78H252V77H250L249 80H252V79H253V78H252V79H251ZM258 78H259V77H258ZM18 79H19V78H18ZM72 79H73V78H72ZM72 79H71V80H72ZM76 79H77V78H76ZM76 79H75V80H76ZM78 79H79V78H78ZM110 79H112V77H111ZM119 79H120V78H119ZM228 79H229V78H227L226 81H227ZM238 79H237V80H238ZM16 80H17V79H16ZM89 80H90V79H89ZM113 80H114V83H117V82H118V81L115 82V78L112 79V81H113ZM117 80H118V79H117ZM122 80H123V79H122ZM217 80H218V82H219V78H218ZM247 80H248V79H247ZM253 80H254V79H253ZM253 80H252V82H253ZM261 80H262V78H261ZM0 81H2V80H0ZM13 81H14V80H13ZM91 81H92V82H91ZM91 81H87V82H90L91 84H94V85H95V84L98 85L97 83H93L94 81H93L92 79H91ZM112 81H111V82H112ZM220 81H221V77H220ZM230 81H232V80H230ZM243 81H244V80H243ZM257 81H258V79L255 78V82H257ZM259 81H260V80H259ZM263 81H264V79H263ZM263 81H262V82H263ZM5 82H6V81H5ZM62 82H63V81H62ZM67 82H68V81H67ZM75 82H76V84H77V83H80L79 81L77 82V80H76ZM75 82L73 83V80H72V83H73V84H75ZM82 82H83V80H82ZM84 82H85V81H84ZM84 82H83V83H84ZM87 82H85L84 85H87V84L89 85V84H90V83H87ZM97 82H100V81H97ZM102 82H101V83H102ZM123 82H124V80H123ZM123 82H122V84H123ZM141 82H143L144 85H142V86L139 85V84H143V83H141ZM223 82H225L224 79H223ZM228 82H229V81H228ZM232 82H233V81H232ZM234 82H235V80H234ZM262 82H261V83H262ZM9 83H10V82H9ZM12 83H13V82H12ZM72 83H71V84H72ZM83 83H81V86H82ZM105 83H107V82H105ZM138 83H139V84H138ZM226 83H227V82H225L224 85H225ZM230 83H231V82H230ZM237 83H240V82L238 81ZM237 83H236V84H237ZM6 84H7V83H6ZM13 84H14V83H13ZM99 84H100V83H99ZM103 84H104V83H103ZM112 84H113V83H112ZM122 84H120V85H122ZM222 84H223V83H222ZM232 84H233V83H232ZM232 84H231V85H232ZM248 84H250V82H248ZM256 84H257V83H256ZM256 84H255V85H256ZM258 84H259V82H258ZM1 85H2V84H1ZM4 85H5V84H4ZM7 85H8V84H7ZM15 85H16V84H15ZM67 85H68V86H67ZM84 85L82 86L83 88H84ZM88 85H87V86H88ZM100 85H101V84H100ZM108 85L112 87L111 84H108ZM115 85H116V84H115ZM228 85H229V83H228ZM233 85H234V84H233ZM245 85H247V83H246ZM251 85H252V83H251ZM251 85H247V87H248V86L250 87ZM259 85H260V84H259ZM2 86H3V85H2ZM10 86H11V84H10ZM13 86H14V85H13ZM89 86H90V85H89ZM89 86H88V88H87V87H85V88L89 89V88H90ZM126 86H127V85L125 84L124 87H126ZM128 86H127V87H128ZM257 86H258V85H257ZM4 87H5V88H4ZM4 87H2V88H4L5 90H7V87H8V86H7V87L4 86ZM27 87H29L30 89H32V91H31L29 88H27ZM70 87H72V86L70 85ZM106 87H107V86H106ZM120 87H121V86H120ZM249 87L247 88V90L249 89ZM252 87L254 88V85H253ZM255 87H256V86H255ZM262 87H264V86L262 85ZM0 88H1V87H0ZM9 88H12V86L9 87ZM26 88H27V89H26ZM68 88H69V87H68ZM72 88H73V87H72ZM72 88H71V89H72ZM107 88H108V87H107ZM112 88H113V87H112ZM114 88H115V87H114ZM238 88H240V86H238ZM24 89H26V90H24ZM90 89H91V88H90ZM120 89H121V88H120ZM257 89H258V87H257ZM260 89H261V87H260ZM260 89H259V90H260ZM263 89H264V88H262V91L264 92ZM2 90H3V89H2ZM67 90H68V89H67ZM77 90H79L78 87H77ZM77 90H76V91H77ZM81 90H82V89H81V87H80V91H81ZM93 90H94V89H93ZM115 90H116V89H115ZM115 90H113V92H114ZM121 90H123V89H121ZM126 90H127V89H126ZM240 90H241V91H240ZM251 90H252V89H251ZM251 90H250V91H251ZM255 90H256V88H255ZM0 91H1V90H0ZM3 91H4V90H3ZM3 91H1V93H2ZM35 91H34V92H35ZM68 91H69V90H68ZM68 91H67L66 94H68ZM80 91H79V92H80ZM88 91H89V90H88ZM88 91L86 90V94H87V96L90 95L89 97H91L92 100H94L96 97L98 98V100H100V98H102V97H100V98L98 97L99 94L94 98V97H92V96L95 95V94H97V93L95 92V93H93V94H88V93H87ZM118 91H119V90H118ZM253 91H252V92H253ZM256 91H257V90H256ZM6 92H7V91H4L3 93L5 94ZM8 92H9V91H8ZM11 92H9V93H10V94H9L10 97H11V94H12ZM69 92H70V91H69ZM90 92H92V91H89V93H90ZM107 92H109V91H107ZM115 92H116V91H115ZM123 92H124V91H123ZM252 92H250V93H252ZM3 93H2V94H3ZM36 93H37V92H36ZM70 93H71V92H70ZM84 93H85V92H83V94H84ZM125 93H127V92H125ZM250 93H249V94H250ZM4 94H3V95H4ZM6 94H7V93H6ZM6 94H5V96H6ZM33 94H34V96L36 97V100H37V98L39 97V96L37 97L38 94H37V95H36L35 93H33ZM78 94H80V93H78ZM81 94H82V93H81ZM81 94H80V96H82ZM122 94H123V93H122ZM263 94H264V93H262L261 96H260V92H259V93L257 94V96L259 95L258 98L260 97L261 100H263V99H264V98H263V97H264ZM0 95H1V94H0ZM54 95H55V94H54ZM54 95H53V98L55 97ZM73 95H74V94H73ZM105 95L109 98V96L113 95V93H112L111 95H109V96H108L107 94H105ZM244 95H245V96H244ZM5 96H3V99H4ZM31 96H33V95H31ZM34 96H33V97H34ZM63 96H68V95H63ZM69 96H71V95H69ZM69 96L66 97V98H70ZM75 96H78V95H75ZM80 96H78V97L81 98ZM83 96H84L85 98L87 97V96H85V95H83ZM102 96H103V95H102ZM113 96H114V95H113ZM113 96H111V97H113ZM115 96H116V95H115ZM159 96H163V97H165V98L163 99V98H161V97H159ZM257 96H256V97H257ZM8 97H9V96H8ZM10 97H9V98H10ZM15 97H16V96H15ZM15 97H14V98H15ZM29 97H30V96H29ZM29 97H28V99H30V98L33 99L32 97H30V98H29ZM56 97H57V96H56ZM126 97H124V99H123L124 101L127 99ZM247 97L251 98L250 96H247ZM0 98H1V100H3L1 96H0ZM39 98H40V97H39ZM39 98H38V100H39ZM58 98H59V97H58ZM64 98H65V97H64ZM93 98H94V99H93ZM118 98L120 99V97H118ZM262 98H263V99H262ZM5 99H8V98H5ZM5 99H4V100H5ZM22 99H23V100H21V102L24 101L25 104H26V102H27L28 100L26 99L27 101H25L24 98H22ZM54 99H56V98H54ZM72 99H73V98H72ZM119 99H118V101L121 102V100H119ZM121 99H122V98H121ZM175 99H176V100H175ZM246 99H248V98H246ZM4 100H3V101H4ZM8 100H9V99H8ZM16 100H17V99H16ZM18 100H17V102H16L15 100L12 101V100L10 99V102L12 101V102H11L12 104L17 103V104H18V107H21V106H19V104H22L23 102H22V103H18V102H19ZM41 100H42V98H41ZM43 100H44V99H43ZM51 100H52V99H51ZM61 100H62V99H61ZM73 100H74V99H73ZM77 100H78V98H77ZM87 100H88V99H87ZM87 100H83V99H82L83 102L86 101L85 103H87ZM123 100H122V102H123ZM166 100L163 101V102H164V104L166 103V105H167L168 102L170 103V100H167V101H166ZM241 100H242V101L244 100L245 102L248 101L247 105L244 106V105H243V102H241ZM3 101H2V102H3ZM30 101H32V100H30ZM30 101H29V103H30ZM34 101H35V99L32 101L33 104H34ZM44 101H45V100H44ZM48 101H49V100H48ZM48 101L45 102L46 104H43L44 102H43V101H40V102H43V103H41V104H43V105H41V106H42V107H44V106H48V104L50 103V102H48ZM65 101H67V100L65 99ZM68 101H70V99H69ZM75 101H76V100H75ZM82 101H77V103H78V102L81 103ZM106 101H107V100H106ZM109 101H110V99H109ZM115 101H116V100H115ZM118 101H116V102H118ZM126 101H129V100L127 99ZM159 101H160V100H159ZM258 101H259V103H258V102H256V103H258V105H259L261 101H260L259 99H258ZM263 101H264V100H263ZM263 101H262V102H263ZM2 102L0 101V104H1V105H3V104L6 103V105H9V104H10V106H11L12 108H16V107H17V106L15 107L14 105L12 106L11 103L7 104L8 101H7V102L4 101V103H2ZM13 102H14V103H13ZM51 102H52V101H51ZM55 102H59V101H56V100H55ZM73 102H74V101H73ZM178 102H177V103H178ZM182 102L184 103L185 106L182 104ZM245 102H244V103H245ZM252 102H253V101H252ZM29 103H27L28 105H25L24 109L26 108V106H29ZM37 103H39V102L37 101ZM37 103H36V101H35V105H36ZM53 103H54V101H53ZM53 103H51V104H53ZM59 103H60V102H59ZM59 103L57 104V106H59ZM61 103H62V102H61ZM61 103H60V105H61ZM71 103H72V102H71ZM71 103H70V107H71ZM77 103L75 102V104H77ZM108 103L111 104L112 102H108ZM125 103H126V104H125ZM153 103H155V106H152V107L150 106V107H149V105H151V104H153ZM161 103H162V102H161ZM161 103L158 102L157 104H161ZM173 103L176 105L175 102H173ZM23 104H24V103H23ZM30 104H31V103H30ZM66 104H67V103H66ZM73 104H74V103H73ZM99 104H100V103H99ZM119 104L121 105V103H119ZM124 104H125V105H124ZM174 104H173V106H174ZM245 104H246V103H245ZM262 104H263V106H264V102H263ZM39 105H40V104H39ZM39 105H36V106L40 107ZM49 105H50V104H49ZM53 105H54V104H53ZM64 105H65V104H64ZM84 105H86V104H84ZM87 105H88V104H87ZM90 105H91V104H90ZM97 105H98V104H97ZM102 105H103V104H102ZM108 105H109V104H108ZM113 105H115V104L113 103ZM117 105H118V104H117ZM126 105H127V106H126ZM146 105H148V107H147ZM162 105H163V103H162ZM166 105H164V106L166 107ZM206 105H205V107H204L205 109H207V107H208V106L206 107ZM252 105H253V104H252ZM256 105H257V104H255V106H256ZM258 105H257V106H258ZM54 106H55V105H54ZM57 106H56V107H57ZM62 106H63V105H62ZM74 106H75V105H74ZM79 106H80V105H79ZM103 106H105V105H103ZM110 106H111V105H110ZM145 106H146L147 108H146ZM160 106H161V105H160ZM168 106H169V105H168ZM177 106H178V104H177ZM177 106H176V107H177ZM183 106H184V108H183ZM210 106H209V107H210ZM248 106H249V105H248ZM248 106H247V108H248ZM263 106H262V105L260 106L261 109H262ZM2 107L5 108V106H2ZM7 107H9V106H7ZM11 107H10V108H11ZM33 107H35V106H32V104H31V105H30V108H29V107H28V108H29V110H31V108H33ZM49 107H50V106H49ZM56 107H55V109H56ZM72 107H73V105H72ZM76 107H77V106H76ZM91 107L93 108L94 106H90V108H91ZM98 107H99V106H98ZM143 107H144L145 109H144ZM155 107H156V109H155L156 111L154 110ZM169 107H170V106H169ZM178 107H179V106H178ZM191 107H192V106H191ZM194 107H193V108H194ZM209 107H208V108H209ZM4 108H1V109H2V113L4 112L3 114H5V112H9V110H10L9 108H6L8 111L5 110ZM40 108H41V107H40ZM47 108H48V107H46V109H47ZM51 108H52V111L54 112L55 109H53V106H52ZM51 108H50V111H51ZM60 108H61V106H60ZM68 108H69V106H68ZM77 108H78V107H77ZM82 108H83V107H82ZM105 108H106V107H105ZM116 108L118 109V107H116ZM159 108H160V107H159ZM162 108H164V107H162ZM174 108H175V107H174ZM182 108H183V109H182ZM202 108H203V107H202ZM202 108H201V109H202ZM37 109H38V110H37ZM41 109H42V108H41ZM61 109H62V108H61ZM74 109H75V108H74ZM74 109H73V111H74ZM109 109H111V108L109 107ZM132 109H133V110H132ZM152 109L155 111L154 113H153V110H152ZM168 109H169V108H168ZM189 109H190V108H189ZM201 109H199L200 112H201ZM210 109H211V107H210ZM220 109H222V108H220ZM254 109H255V108H253V111H254V112H253V114L251 113V116H254V117H255L256 115H254V114H257V113H258L259 106H258V108H257V111H256V109H255V110H254ZM16 110H18V109H15V110H12V111H14V113H15ZM21 110H22V109H21ZM21 110H20V111H21ZM26 110H27V109H26ZM26 110H25V111H26ZM32 110H33V109H32ZM36 110H37L38 112H40V111H42L43 109H42V110H39V108H36ZM48 110H49V109H48ZM48 110H46V111L43 110V111H44V113H42L43 116L40 115V119L42 118L41 120H43V119L45 120V116H46L45 113L48 114V113H49ZM59 110H60V109H59ZM79 110H80V109H79ZM103 110H104V107H100V108H98L97 111L95 110V111H96L95 113L93 112V111H94V110H93L92 112H93L94 115H93L91 118H95V117H97L99 113L101 114V112H103ZM118 110H119V109H118ZM120 110H121V108H120ZM122 110H123V109H122ZM122 110H121V111H122ZM127 110H126V112H127ZM174 110H175V109H174ZM181 110L178 109L177 111H180V113H181V112H182ZM251 110H252V109H251ZM22 111H23V110H22ZM33 111H35V109H34ZM55 111H56V110H55ZM67 111H68V110H67ZM83 111H84V110H83ZM90 111H91V110H90ZM90 111H89V112H90ZM106 111H107V110H106ZM106 111H104V112H106ZM124 111H122V112H124ZM131 111H132V112H131ZM170 111H171V108H170ZM172 111H173V108H172ZM184 111H185V110H184ZM196 111H197V110H196ZM196 111H195V112H196ZM199 111H198V112H199ZM202 111H204V109H203ZM209 111H210V110H208L207 113H208ZM213 111H215V108H214ZM213 111H210V113H208V115H209V114L211 115V114L213 113ZM217 111L219 112L218 109H217ZM217 111H216V112H217ZM221 111H222V110H221ZM259 111H260L259 114H260V113H263V112H262L263 110H259ZM10 112H11V111H10ZM10 112H9V113H10ZM17 112H18V111H17ZM23 112H24V111H23ZM26 112H27V111H26ZM31 112H32V111H31ZM31 112H30L31 115H30V114L28 115V114H26L25 112H24V113H25V115H27V117H28V116L31 117L34 113H36V112H34V113L32 114ZM56 112H57V111H56ZM58 112H59V111H58ZM58 112H57V113H58ZM92 112H91V114H92ZM107 112H108V111H107ZM117 112H118V111H117ZM126 112H124V113L126 114ZM160 112H161V115H162L163 117L166 115V114H162V111H160ZM163 112H164V111H163ZM174 112H175V111H174ZM186 112H187V110H186ZM195 112L192 111V114L194 115ZM205 112H206V110H205ZM222 112H223V111H222ZM255 112H257V113H255ZM18 113H20V112H18ZM54 113H55V112H54ZM57 113H55V114L58 115L59 113H58V114H57ZM60 113H61V112H60ZM73 113H74V112H73ZM79 113H80V111H79ZM87 113H88V112H87ZM118 113H119V112H118ZM171 113L173 114V112H171ZM171 113H170V114H171ZM176 113H177V112H176ZM190 113H191V111H190ZM196 113H197V112H196ZM6 114H8V113H6ZM21 114L23 115L22 112H21ZM21 114H20V115H21ZM37 114H38V113H37ZM39 114H40V113H39ZM50 114H51V113H50ZM62 114H63V112H62ZM62 114H60V115L62 116ZM65 114H66V113H65ZM82 114H83V113H82ZM88 114H90V113H88ZM119 114L121 115V113H119ZM128 114H129V113H128ZM167 114H168V112H167ZM172 114H171V115H172ZM174 114H175V113H174ZM219 114H220V113H218L217 115H219ZM223 114H224V113H223ZM223 114H222V115H223ZM226 114H225V115H226ZM248 114H249V115H248ZM259 114H258V115H259ZM17 115H18V114H17ZM48 115H49V114H48ZM63 115H64V114H63ZM83 115H84V114H83ZM83 115H82V116H83ZM126 115H127V114H126ZM157 115H158V114H157ZM159 115H160V114H159ZM168 115H169V114H168ZM177 115H179V114H177ZM177 115H176V116H177ZM195 115H196V118H198V116H197L198 114H195ZM195 115H194V116H195ZM199 115H200V113H199ZM212 115H216V114L213 113ZM222 115H220V116H222ZM227 115H226V117L229 118V116H227ZM260 115H261V114H260ZM3 116H4V115H3ZM5 116H6V115H5ZM7 116H8V115H7ZM58 116H59V115H58ZM82 116H81V117H82ZM113 116H114V115H113ZM113 116H112V117H113ZM127 116H128V115H127ZM127 116H126V117H127ZM169 116H170V115H169ZM174 116H175V115H174ZM180 116H184V115H180ZM187 116H189V114H188ZM187 116H186V117H187ZM194 116H192V117H194ZM201 116H202V115H201ZM203 116H204V115H203ZM263 116H264V114H263ZM8 117H9V116H8ZM13 117H14V116H13ZM17 117H18V116H17ZM21 117H22V116H21ZM30 117H29V118H30ZM43 117H44V118H43ZM49 117H50V116H49ZM52 117H53V116H52ZM54 117H55V115H54ZM54 117H53V118H54ZM67 117H68V116H67ZM77 117H78V116H77ZM85 117H87V116H85ZM110 117H111V115H110ZM110 117H107V118H110ZM117 117H118V116H117ZM137 117H139V116H137ZM137 117H136V118H137ZM159 117H160V116H159ZM166 117H167V116H166ZM208 117H209V119H210L212 116H211V117H210V116H206V118H205V121H206V122H207L206 119H207ZM224 117H225V116H224ZM254 117H253V118H254ZM258 117H259V116H258ZM5 118H6V117H4V119H3V118H1V119H3V120L5 121V120H6ZM24 118H26V117H24ZM29 118H28V120H29L28 122H29V123L33 122L32 120L35 119L34 116H33L34 119H32L31 121H30ZM37 118H38V117H37ZM37 118H36V119H37ZM46 118H47V117H46ZM53 118H51V119L54 121L55 119H53ZM55 118H56V117H55ZM70 118H72V117H70ZM91 118L88 119L89 122L91 121ZM98 118H99V117H98ZM102 118H103V117H102ZM122 118H123V117H122ZM127 118L130 119L129 116H128ZM134 118H135V117H134ZM161 118H162V117H161ZM175 118H176V117H175ZM183 118H184V117H183ZM234 118H233V119H234ZM262 118H263V117H262ZM262 118H260V119H262ZM21 119H22V118H21ZM36 119H35V120H36ZM49 119H50V118H49ZM49 119H48V120H49ZM80 119H81V118H80ZM80 119H79V120H80ZM84 119H85V118H84ZM84 119L81 120V123H82V121H85V120H86V119H85V120H84ZM99 119H100V118H99ZM117 119H118V118H117ZM123 119H124V118H123ZM123 119H122V120H123ZM131 119H133V118H131ZM164 119H165V117H164ZM185 119H186V118H185ZM200 119L202 120V118H200ZM200 119H199V120H200ZM213 119H214V117H213ZM215 119H216V117H215ZM224 119L226 120V118H224ZM230 119H232V118H230ZM248 119H249V120H248ZM11 120H13V119H11ZM22 120L25 122L24 119H22ZM37 120H38V119H37ZM41 120H40V121H41ZM56 120H58V119H56ZM62 120H63V119H62ZM62 120H61V121H62ZM95 120H96V118H95ZM95 120H94V121H95ZM112 120H113L114 122H116L114 119H112ZM125 120H126V119H125ZM159 120L161 121V119H159ZM159 120H158V121H159ZM166 120L169 122V120H168L167 118H166ZM170 120L173 122L175 119H174V117H173L172 119L170 118ZM177 120H178V119H177ZM182 120H183V122L185 123V120H184V119H182ZM186 120H187V119H186ZM191 120H193V119H191V115H190V122H191ZM199 120H198V122L200 123L201 121H199ZM216 120H217V123H218V124H216V125L218 126L222 121H219V122H218V119H216ZM216 120L214 121V123L216 122ZM219 120H220V119H219ZM221 120H222V119H221ZM225 120H223V122H224ZM234 120H235V119H234ZM234 120H233V122H234ZM257 120H258V118H257ZM263 120H264V118H263ZM263 120H262V121H263ZM8 121H10V120L8 119ZM13 121H14V120H13ZM40 121H39V122H40ZM45 121H46V120H45ZM53 121H52V123H53ZM92 121H93V120H92ZM92 121H91V122H92ZM127 121H128V120H126V122H127ZM142 121H143V120H142ZM142 121H141V122H142ZM145 121H146V119H145ZM147 121H148V120H147ZM160 121H159V122H160ZM162 121H163V120H162ZM196 121H197V120H196ZM208 121H209V120H208ZM231 121H232V120H231ZM243 121H239L241 125H243V124L241 123V122H243ZM254 121H255V120H254ZM24 122H20V124H21V123H24ZM26 122H27V121H26ZM26 122H25V123H26ZM36 122H38V121H36ZM41 122H42V121H41ZM43 122H44V121H43ZM43 122H42V123H43ZM48 122H49V121H48ZM54 122H55V121H54ZM86 122H87V121H86ZM89 122H88V123H89ZM91 122H90V123H91ZM95 122H96V121H95ZM95 122H94V124H92L93 122L91 123V124H92V127H89V126H86L87 128L84 127L85 130H81V128H78V127H77L79 130L83 131V133H84V137H85V138H83V137H81V138H83L82 141H83V142L85 141V144H83V143H82V144L85 145V147H86V145L88 146V144H90L89 148L92 149V150H93L92 152H94V153L96 152V153L99 154V152H98L99 150L102 149V151H103V150H105V149L108 150V149H110V148H112L113 150H112V149H110V150H112V151L114 152V148H113L112 146H113L114 143H117V142H115V141L118 139V140H120V142H119V144H118V143H117V144L120 145L121 142H122V144L119 146V147H121V146H122V147L120 148L121 150L115 148V150L117 149V150H116L117 152H115L116 154H119L120 151L122 152V154H123L125 151H127V150L129 151V150H130L129 148H130V145H131V147L134 148V149H132V150H130V151H131L132 153H134V154L136 153V151H139V152L141 151V152L146 156L147 160H149L148 162H150V164H149L150 166H155V165L157 166V165H158L159 163H161V162L165 163L164 161H166V160L171 161V158L174 159L175 157H178V159H179V156H180V160H179L180 162H181V159H183V161H186V163H187V162L190 163V164H189L190 167H191V165H193V164H191V163H192V159L190 158L191 155H190V157H189V155H188V152H189V151L187 152V150H186V153H187V154L185 153L184 147H186V146H184V147H183V150H181L180 147H182L183 144H180V146H179V144H176V141H175V143H173V144H174V145H175V144L178 145V147H175L176 145L174 146L172 143H170V141H168V139H166L167 141H164L165 139H163V137H165L167 134H169V135H167L166 137L170 136L171 134H172V135L174 134V132H173V133L171 132V134L169 133L168 128H169L170 126H167V127H168L167 130H165V131H168V132H161V134H159L158 136H156V133L158 134V131H155V137H153L152 134H151L150 137L148 138L149 135H147V137H146V136H142L141 134H145V133L142 132V131L149 129V128H146V127H149V125H151L152 123H151V124H147V122H146V124H147L148 126L143 127V125L139 122V124L142 125V126H139V128L141 127L140 129L137 127V129H138V132H137V133L140 132V135H136V136H140V137H138V138H143V137H144L145 141H147V142H146L147 144L143 143L144 146L140 148L141 150H140V149H139V150H136V149H138V148L135 147V144L133 145L134 147H133L132 144H131V141H132V142H134V141L136 142V140L133 141V138L135 137V135H134L135 132H134V131H136V130H134V129H133V130H131V129L129 130V129H128L129 131H131V133L134 132L133 136H132L131 133H130V135L133 137V138L130 137V138H131V141H130V139H128L129 131H128V134H127V132L125 131V132H126L125 134H127V137H126V136H123L122 139L120 138V137H122V135H119V137H117L118 135L115 136L114 133H117V132H116L117 129H115V132L112 131L113 133L111 132L112 134L110 135V137H107L108 140H106V138H104L103 136L106 135V133H105L106 131L109 132V129H112L111 127H112L113 125L109 126V127H110V128H109V127H106V123L104 124L102 120H101L102 123H100V121H98L99 123H97V122L95 123ZM105 122H106V121H105ZM110 122H111V121H110ZM128 122H129V121H128ZM128 122H127V123H128ZM135 122H136V121H135ZM168 122H165V123L167 124ZM175 122H177V124L179 125V127H180V126H183V125H185V126L187 125L186 123L184 124L180 119H179V121H176V120H175ZM193 122H195V121H193ZM193 122H191V123H193ZM209 122H210V121H209ZM211 122H213V121H212V118H211ZM223 122H222V124H223ZM239 122H238V123H239ZM255 122H257V121H255ZM16 123H18V121H16ZM25 123H24V124H25ZM44 123H45V122H44ZM44 123H43V124H44ZM50 123H51V122H50ZM50 123H48V124H50ZM57 123H58V122H57ZM74 123H75V122H74ZM116 123H117V122H116ZM129 123L133 124L134 122H133V123H132V122H129ZM129 123H128V124H129ZM144 123H145V122H144ZM162 123H163V122H162ZM207 123H208V122H207ZM214 123H213V124H214ZM224 123H226V124H225L226 126H225V127L220 126V127H222V129H223V128H226L225 130H227L228 132H226V133H224V134L222 133V134H223V135H222L223 138H222V136H220L219 139L217 138V136L220 135V134H219V132H220L219 130L217 131V133H218V134H216L217 136L215 135V133H214V136H215V137H214L213 135H211V136L214 137V138L212 137V138L214 139L213 142L218 143V144H215L214 147H212L213 149L207 144L208 140L211 138L210 136H209L210 138L207 137V138H208V139H206L207 142H206L205 140H203V137H200V136L196 137V136H195V137H196L195 142L198 143L199 145H201L200 147H199V146H198V147L201 148V147L203 146V148H204V146H205V150L203 151V152H204V155L202 154L203 152H202V153L199 152V153H200V158H199V157L197 158V159H199V160H197V161L195 162V164H196V165H201L202 167L205 166V169H206L207 166H208V169H206L204 173H206V171H208V170H209V172H210V169L212 168L211 165H214V166H213V169H214V167H216L214 172H215L216 174H219V175H217V176H219V177L222 178L221 181H220L219 183H220V188L223 189V190H225V189H232V190H233V189H239V191H240L241 189H240V186L238 187V185H239V184H240V185L243 184V187L241 186L243 189L239 192V193H240V196H243V192H244V195H245V191H243L244 188H245L244 185L246 186L247 184H249L248 181H250V180L252 179L251 175L253 174V172H255L254 175L257 176V177H256V176H254V177L258 178V176H261V177H262V180L264 179V178H263V176H264V168H263V166H264V137H261V135H260V133H261V132H260V129H262V127H263V125H262L263 122H262V124H261V125H262L261 128H260V125H259L258 123L256 124V126H259V128H260V129L256 128V129H258V133L260 132V133H259V136H258V134H257V135H255V137H254V135H253V136H250V137H247V138H246L247 135L249 136V134L246 133V136L244 135L245 138L243 137L244 139L242 138V139H239V140L235 139L236 135L238 136L237 133H235V132L233 131V132L235 133V137H234L233 133H231V131H230V129H229L231 126L228 128V126L230 125V124H229L230 122L228 121V123H227V122L225 121ZM245 123H244V124H245ZM259 123H260V122H259ZM10 124L12 125V123H10ZM31 124L35 125L34 123H31ZM111 124H112V123H111ZM114 124H115V123H114ZM122 124L124 125V123H122ZM122 124H121V125H122ZM125 124H126V123H125ZM128 124H126L125 126H128ZM159 124L161 125V123H159ZM177 124L175 123V124H172V125H176V126H177ZM189 124H190V123H188V126H189ZM200 124H201V128H202V125H203V124H202V123H200ZM204 124H205V123H204ZM213 124H211V123L209 124L210 126L212 125V130H214V129H213ZM18 125H19V124H18ZM18 125L16 124V127H17V128H19V127L21 128L22 125H19V126H18ZM36 125H38V126H39L38 128H40V129H41V128H44V127H40V126H42V124H37V123H36ZM59 125H60V124H59ZM63 125H64V124H63ZM109 125H110V124H109ZM121 125L118 124V126H121ZM167 125H168V124H167ZM198 125H199V124H196V122H195V125H194V126L197 127ZM206 125H207V124H206ZM245 125H246V124H245ZM26 126H27V125H26ZM26 126H25V127H26ZM31 126H32V125H31ZM31 126H30V128L33 127V126H32V127H31ZM46 126H48V125L46 124L45 127H46ZM66 126H67V125H66ZM66 126H64V127L66 128ZM129 126L132 127V128L134 127L133 125H132V126L129 125ZM144 126H145V124H144ZM152 126H153V125H152ZM158 126H159V125H158ZM158 126H157V124H156L155 128H156V127L159 128ZM185 126H184V128H185ZM217 126H216V127L214 126L215 129L217 128ZM235 126L238 127L237 122H236V125H235V123H234L233 128H234ZM25 127L23 126V128H24V130L22 129L23 132L25 131ZM34 127H35V128H34ZM34 127L31 129V131H32L33 129H35V130L37 129L36 126H34ZM51 127H52V126H51ZM67 127H68V126H67ZM114 127L116 128L117 125L114 126ZM121 127H124V126H121ZM130 127H129V128H130ZM186 127H187V126H186ZM195 127L193 128V127L191 126V127H190V130L192 131L191 128L195 129ZM220 127H219V128H220ZM237 127H236V128H237ZM0 128H1V127H0ZM30 128H29V129H30ZM59 128H60V127H59ZM119 128H120V127H119ZM134 128H136V127H134ZM150 128H151V127H150ZM162 128H163V127H162ZM170 128H172V127H170ZM170 128H169V129H170ZM201 128H200V126H199V128H197V130H199V129H201ZM219 128H218V129H219ZM239 128H240V129H238V130H239L238 132L241 131V128H242V127H239ZM251 128H252V127H251ZM263 128H264V127H263ZM1 129H3V128H1ZM9 129L11 130L12 128H9ZM26 129H27V128H26ZM55 129H56V128H55ZM70 129H72V128H70ZM123 129H124V128H123ZM160 129H161V127H160ZM160 129H159V130H160ZM164 129H165V128H164ZM164 129H163V130H164ZM174 129L176 130V127H175V128H174V127L172 128V130H174ZM203 129H204L203 132H204V133H207V135H209L210 133L212 134V132H213V131H212V132L210 131L211 128H210V130H207V129H209L208 126H207L206 129H205V126H204ZM248 129H249V128H248ZM256 129H255V131L257 132ZM13 130H14V128H13ZM22 130L20 129V131H22ZM41 130H43V129H41ZM41 130H40V131H41ZM44 130H45V129H44ZM50 130H51V129H50ZM60 130H62V129H60ZM60 130H58V131H60ZM67 130H69V129H67ZM72 130H73V129H72ZM72 130H71V131H72ZM79 130H78V131H79ZM149 130H150V129H149ZM180 130H181V129H179L178 132H177V130H176L175 135H174L176 139H174V137H172V138H171V141H172V139L177 140V137H176V136H177V133H179ZM182 130H183V129H182ZM182 130H181V131H182ZM190 130L188 129V130H186V131L189 132V134H192V133H190V132H191ZM206 130H207V132H205ZM232 130H233V129H232ZM236 130H237V129H236ZM236 130H235V131H236ZM243 130H245V131L247 132V130H246L245 127L242 129V131H243ZM1 131H2V130H1ZM11 131H12V130H11ZM14 131H15V130H14ZM14 131H13V133H14ZM17 131H18V130H17ZM17 131H15V132H17ZM27 131H28V129H27ZM27 131H26V132H27ZM31 131L29 130L28 132H31ZM37 131H39V129H38ZM47 131H48V128H47ZM47 131H46V132H47ZM52 131H53V129H52ZM71 131H70V132H71ZM117 131H118V130H117ZM150 131H151V130H150ZM170 131H171V130H170ZM184 131H185V130H184ZM184 131H183V132H184ZM215 131H216V130H215ZM242 131H241L240 134H239V135H241V136L243 135V134H241ZM255 131H254V132H255ZM26 132H25V133H26ZM34 132H35V131H34ZM43 132H44V131H43ZM66 132H68V134H69V131H66ZM75 132H76V131H75ZM145 132H146V131H145ZM192 132H194V130H193ZM196 132H197V131H195V133H193V134L196 135L197 133H198V134L200 133L199 135H204V133L202 134V131H201V132L198 131L197 133H196ZM208 132H210V133H208ZM224 132H225V131H224ZM7 133H8V132H7ZM9 133H10V132H9ZM38 133H39V132H38ZM61 133L64 134V133H65L64 130H63V132H61ZM78 133H80V132H78ZM81 133H82V132H81ZM119 133H120V132H119ZM137 133H136V134H137ZM149 133H150V132H148V134H149ZM159 133H160V131H159ZM166 133H167V134H166ZM220 133H221V132H220ZM10 134H11V133H10ZM14 134H15V133H14ZM33 134H34V133H33ZM35 134L39 136V134H37V133H35ZM41 134H42V136H40L41 139H42V137L45 139V137H46L47 135H49L48 133H46V134H45L46 136L44 137V136H43L44 134H43L42 132H41ZM66 134H67V133H66ZM75 134H77V133H75ZM75 134H72L73 136H75V138H76L77 136H79V135H75ZM107 134H110V133H107ZM125 134H124V135H125ZM146 134H147V133H146ZM184 134H185V133H184ZM198 134H197V135H198ZM252 134H253V133H252ZM252 134H251V135H252ZM263 134H264V129H263ZM26 135H28V133H27ZM29 135H32V134L30 133ZM52 135H54V134H52ZM69 135H70V134H69ZM72 135H71V136H72ZM82 135H83V134H82ZM82 135H80V136H82ZM180 135H181L180 137L182 138L183 134L180 133ZM23 136H24V135H23ZM54 136H55V135H54ZM57 136H58V134H57ZM60 136H61V134H60ZM73 136H72V139H75ZM107 136H108V135H107ZM187 136L190 138V135H188V133H187V134L184 136V138L181 139V140H184V141L188 140V141L185 142L186 144L189 143V141H190V140L192 139V137H193V136H191V139H187V138H186ZM225 136H226V137H225ZM256 136H257V137H256ZM262 136H264V135H262ZM13 137H14V136H13ZM13 137H12V138H13ZM17 137H18V136H17ZM17 137H16V138H17ZM21 137H22V133H21ZM33 137H34L35 141H37L36 139H38V138H37L36 136H33ZM35 137H36V138H35ZM47 137H48V136H47ZM47 137H46V139H47ZM67 137H69V136L67 135ZM125 137H126V138H125ZM180 137H178V139H179ZM195 137H194V138H195ZM49 138H50V137H49ZM49 138H48V139H49ZM57 138H58V137H57ZM57 138H56V139H57ZM59 138H60V137H59ZM77 138H79V137H77ZM81 138H80V140H79V139H76V140L78 141L77 146L80 145L79 143H81ZM135 138H136V137H135ZM205 138H206V137H205ZM212 138H211V139H212ZM215 138H217V139H215ZM221 138H222V139H221ZM236 138H237V137H236ZM238 138H239V136H238ZM9 139H10V138H9ZM24 139H25V137H24ZM46 139H45V140H46ZM63 139L65 140V134H64V138H63ZM63 139H62V141H64ZM68 139H69V138H68ZM136 139H137V138H136ZM146 139H148L149 141L151 140V142L148 143L149 141L146 140ZM185 139H186V140H185ZM11 140L14 141L13 139H11ZM32 140H33V139H32ZM38 140H39V139H38ZM57 140H58V139H57ZM70 140H71V139H70ZM76 140H74L73 142L71 141V142H72V147H73V145H74V142H76ZM118 140H117V141H118ZM121 140H122V141H121ZM128 140H129V141H128ZM7 141H8V140H7ZM15 141H16V140H15ZM15 141H14V142H15ZM17 141H18V140H17ZM42 141L44 142V140H41V142H42ZM54 141H55V139H54ZM68 141H69V140H68ZM137 141H138V140H137ZM141 141H142V140H141ZM141 141H140V142H141ZM145 141H144V142H145ZM179 141H180V139H179ZM179 141H178V142H179ZM211 141H212V140H211ZM10 142H11V141H10ZM31 142H32V141H31ZM45 142H47V141H45ZM57 142H58V141H57ZM178 142H177V143H178ZM213 142H211V143H213ZM12 143H13V142H12ZM24 143L27 144L28 142L26 143V141H24ZM58 143H59V142H58ZM60 143H61V142H60ZM64 143L67 144V138H66V141H64ZM68 143H69V142H68ZM86 143H88V144H86ZM112 143H113V144H112ZM138 143H139V142H138ZM138 143H137V144H138ZM141 143H142V142H141ZM179 143H181V141H180ZM185 143H184V145H186ZM13 144H15V143H13ZM13 144H12V145H13ZM18 144H21V143L18 142ZM28 144H29V143H28ZM34 144H35V143H34ZM40 144H41V143H40ZM48 144H49V143H48ZM54 144H55V143H54ZM75 144H76V143H75ZM192 144H194V143H192ZM12 145H11V146H12ZM15 145H16V144H15ZM58 145H59V144H58ZM62 145H63V143H62ZM68 145H69V144H68ZM115 145H116V144H114V146H115ZM118 145H117V146H118ZM19 146H20V145H19ZM21 146H22V145H21ZM25 146H26V145H25ZM48 146H49V145H48ZM55 146H56V145H55ZM77 146L74 147L75 152H74L73 154H76V153H77L76 150L79 149V147H77ZM173 146H174V147H173ZM195 146H197V145H195ZM227 146L231 148V149H229L230 151L233 150V151H232V152H233V153H232V154H233V155H232V156H233L232 159H234V160L231 159V157H230L231 154H230L229 156L226 154V151H229V150H226V149H228V148H226ZM0 147H1V146H0ZM26 147H27V148H24V147H23V148L26 149V151L29 153V151L32 150V147H30L31 149L29 148L28 145H27ZM45 147H46V146H45ZM66 147H67V145H66ZM68 147L70 148V146H68ZM82 147H83V146H82ZM138 147H139V146H138ZM193 147H194V146H193ZM193 147H192V148H193ZM16 148H17V147H16ZM23 148H22V149H23ZM28 148L30 149L29 151L27 150ZM69 148H68V150H69ZM80 148H81V146H80ZM189 148H190V147H189ZM195 148H196V147H195ZM195 148H194V149H195ZM225 148H226V149H225ZM47 149H48V148H47ZM49 149H53V147H52V148L49 147ZM57 149H60V148L57 147ZM57 149H55V150H56L55 153L59 152V150H57ZM84 149H86V148H84ZM84 149H82V151H80V153L84 152ZM90 149L88 150L89 153L86 151L87 149L85 150V151L88 153V155L90 154V151H91ZM196 149H198V148H196ZM196 149H195V150H196ZM224 149H225V150H224ZM12 150H13V149H12ZM44 150H45V149H44ZM60 150L62 151L63 149L61 148ZM66 150H67V149H66ZM68 150H67V152H68ZM70 150H71V149H70ZM79 150H80V149H79ZM79 150H78V152H79ZM106 150H105V151H106ZM110 150H109V152H110ZM119 150H120V151H119ZM133 150H134V151L136 150V151L133 152ZM198 150H199V149H198ZM17 151H20V150H17ZM21 151H22V150H21ZM24 151H25V150H24ZM26 151H25V152H26ZM51 151L53 152L54 149L51 150ZM51 151H50V152H51ZM63 151H64V154H66V151H65V150H63ZM118 151H119V152H118ZM130 151H129V153H130ZM201 151H202V150H201ZM25 152H24V153H25ZM43 152H44V151H43ZM52 152H51V153H52ZM69 152H70V151H69ZM86 152H85V153H86ZM100 152H101V151H100ZM194 152H195V151H194ZM194 152H193V153H194ZM2 153H3V152H2ZM62 153H63V152H62ZM80 153H79L78 156H76L77 158L80 157ZM96 153H95V154H96ZM104 153L107 154L106 152H104ZM104 153L101 152V154H104ZM110 153H111V152H110ZM125 153L127 154L128 152H125ZM125 153H124V154H125ZM227 153H228V152H227ZM25 154H27V153H25ZM32 154H33V153H32ZM39 154H40V153H39ZM47 154H48L47 156H49L50 159L46 156V157H44V158H45V160H46V158H48V159H47L48 161H46V162L44 161V162H45V163H49V164H50L51 162H53V164H52V163H51V164L54 166V165H55V164H54V162H55L54 160H55V159H56V160L58 159L57 155H56V157L54 156V157H55V158H54L52 154H51L52 156L50 155V153H47ZM53 154H54V153H53ZM59 154H60V152L58 153V155H59ZM64 154H63V155H64ZM69 154H70L69 156L72 157L71 152H70ZM105 154H104V156H103L104 159H107V157H108L109 155H112V154H113V155H112L111 157H113V158L115 157V154H114V153L109 154L108 156L105 155ZM120 154H121V153H120ZM122 154H121V155H122ZM126 154H125V155H126ZM130 154H131V153H130ZM136 154H137V153H136ZM136 154H135V156H136ZM139 154H141V153H139ZM143 154H141L142 157L144 156ZM190 154H191V152H190ZM197 154H198V152H197ZM201 154L203 155L202 157H201ZM228 154H229V153H228ZM4 155H5V154H4ZM37 155H38V154H37ZM40 155H41V154H40ZM54 155H55V154H54ZM61 155H62V154H61ZM76 155H77V154H76ZM83 155H84V156H83ZM83 155H82L81 157H85V155H86V157H87V154H84V153H83ZM92 155H93V154H92ZM96 155H97V154H96ZM96 155H94V156H96ZM121 155H120V156H121ZM137 155H138V154H137ZM195 155H196V154H195ZM24 156H25V155H24ZM29 156H30V155H29ZM34 156H35V155H34ZM44 156H45V154H44ZM50 156H51L52 159H53V161H51V162H49V160H52ZM64 156H65V155H64ZM66 156H67V155H66ZM66 156H65V160H66ZM69 156H68V157H69ZM97 156H98V155H97ZM106 156H107V157H106ZM116 156H117V155H116ZM118 156H119V155H118ZM118 156L116 157V160H117V161H118V159L120 158V157L118 158ZM123 156H124V155H123ZM131 156H132V154H131ZM133 156H134V155H133ZM133 156H132V160H131V158L129 157L130 160H131V162H133V159H134V161L136 160V159H135L136 157L134 156V157H135V158H134ZM138 156H139V155H138ZM0 157H1V155H0ZM9 157H10V156H9ZM13 157H14V155L12 156V158H13ZM26 157H27V156H25V158H26ZM88 157H90V155H89ZM100 157H102V156L100 155V156H98V158H97V157H94V159H95V160L97 159L99 162H101V161H100V160H101ZM103 157H102V159H103ZM126 157H127V155H126L125 158H124L125 160H124L123 157H122L121 162H120V161H119V162H116V161L114 160L115 158L112 159V160H110V159H111L110 156L108 157V159L110 158L109 160H110L111 163H112L113 160H114V162H115L116 164H115L114 162H113V164H114V167H116V165L119 166V165H120L119 163H122L123 160H124V163H125L126 159H129L128 157H127V158H126ZM229 157H230L231 161H230ZM4 158H5V156H4ZM4 158H3V159H4ZM14 158H15V157H14ZM28 158H29L28 161L33 159L32 157H31L32 159H30V157H28ZM36 158H37V157H36ZM36 158H35V159H36ZM41 158H42V157H40V156L38 155V159L41 160V164H42V163H44V162H43V160H42ZM59 158H60V157H59ZM63 158H64V157H63ZM72 158H73L74 160H78L79 162H82V161L85 162V160L88 159V158L75 159V158H74V155H73ZM72 158H71V159H72ZM91 158H92V157H91ZM91 158H89V159H91ZM117 158H118V159H117ZM137 158L140 159V162H141V160H143V159H141L140 157H137ZM195 158H196V157H195ZM3 159H2V160H3ZM7 159H8V158H7ZM15 159H16V158H15ZM35 159H34V160H35ZM38 159H37V160H38ZM69 159H70V158H69ZM73 159H72V160H73ZM82 159H85V160H82ZM99 159H100V160H99ZM4 160H5V159H4ZM21 160H22V158H21ZM60 160H61V161H65L64 159H63V160L60 159ZM67 160H68V159H67ZM130 160H129V161H130ZM216 160H218L217 165H216V163H215ZM0 161H1V160H0ZM8 161H10V160H8ZM24 161H25V163H26V159H24ZM61 161H60V162H61ZM70 161H71V160H70ZM92 161H93V160H92ZM102 161H103V160H102ZM127 161H128V160H127ZM127 161H126V162H127ZM143 161L146 162V161H145V158H144ZM143 161H142L141 163H143ZM169 161H168V162H169ZM183 161H182V162H183ZM11 162H15V161L12 160ZM11 162H10V163H11ZM19 162H20V164H22L23 160H22V162L19 160ZM33 162H36V160L33 161ZM37 162H39V161H37ZM65 162H66V161H65ZM65 162H64V163H65ZM71 162H72V161H71ZM88 162H89V161H88ZM103 162H104V161H103ZM107 162H108V161H107ZM131 162H130V165L132 164ZM140 162H139V163H140ZM148 162H147V164H148ZM166 162H167V161H166ZM172 162L174 163V162H175V159H174ZM172 162H170V164H171ZM176 162H177V161H176ZM182 162H181V163H182ZM212 162H214V164H211ZM233 162H234V163H233ZM1 163H2V162H1ZM3 163H4V162H3ZM6 163H7V162H6ZM15 163H16V164H13V165H14V166H15V165L17 166V165H18V164H17L18 162H15ZM55 163H56V162H55ZM76 163H78V162H76ZM76 163H74V164H76ZM82 163H83V162H82ZM82 163H80V164H82ZM85 163H86V162H85ZM92 163H97V162L95 161V162H92ZM105 163H106V161L104 162V164H105ZM117 163H118L119 165H118ZM124 163H122V164L125 165ZM135 163H136V162H134V164H135ZM177 163H178V162H177ZM177 163H175V165H176ZM7 164H9V162H8ZM23 164H24V163H23ZM29 164H30V163H29ZM39 164H40V163H39ZM41 164H40V165H41ZM66 164H68V162H66ZM71 164H72V163L69 162L68 165L70 166ZM74 164H73V166L71 165L72 170L75 168V167H74V166H75ZM89 164H91V163L89 162ZM97 164H98V163H97ZM97 164H96V165H97ZM113 164H109V166H110V165H113ZM122 164H121V166H122ZM136 164H137V163H136ZM136 164H135L136 167H135V166H132V165H131V167H134V168L136 169V168H137V165H138V164H137V165H136ZM144 164H145V163H143V165H142L143 168H144V166H145ZM167 164H168V163H167ZM167 164H165V165H167ZM245 164H247V165L250 166V167L248 168V170H247ZM0 165H1V164H0ZM4 165H5V164H4ZM4 165H1V167L3 166L2 169L4 168ZM11 165H12V164H11ZM31 165H32V164H31ZM34 165H36V163H35ZM37 165H38V163H37ZM43 165L45 166L46 164H43ZM52 165H46V166H47V167L50 166V167L52 168V167H53ZM60 165H61V164H60ZM62 165H64V164H62ZM77 165H78V164H77ZM77 165H76V166H77ZM83 165L86 166L87 164H86V165L83 164ZM93 165H94V164H93ZM93 165L91 164V166H93ZM98 165L100 166V164H98ZM102 165H103V164H102ZM127 165H129V164L126 163L125 167L129 170V168H128L129 166L127 167ZM165 165H164V166H165ZM168 165H169V164H168ZM171 165H172V164H171ZM179 165H180V163H179ZM179 165L177 164V166H179ZM215 165H216V166H215ZM5 166L7 167L8 165H5ZM14 166H12V167H14ZM32 166H33V165H32ZM46 166H45V167H46ZM66 166H67V165H66ZM69 166H68V170H69ZM80 166L82 167V165H80ZM80 166H79V167H80ZM106 166H108V165L106 164ZM121 166H119V168H120ZM139 166H141V164H140ZM139 166H138V169H139ZM150 166H149V167H150ZM156 166H155V167H156ZM161 166H162V164H161ZM173 166H174V165H173ZM173 166H172V167H173ZM243 166H245L246 169H244V171H243V170L240 171V169H242ZM24 167H25V169L27 168L26 166H24ZM41 167H43V166H41ZM41 167H39V168H40V171H39V169L36 167V168L38 169V170L36 169V170H37L36 173H38V174H39V172L42 173L41 171H43L44 169H47V168H44V167L41 168ZM54 167H55L54 169H51L52 171H53V170H54V171L56 170V171H58L59 173L61 172V171L57 170V169L61 168L60 166H57V164H56V166H54ZM77 167H78V166H77ZM79 167H78L77 169H78V170H81V169H82V171H78V172H77V170H75V169H74V170H75V172H77V173H80V172H81V174H79V175H81L82 177H81V176H80V177L83 178V173H84L85 171L83 172V168L79 169ZM102 167H103V168H102ZM102 167H98V168H99V169L101 168L100 171H102V173H103V169H104L105 167H104V166H102ZM111 167H112V166H111ZM125 167L122 166L120 169H124ZM146 167H148V166L146 165L145 168H146ZM155 167H154L153 170H155ZM168 167H169V166H168ZM168 167L165 166L166 169H165V168L162 169V168H163V166H162L161 169H162V170H166V172H167V171H170V170L172 169L171 167H170V168H168ZM181 167H182V164H181ZM186 167H187V166H186ZM190 167H189V168H185V167H184V168H185V169H184L185 171L182 172L180 175L174 174L175 177L173 178V181H174V182L177 181V183H178L177 186H180V187L177 188V186H175V184H173V185L176 187V188H174V189H177L178 192L180 191L179 188L183 187L184 185H187V184L189 185L188 187L184 188V190L190 188V184H191L190 181H191V180H190L189 182H188L189 179L187 180V175L189 174L188 170H190ZM233 167H234L237 171H238V170H239V171L237 172L236 170H234ZM247 167H248V166H247ZM7 168H8V167H7ZM16 168H17V167H16ZM48 168H49V167H48ZM56 168H57V169H56ZM64 168H65V167H64ZM64 168H61V169L65 170V172L67 173L68 170L66 171V169H64ZM87 168H88V167H87ZM108 168H109V167H108ZM167 168L170 169V170H168ZM175 168H177V167L175 166ZM30 169H32V168H30ZM49 169H50V168H49ZM84 169H86V168H84ZM91 169H93V171H95V172L92 171V172H93V173H92L91 171H89V170H91ZM91 169L88 168V172H86V173L88 174L89 172H91L90 174L93 175V177L96 178V176H95L96 174H94V173L98 172L99 170H98L97 167H96V170H98V171H96V170H95V166H94V168L91 167ZM113 169H114V168H113ZM113 169H111L112 172L114 171ZM120 169H119V170H120ZM135 169H131V170H134V172L136 173L137 171H135ZM138 169H137V170H138ZM148 169L150 170L151 167H150V168H147V170H146V169H142V170H143V171H147L146 173L149 174L150 172H148ZM156 169H158V166H157ZM177 169H178V168H177ZM200 169H201V167L199 168V170H200ZM213 169H212V170H213ZM11 170H12V168H11ZM27 170H29V169L27 168ZM27 170H26V173L28 174L29 172H27ZM104 170L107 171L108 169L105 168ZM109 170H110V169H109ZM139 170H140V169H139ZM142 170H141V171H142ZM173 170H174V168H173ZM178 170H179V169H178ZM180 170H181V169H180ZM180 170H179L178 172H180ZM202 170H203V169H202ZM232 170H234V172H235V171H236V172L234 173V172H232ZM0 171H1V170H0ZM7 171H8V170H7ZM12 171H13V170H12ZM19 171H20V170H19ZM19 171H17V172H19ZM32 171H33V170H32ZM38 171H39V172H38ZM46 171H47V170H46ZM46 171H43V172H46ZM52 171H49V170H48V171L46 172V175L49 174V172H51V174H52ZM56 171H55V172H56ZM111 171H110V172H111ZM120 171H121V170H120ZM150 171H151V170H150ZM157 171H158V170H157ZM159 171H161V170H159ZM182 171H183V170H182ZM1 172H2V171H1ZM5 172H6V171H5ZM14 172H15V171H14ZM30 172H31V171H30ZM69 172H70V174H73V176H74V177H70V178H72V180H74V178H75V180H74L73 182H71V183H75L74 185L79 186L80 182L83 181L84 179H82V180L77 184L75 181H77L78 174H74V171L71 172V169L69 170ZM110 172L107 171V173H110ZM112 172H111V173H112ZM116 172H117V170H116ZM116 172L112 173L113 176H114V174H115ZM118 172H119V171H118ZM123 172H124V171H123ZM129 172H130V171H129ZM129 172H128V175H129ZM155 172H156V171H154V172L152 171L151 173H153V175H154ZM171 172H172V171H171ZM171 172H170V173H171ZM209 172H208V173H209ZM12 173H13V172H12ZM23 173H25V171H23ZM26 173H25V176H27ZM34 173H35V172H34ZM36 173H35V174H36ZM59 173H58V174H59ZM102 173L100 172V174H102ZM105 173H106V172H105ZM105 173H104V175H105ZM107 173H106V174H107ZM111 173H110V174H111ZM130 173H131V172H130ZM135 173H133V174H135ZM139 173L142 174L143 172L141 173V172L138 171V174H139ZM146 173H145V174H142V175H143V176L145 175V177H146ZM151 173H150V174H151ZM158 173H161V172H158ZM172 173H173V172H172ZM190 173H191V172H190ZM202 173H203V172H202ZM210 173H212V172H210ZM5 174H6V173H4L3 175H5ZM30 174H31V176H32L33 173L31 172ZM44 174H45V173H44ZM51 174H50V175H51ZM56 174H57V172H56ZM61 174H62V173H61ZM68 174H69V173H68ZM90 174H88V175H90ZM112 174H111V175H112ZM116 174H118V173H116ZM116 174H115V175H116ZM121 174H122V172H121ZM121 174H120V175H121ZM125 174H127V173H125ZM125 174H124V175H125ZM140 174H139V175H140ZM156 174H157V173H156ZM162 174H163V176H164L165 172L162 173ZM162 174H161V175H162ZM168 174H169V173H168ZM192 174H193V173H192ZM192 174H191V175H192ZM212 174H213V173H212ZM212 174H211L210 176H212ZM231 174H233L234 177H232ZM234 174H235V175H234ZM6 175H7V174H6ZM8 175H9V174H8ZM15 175H16V174L13 173V176H15ZM17 175H18V174H17ZM33 175H34V174H33ZM53 175H54V174H53ZM53 175H51V176H53ZM76 175H77V178H76ZM85 175H86V174H85ZM85 175H84V176H85ZM102 175H103V174H102ZM118 175H119V174H118ZM142 175H140L141 178H142ZM166 175H167V174H165V176H166ZM191 175H190V178H191ZM193 175H194V176H197V175H195V174H193ZM198 175H199V174H198ZM205 175H206V174H205ZM207 175H208V174H207ZM10 176H11V175H10ZM13 176H12V177H13ZM23 176H24V175H22V173H21V176H20V177H23ZM25 176H24V177H25ZM36 176H37V175H36ZM100 176H101V175H100ZM105 176H106V175H105ZM105 176H104V177L102 176L103 178H102V177L99 178L98 176H97V177L102 181L104 178H105V180H106L107 177H105ZM107 176H109L108 178H110V175H107ZM113 176H112V177H113ZM121 176H122V175H121ZM137 176H138V175H137ZM149 176H151V175H148V177H149ZM163 176H162V177H163ZM170 176H171V174L169 175V177H170ZM202 176H204V175L201 174L199 179L202 180ZM210 176H209V177H210ZM3 177H4V176H3ZM20 177H19V178H20ZM27 177H28V176H27ZM27 177H25V178H27ZM29 177H30V176H29ZM34 177H35V176H34ZM38 177H43V176H38ZM38 177H35V178L38 179ZM60 177H61V176H60ZM85 177H87V176H85ZM88 177L90 178V176H88ZM117 177H118V176H117ZM122 177H124V176H122ZM145 177H143V178H145ZM148 177H147V178H148ZM160 177H161V176H160ZM167 177H168V176H167ZM167 177H166V179H164V178H165V177H164L163 180H167ZM169 177H168V178H169ZM171 177H172V176H171ZM171 177H170V178H171ZM188 177H189V176H188ZM254 177H253V178H254ZM53 178H54V177H53ZM91 178H92V177H91ZM125 178H126V177H125ZM133 178H134V177H133ZM151 178H152V177H151ZM153 178H154V177H153ZM153 178H152V179H153ZM204 178H205V177H204ZM204 178H203V179H204ZM51 179H52V177H51ZM61 179H62V177H61ZM61 179H60L59 183H60V182L63 183V182L61 181ZM65 179H66V178H65ZM68 179H69V178H67V181H68ZM78 179H80V178H78ZM113 179H114V178H113ZM116 179H117V178H116ZM129 179L131 180V177H130ZM136 179H137V178H136ZM145 179H146V178H145ZM145 179H144V180H145ZM152 179H151V180H152ZM155 179H156V178H154L153 181H155ZM171 179H172V178H171ZM191 179H194V180H195V177H193V178H191ZM199 179H198V180H195L196 183H200ZM210 179H211V178H210ZM212 179H213V178H212ZM212 179H211V182H212ZM254 179H255V178H254ZM48 180H50V179H48ZM54 180H56V179H54ZM72 180H71V181H72ZM92 180H93V179H92ZM92 180H90L91 183H92ZM100 180H99V181H100ZM110 180L112 181V178H111ZM117 180H118V179H117ZM117 180H115V181H117ZM120 180H121V179H120ZM124 180H125V179H124ZM124 180H122V181H124ZM130 180H129V181H130ZM138 180H139V179H137V180L134 179V180H132V181H130V182H132V183L134 184V183L137 181V182H136L137 185H138V183L141 185L142 183H141V182H138ZM149 180H150V178H149ZM149 180H147V181H149ZM157 180H158V179H157ZM163 180H162V181H163ZM207 180H208V178H207ZM0 181H1V180H0ZM56 181H57V180H56ZM69 181H70V180H69ZM86 181H87V178H86ZM93 181H94V180H93ZM122 181H121V182H122ZM126 181H127V180H126ZM129 181H127V182H129ZM134 181H135V182H134ZM139 181H142V180H139ZM145 181H146V180H145ZM162 181H161V182H162ZM171 181H172V180H171ZM195 181H194V182H195ZM198 181H199V182H198ZM213 181H214V180H213ZM217 181H218V180H217ZM254 181L258 182L256 179H255ZM259 181H260V180H259ZM51 182H52V180H51ZM57 182H58V181H57ZM57 182H56V184H57ZM64 182H65V181H64ZM84 182H85V181H84ZM87 182H89V180H88ZM97 182H98V180H97ZM104 182H105V181H104ZM112 182H113V181H112ZM130 182L128 183L129 185H130ZM143 182H144V181H143ZM149 182H150V181H149ZM149 182H147V183L149 184ZM155 182H156V181H155ZM157 182H158V181H157ZM164 182H165V181H164ZM164 182H163V183H164ZM169 182H170V181H168V183H169ZM174 182H172V183H174ZM194 182H193V184H192L191 186L194 185ZM262 182H264V181H262ZM4 183H5V182H4ZM8 183H9V182H8ZM27 183H28V182H27ZM43 183H44V182H43ZM52 183H53V182H52ZM66 183H67V182H66ZM81 183H83V182H81ZM95 183H96V182H95ZM95 183H94V185H95ZM98 183H99V182H98ZM113 183H114V182H113ZM115 183H116V182H115ZM115 183H114V186L116 185ZM144 183H145V182H144ZM150 183H152V181H151ZM159 183H160V180H159ZM163 183H161V184H163ZM165 183H166V182H165ZM168 183H166L164 187H166ZM177 183H176V184H177ZM196 183H195V184H196ZM201 183H203V181H202ZM49 184H50V183H49ZM56 184H55V185H56ZM67 184L69 185V183H67ZM67 184H66V185H67ZM84 184H85V183H83V185H84ZM101 184H102V183L100 182L99 185H98V187H96L97 189H99L100 192L102 191L101 193L98 192L97 189L94 190V187L92 186V187H93V188H92L91 185L89 184L90 187L92 188V191H91V192H92L93 194H91V195H93V196H92L91 200H88V198L86 199V200H88V202H90V203H85L86 201H84V200H79V199H80V198H79V199H78L79 202L81 201V203L83 202V204H84V205H83V204H82V205L80 204V205H81L80 209H81V208L83 209L84 206H85L84 208H86V205L90 204V205H91L90 208H92V207H93V208H96V210H98V211H101V210H104V209L107 210V209L109 208L108 206H109L110 204H112V206H114V205H115V206L118 205V207H119V205L122 203L121 201H123V200L126 198V194H127V193H126L125 191H123V190H124L123 188H121L123 185L120 187L119 183H117V184L119 185V187H120L119 189L122 190L123 194L126 193V194H124L125 198H124V199H121V197H120L119 195H121L122 193L119 194V193H120V192H119V193H118L119 195H117V192H116L115 194L118 196V197H116V198H118V199L120 198V199H121V200H120L121 203L119 202L120 204H118V201H117L118 199H116V198H115L116 200H113V199H112V200H109V199L107 198V199H108L107 201H108L109 205H106L107 203L105 202V200H106L105 198H106L108 195H111V193H113V192H110V193L108 192L109 194H108L107 192L103 193V190L100 189V188H101V186H100ZM121 184H122V183H121ZM133 184H132V185H133ZM161 184H160V185H161ZM205 184H206V183H205ZM208 184H209V180H208ZM211 184H212V183H211ZM254 184H256V183H254ZM254 184H253V185H254ZM259 184H260V183H259ZM259 184H257V185L259 186ZM2 185H4V184H1L0 186L3 187ZM10 185H11V184H10ZM25 185H26V184H25ZM50 185L52 186L51 188L53 189V188H54V187H53L54 185H53V184H50ZM57 185H59V184H57ZM57 185H56V186H57ZM60 185H61V184H60ZM71 185H72V184H71ZM74 185H73V186H74ZM80 185H81V184H80ZM86 185L88 186V184H85L84 186H86ZM92 185H93V183H92ZM102 185H103V184H102ZM110 185L113 187V184H110ZM124 185H126V184H124ZM132 185H130V186H132ZM134 185H135V184H134ZM134 185H133V186H134ZM137 185H136V186H137ZM146 185H147V184L145 183L144 186H146ZM158 185H159V184H158ZM170 185H171V184H170ZM200 185H201V184H200ZM203 185H204V184H203ZM203 185L201 186V189H203V187H204ZM257 185H256V186H257ZM263 185H264V184H263ZM263 185H262V187H264ZM13 186H14V185H13ZM29 186H30V184H29ZM31 186H33V185L31 184ZM31 186H30V187H31ZM43 186H45V185H43ZM43 186H42V190H43V191H46L47 195H46L45 193H41V192H37V193H41V195L44 194V195H46V196L50 195V194H48L47 189H45V188H47V187H45V188H44L45 190H44V189H43ZM47 186H48V185H47ZM64 186H65V185H64ZM73 186H70V188H72L71 191L74 189ZM77 186H75V188H76ZM87 186H86V188H87ZM95 186H97V185H95ZM138 186H139V185H138ZM138 186H137V187H138ZM148 186H149V185H148ZM171 186H172V185H171ZM198 186H199V185H198ZM211 186H212V185H211ZM258 186H257V187H258ZM18 187H19V186H18ZM18 187H17V188H18ZM24 187H25V186H24ZM24 187H23V188H24ZM57 187H58V189H61V190L64 188L63 186H62L63 188H62L61 186H60V188H59V186H57ZM65 187H66V186H65ZM67 187H68V186H67ZM79 187H80V186H79ZM155 187L158 188V186H155ZM155 187H154V188H155ZM169 187H170V186H169ZM196 187H197V186H196ZM196 187H195V185H194L193 188H190V189H189V191H191L192 189H194V188H196ZM213 187H214V186H213ZM3 188H4V187H3ZM3 188H1V190H2ZM6 188H7V186H6ZM26 188H27V187H26ZM28 188H29V187H28ZM28 188H27V189H28ZM31 188H32V187H31ZM31 188H29V190H30ZM33 188H34V187H33ZM33 188H32V189H33ZM70 188L68 187V189H70ZM80 188H81V187H80ZM80 188H79V189H80ZM82 188H84V187L82 186ZM82 188H81V189H82ZM91 188H90V189H91ZM124 188H125V187H124ZM126 188H127V186H126ZM150 188H151V187H150ZM150 188L148 189V187H147V188H145V190H147V189L150 190ZM167 188H168V186H167ZM206 188H208V187H207V186L205 187V189H204L205 191H206ZM216 188H217V187H216ZM247 188H248V187L246 186L245 190H246ZM4 189H5V188H4ZM8 189H9V188H7V190H8ZM11 189H12V191H13V188H11ZM19 189H20V188H19ZM32 189H31V190H32ZM34 189H35V188H34ZM38 189H40V188H38ZM49 189H50V187H49ZM54 189H56V188H54ZM54 189H53V190H54ZM58 189H57V190H58ZM64 189H65V188H64ZM64 189H63V190H64ZM68 189H67V191H68ZM84 189H85V188H84ZM88 189H89V188H88ZM104 189H110V188H109L108 186H107V188H105V186H104ZM111 189L114 190V189H116V187H115L114 189H113V188H111ZM129 189H130V188H129ZM137 189H139V187H138ZM142 189H144V188H142ZM142 189H141V190H142ZM152 189H153V188H152ZM164 189H165V188H164ZM170 189H171V187H170ZM170 189H168V190L166 189V190L169 191ZM172 189H173V186H172ZM174 189H173V190H174ZM181 189H182V188H181ZM201 189H200V190H201ZM209 189H210V188H209ZM248 189H249V188H248ZM248 189H247V190H248ZM255 189H256V187H254V190H255ZM259 189H260V188L258 187V192H259ZM15 190H17V189H15ZM20 190H21V189H20ZM20 190H19V191H20ZM40 190H41V189H40ZM53 190H52V191H53ZM74 190H75V189H74ZM117 190H118V189H117ZM120 190H118V191H120ZM139 190H140V189H139ZM139 190H137V191H139ZM159 190H160V189H159ZM182 190H183V189H182ZM182 190H181V193H182ZM184 190H183V192H187V191H188V190H187V191H184ZM197 190H198V189H197ZM197 190H196V191H197ZM204 190H202L203 193H204ZM212 190H213V189H212ZM217 190H218V189H217ZM232 190H231V191H232ZM2 191H3V190H2ZM22 191H24V190H22ZM27 191H28V190H27ZM32 191H33V190H32ZM36 191H37V190H36ZM43 191H42V192H43ZM50 191H51V190H50ZM52 191H51L50 193H52V194H53V198L57 200V197H58L57 195H59L58 192H57V195L55 194L57 197H54L55 195H54V193H53ZM59 191H60V190H59ZM75 191H78V190H75ZM83 191H84V190H83ZM83 191L80 190V192H82L83 195L86 194L85 192H87V193L89 194V191H88V190L86 191V189H85V192H84V193H83ZM107 191H109V190H107ZM126 191H127V190H126ZM134 191H135V189H134V187H133V192H134ZM153 191H154V190H153ZM160 191H161V190H160ZM160 191H158V193H159ZM175 191H176V190H175ZM193 191H194V190H193ZM193 191H191L192 194H193ZM196 191H194V192H196ZM215 191H216V190H215ZM215 191H213V193H214ZM221 191H222V190H221ZM231 191H229L230 193H228V195H231ZM236 191H237V190H236ZM260 191H261V190H260ZM0 192H1V191H0ZM9 192H10V191H9ZM13 192H14V191H13ZM13 192H11V193H13ZM17 192H18V191H17ZM24 192H25V191H24ZM55 192H56V191H55ZM63 192H65V191H63ZM73 192H74V191H73ZM78 192H79V191H78ZM78 192H74V194H75V193L78 194ZM127 192H128V191H127ZM133 192L131 191V194H133ZM139 192H140V191H139ZM144 192H146V191H144ZM148 192H149V191H148ZM154 192H155V191H154ZM176 192H177V191H176ZM191 192H190V194H191ZM234 192H235V191H234ZM241 192H242V194H241ZM249 192H250V195H249V196H251V192H253V189H252V191L249 190ZM1 193H2V192H1ZM1 193H0V194H1ZM5 193H6V192H5ZM25 193H26V192H25ZM37 193H36V195H39V194H37ZM60 193L63 194L62 191H60ZM66 193H67V192H65V194H66ZM68 193H70V192L68 191ZM68 193H67V195H66V198L69 199V197H71V198H70L71 200H69V204H70V202H71V201L73 202V199H75V198H74V196H73L74 194H72V196H71V195H68ZM102 193H103V194H102ZM137 193H138V192H137ZM146 193H147V192H146ZM146 193H144V194H146ZM156 193H157V192H156ZM160 193L164 194L165 192L163 193V192L161 191ZM166 193H167V192H166ZM179 193H180V192H179ZM188 193H189V192H188ZM188 193H184L183 196H182L181 194H179V195H180V197L182 196V197L184 198V197H186V194H188ZM246 193H247V191H246ZM255 193H256V192H255ZM260 193H261V192H260ZM15 194H16V193H15ZM18 194H19V193H18ZM33 194H35V193H33ZM65 194H64V195H65ZM70 194H71V193H70ZM76 194H75V195H76ZM79 194H80V193H79ZM79 194H78L76 197H79ZM82 194H80V195H82ZM115 194H112L113 197L116 196ZM123 194H122V195H123ZM128 194H129V193H128ZM131 194H130V195H131ZM148 194H149V193H148ZM148 194H147V195H148ZM168 194H169V193H167V195H168ZM173 194H175V192H173ZM225 194H226V192H225ZM233 194H234V193H233ZM235 194L239 195L238 193H235ZM262 194H263V192H262ZM5 195H6V194H5ZM10 195H11V194L8 195V196H9V199L11 198ZM13 195H14V193H13ZM13 195H12V196H13ZM19 195H20V194H19ZM22 195H23V194H22ZM25 195H26V194H25ZM28 195H29L28 197H30V195H32V194H29V193H28ZM41 195H40V196H41ZM64 195H62V196H64ZM112 195H111V196H112ZM133 195H134V194H133ZM139 195H140V194H139ZM142 195H143V194H142ZM142 195H141V196H142ZM147 195H146V197H147ZM169 195H170V194H169ZM169 195H168V196H169ZM184 195H185V196H184ZM199 195H201V194L199 193L198 195H196V197H197V196L199 197ZM216 195H217V194H216ZM216 195H215V196H216ZM218 195H220V194H218ZM218 195H217V198H216V199L219 198ZM247 195H248V194H247ZM247 195H246V197H247V199H248V196H247ZM253 195H254V197H256L255 194H252V196H253ZM257 195H258V193H257ZM0 196H2V195H0ZM3 196H4V193H3ZM8 196H7V197H8ZM15 196L17 197V199H18V201H19L20 198H19L17 195H15ZM20 196H21V195H20ZM32 196H33V195H32ZM34 196H35V195H34ZM34 196H33V197H34ZM60 196H61V195H60ZM62 196H61V197H62ZM67 196H68V197H67ZM85 196H88V195L86 194ZM127 196L130 197L129 195H127ZM136 196H138V195H136ZM151 196H152V195H151ZM153 196H154V195H153ZM165 196H166V195H165ZM187 196H188V195H187ZM191 196H192V195H191ZM203 196H204V195H203ZM224 196H225V195H224ZM233 196H234V197H232V195H231L232 198H236V199H237V197H238V196L235 197V195H233ZM13 197H14V196H13ZM16 197H14V198H16ZM26 197H27V196H25L24 198L26 199ZM28 197H27V198H28ZM33 197H32V199H33ZM35 197L38 198L37 196H35ZM35 197H34L33 201L36 200ZM72 197H73V198H72ZM82 197L85 199L84 196H82ZM88 197H90V194H89ZM122 197H123V196H122ZM132 197H133V196H132ZM142 197H143V196H142ZM158 197H159V196L156 195V197L154 198V199H155V200H154V203H155L156 200H157L158 203L160 202V197H159V198H158ZM194 197H195V195H194ZM194 197H193V198H194ZM198 197L196 198V199H198V202H197V203H199V200H200ZM207 197L209 198V196H207ZM231 197H230V199H231ZM254 197L251 198V200L254 199ZM257 197H258V196H257ZM259 197H260V194H259ZM22 198H23V196H22ZM30 198H31V197H30ZM39 198H40V197H39ZM39 198H38V199H39ZM41 198H42V199H41V200L39 199V200H40V202H41V204H42L41 207H43L45 204H44V202H42V200H44L45 198H44L43 196H42ZM47 198H48V197H47ZM51 198H52V197H51ZM62 198H63V197H62ZM83 198H81V199H83ZM148 198L151 199L149 195H148ZM156 198H157V199H156ZM162 198H163V197L161 196V199H162ZM164 198H166V197H164ZM170 198H171V197L169 196V200H170ZM186 198H187V197H186ZM188 198H189V196H188ZM202 198H203V197H201V200H202ZM262 198H263V197H262ZM6 199L8 200V198H6ZM58 199H59L60 201H62V200L60 199V197H59ZM67 199H65V196H64L63 200H64V201H65V200L68 201ZM76 199H77V198H76ZM104 199H105V200H104ZM129 199H132V198H129ZM138 199H140V198H138ZM143 199L145 200L146 198H143ZM158 199H159V201H158ZM209 199L211 200V198H209ZM216 199H215V201H216ZM222 199H223V198H222ZM244 199L247 201V202H246V203H248L247 205L251 206L250 203H252V202L249 203L248 200H247L245 197H244ZM257 199H258V198H257ZM257 199H256V200H257ZM21 200H22V199H21ZM23 200H24V199H23ZM26 200L28 201V199H26ZM26 200H24V201H26ZM56 200H55V202H56ZM103 200H104V203H105V204L102 202ZM172 200H174V196H173ZM184 200H185V199H184ZM190 200H191V199H190ZM201 200H200V201H201ZM203 200H204V199H203ZM203 200H202V201H203ZM218 200H219V199H218ZM225 200H226V199H225ZM225 200H224V201H225ZM238 200H239V199L236 200L237 203H239ZM245 200H244V201H245ZM254 200H255V199H254ZM254 200H253V203H254ZM259 200H261V199L259 198ZM262 200H263V202H264V198H263ZM11 201H13V200H10V202H11ZM16 201H17V200H16ZM27 201H26V202H23V203H24V204H25V203L28 204L29 202H27ZM30 201H31V199H30ZM50 201H51V200H50ZM57 201H58V200H57ZM60 201H58V202L60 203ZM66 201H65V203L68 204V202H66ZM75 201H76V200H75ZM125 201H126V200H125ZM125 201H123V202L125 203ZM130 201H131V200H130ZM130 201H129V202H130ZM132 201H133V200H132ZM132 201H131L130 203H132ZM162 201H163V199H162ZM165 201H166V200H165ZM176 201H177V200H176ZM180 201H181V200H180ZM186 201H187V200H186ZM191 201L193 202V200H191ZM194 201H195V200H194ZM220 201H221V200H220ZM226 201H228V200H226ZM226 201H225V202H226ZM229 201H233L234 203H236V202H235V199H234V200L231 199V200H229ZM257 201H258V200H257ZM257 201H256V202H257ZM2 202H3V201H2ZM36 202H37V201H36ZM52 202H53V203H52ZM52 202H50V203L48 202V203H47V200H46L47 205L49 204V205L52 207V205L54 204L53 206L56 207V206L58 205L57 207H58V208L60 207V205H59V204L56 205L55 202H54L53 200H52ZM110 202H111V203H110ZM126 202H127V201H126ZM129 202H127V203H129ZM142 202H143V204H144V206H143L142 209L147 208V207H145V202H144L143 200H142ZM150 202H151V201H149L148 203L150 204ZM152 202H153V201H152ZM209 202H210V201L208 200L207 203L209 204ZM218 202H219V201H218ZM225 202H224V203H225ZM233 202H231V203H233ZM241 202H243V201H241ZM241 202H240V203H241ZM260 202L262 203V201H260ZM3 203H4V202H3ZM13 203H14V202H13ZM20 203H22V202H20ZM38 203H39V202H38ZM38 203H36V205H35L36 208H37V207H40V206H39L40 203H39V204H38ZM61 203H62V206L64 207V209H65L66 207H68V206L65 207L66 204H65V203L63 204V201H62ZM61 203H60V204H61ZM73 203H74V202H73ZM73 203H72V204H73ZM124 203H122V204H124ZM136 203H138V202H136ZM163 203H164V202H163ZM165 203H167V201H166ZM173 203H174V202H173ZM176 203H178V201L175 202V205H177ZM213 203L215 204V202H213ZM220 203H221V202H220ZM220 203H219V206H220ZM229 203H230V202H229ZM234 203H233L232 205H234ZM237 203H236V204H237ZM257 203H258V202H257ZM1 204H2V203H0V205H1ZM6 204H7V203H6ZM6 204H5V205H6ZM16 204H17V203H16ZM32 204H33V203H32ZM37 204H38V205H37ZM69 204H68V205H69ZM74 204H75V203H74ZM76 204H77V203H76ZM76 204H75V205H76ZM78 204H79V203H78ZM140 204H141V203H140ZM143 204H142V205H143ZM236 204H235V205H236ZM241 204H242V203H241ZM10 205H11V204H10ZM126 205L128 206V204H126ZM129 205H130V204H129ZM132 205H133V206H132ZM132 205L129 206V207H131V208H127V207H126V208L129 209V210H131V209H133V208L135 209V208L137 207V204H136L135 207H134L135 204L132 203ZM138 205H139V203H138ZM152 205H153V203H152ZM154 205H155V207L157 206L156 203H155ZM161 205H162V204H161ZM171 205H172V204H171ZM175 205H174V206H175ZM178 205H180V204L178 203ZM186 205H187V202H186ZM191 205H192V204H191ZM198 205H199V204H198ZM200 205H202V204H200ZM217 205H218V204H217ZM217 205H216V206H217ZM222 205H223V203H222ZM225 205H228V204H225ZM225 205H224V206H225ZM242 205H243V206H247V205H244V204H242ZM242 205H238V206H240V208H241ZM254 205H255V204H254ZM254 205L252 204V206H254ZM259 205H260V203H259ZM262 205H264V204H262ZM16 206H17V205H16ZM18 206H19V205H18ZM32 206H33V205H32ZM32 206H30L29 209H30ZM69 206L72 207L71 210H72V209L74 210V208L76 207V206L73 207V206H71V205H69ZM77 206H78V205H77ZM82 206H83V207H82ZM120 206L122 207V205H120ZM146 206H147V205H146ZM163 206H164V205H163ZM174 206H172V207L174 208ZM180 206H181V205H180ZM180 206H179V207H180ZM182 206H184V205H182ZM189 206H190V204H188V208H189ZM209 206H211V205H209ZM224 206H223V208H224ZM236 206H237V205H236ZM238 206H237L236 208H238ZM249 206H247V207L249 208ZM6 207H7V206H6ZM6 207H5V208H6ZM8 207H9V206H8ZM12 207H13V206H12ZM14 207H15V206H14ZM14 207H13V208H14ZM33 207H34V206H33ZM46 207H47V206H45L44 209H46ZM51 207H47V208H49V210H51V209H50ZM63 207H60V208L63 209ZM121 207H119V208H121ZM124 207H125V206H123L122 208H124ZM132 207H133V208H132ZM144 207H145V208H144ZM159 207H160V205H159ZM159 207H158V208H159ZM191 207L193 208L194 205L191 206ZM228 207H229V206H228ZM230 207H231V205H230ZM232 207H234V206H232ZM254 207H255V206H254ZM254 207H253V208H254ZM18 208H19V207H18ZM76 208H77V207H76ZM110 208H111V205H110ZM110 208H109V210H111ZM116 208H117V207H116ZM116 208H115V209H116ZM150 208H151V207H150ZM150 208H149V210H150ZM188 208H187V209H188ZM195 208H197V207L195 206ZM195 208H193V209H195ZM199 208H200V207L198 206V209H199ZM201 208H202V207H201ZM204 208H207V207L204 206ZM210 208H211V207H210ZM217 208H218V207H217ZM223 208H222V209H223ZM242 208L244 209V207H242ZM261 208H263V206H261ZM3 209H4V207H3ZM9 209H10V208H9ZM15 209H16V208H15ZM24 209H25V211L27 210L26 208H24ZM29 209H28V210H29ZM31 209L34 210V208H31ZM31 209H30V210H31ZM38 209H40V208H38ZM44 209L42 208L41 210H44ZM52 209H53V208H52ZM64 209H63L62 211H64ZM78 209H79V206H78ZM78 209H75V210H77V212H78V211L80 210V209H79V210H78ZM113 209H114V208H113ZM117 209H118V208H117ZM124 209H125V208H124ZM124 209H122V214H124V213H123ZM134 209H133V210H134ZM167 209H168V206H167ZM176 209H179V208H176ZM181 209H182V207H181ZM185 209H186V207H185ZM193 209H192V210H193ZM212 209H213V210H212ZM212 209H210V210L214 211V207H213V205H212ZM215 209H216V208H215ZM228 209H229V208H228ZM228 209H227V210H228ZM249 209H250V208H249ZM249 209H248V210H249ZM251 209H252V208H251ZM251 209H250V210H251ZM254 209H255V208H254ZM259 209H260V208H259ZM263 209H264V208H263ZM28 210H27V212H28ZM33 210H31V211H33ZM41 210H40V213L42 212ZM58 210H60V209H58ZM67 210H68V209H67ZM67 210H66V212H67ZM96 210H94V211L96 212ZM136 210H138V208H136ZM149 210H146V209H145V212H146V211H149ZM152 210H153V209H152ZM161 210H162V209H160V212H161ZM163 210H164V207H163ZM163 210H162V212H163ZM174 210H175V208L172 209V211H174ZM183 210H184V209H183ZM190 210H191V209H190ZM196 210H197V209H196ZM205 210H206V212H207V209H205ZM219 210L221 211V209H219ZM234 210H235V208H234ZM234 210H232V211H234ZM255 210H256V209H255ZM257 210H258V209H257ZM4 211H6V209H4ZM10 211H11V210H10ZM23 211H24V210H22V212H23ZM31 211H29V212H31ZM45 211H46V210H45ZM55 211H57V209H55ZM60 211H61V210H60ZM81 211H82V210H81ZM91 211H93V209H91ZM98 211H97V212H98ZM116 211L119 212L118 210H116ZM142 211H144V210H142ZM154 211H155V210H154ZM154 211H153L152 214H151V212H150V214H151L152 216H153V214H155ZM157 211H159V210H157ZM193 211H194V210H193ZM193 211H192V212H193ZM202 211H203V210H202ZM202 211H200V212H202ZM220 211H219V212H220ZM224 211H225V210H224ZM244 211H245V210H244ZM246 211H247V210H246ZM246 211H245V213H243V215H244V214L246 215V213L248 212V211H247V212H246ZM262 211H263V210H262ZM262 211L260 212L261 215H263V213H264V212L262 213ZM6 212H7V211H6ZM14 212H15V211L13 210V213H14ZM16 212H18V211L16 210ZM27 212H26V213H27ZM29 212H28V213H29ZM38 212H39V211H38ZM66 212H65V214H67ZM79 212H80V211H79ZM85 212H86V209H85ZM87 212L90 213L89 210H88ZM97 212H96V215H97ZM112 212L115 213V215L117 214V213L115 212V210H113ZM130 212H131V211H130ZM132 212H133V211H132ZM140 212H141V211L139 210V214H141ZM160 212H159V213H160ZM164 212L167 214L166 209H165ZM175 212H176V211H175ZM175 212H174L173 215H176ZM177 212L179 213V212H181V211H177ZM189 212H190V211H189ZM200 212H198L199 215H197V216H199V217H200V214H201ZM204 212H205V211H203V214H204ZM206 212H205V213H206ZM242 212H243V210H242ZM8 213L11 214L12 212L10 213V212L8 211ZM19 213H20V212H19ZM23 213H24V212H23ZM23 213H20V214H23ZM28 213H27V214H28ZM34 213H35V212L33 211V216L36 214V213H35V214H34ZM57 213H61V212H57ZM88 213H87V214H88ZM101 213H102V212H101ZM120 213H121V212H119L118 214H120ZM125 213H126V212H125ZM133 213H134V212H133ZM146 213H148V212H146ZM146 213H143V212H142V214H145V216H148L149 214L147 215ZM168 213H169V210H168ZM183 213H184V216H185V214H188V210H187L186 213L183 211ZM194 213H195V212H194ZM196 213H197V212H196ZM209 213H210V211L208 212V214H209ZM223 213H224V212H223ZM223 213H222V214H223ZM227 213H228V211H227ZM234 213H235V212H234ZM250 213L252 214V213H254V212L251 211ZM260 213H259V216H260ZM6 214H7V213H6ZM30 214H31V213H29V215H30ZM38 214H39V213H38ZM38 214H37V215H38ZM47 214H49V213H47ZM53 214L57 217V220H58V218H59L60 216H58V214H55V212H53ZM62 214H63V213H62ZM62 214H61V215H62ZM68 214H69V216H71L70 214H73V213H72V212H71V213L68 212ZM78 214H79V213H78ZM80 214H81L80 217H82L83 214H82L81 212H80ZM85 214H86V213H85ZM103 214H104V213H103ZM106 214H109V213H106ZM131 214H132V213H131ZM137 214H138V213H137ZM137 214H136V215H137ZM142 214H141V215H142ZM162 214H163V213H161V217H162ZM171 214H172V213H171ZM181 214H182V212H181ZM206 214H207V213H206ZM213 214H214V212L212 213V215H213ZM240 214H241V212H240ZM248 214H249V213H247V216H248ZM14 215H15V214H14ZM16 215H17V214H16ZM16 215H15V217H16ZM23 215H24V214H23ZM29 215H28V218L30 217ZM41 215H42V214H41ZM43 215H44V214H43ZM50 215H51V214H49V216H50ZM54 215H52V216H54ZM74 215H76V214H74ZM88 215H89V214H88ZM99 215H101V214L99 213ZM99 215L96 216V219H97V217H98ZM104 215H105V214H104ZM111 215H112V214L109 215V218H110V217L112 218V216H113V218H115V215H112V216H111ZM177 215H178V214H177ZM179 215H180V213H179ZM182 215H183V214H182ZM190 215H191V212H190ZM193 215H194V214H193ZM216 215H217V214H216ZM216 215L214 214V215H213V218H214V216H215V218H216ZM218 215H219V214H218ZM218 215H217V218H218ZM223 215L225 216L226 214H223ZM227 215H229V214H227ZM231 215H234V214H231ZM231 215H229V217H230ZM241 215H242V214H241ZM243 215H242V216H243ZM254 215H255V214H254ZM0 216H1V215H0ZM20 216H22V215H20ZM24 216H26V215H24ZM39 216H40V214H39ZM62 216H63V215H62ZM64 216H65V215H64ZM66 216H67V215H66ZM66 216H65V217H66ZM76 216H77V215H76ZM76 216H75V217H76ZM129 216H130V214H129ZM129 216H128V217H129ZM137 216H138V215H137ZM137 216H136V219H137ZM159 216H160V215H159ZM166 216H167V215H166ZM166 216H165V219H166L167 217L169 218L170 214H168L167 217H166ZM184 216H182V217H184ZM194 216H195V215H194ZM197 216H195L194 219H195ZM204 216H205V215H203V221H204ZM208 216H209V215H208ZM208 216H207V217H208ZM219 216H220V215H219ZM242 216H240L241 219H243ZM247 216H244V218H246ZM250 216H253V214L250 215ZM3 217H4V216H3ZM5 217H8V216L5 215ZM5 217H4V218H5ZM10 217H11V216H10ZM17 217H19V216H17ZM31 217H32V216H31ZM37 217H38V216H37ZM56 217H55V218H56ZM72 217H73V216H72ZM92 217H93V216H92ZM99 217L102 218V217H104V216H102V217L99 216ZM99 217H98V218H99ZM118 217H120V216H118ZM123 217H124V216H123ZM130 217H131V216H130ZM141 217H142V216H141ZM157 217H158V216H157ZM163 217H164V216H163ZM171 217L173 218L172 215H171ZM174 217H175V216H174ZM179 217H180V216H179ZM182 217H181V218H182ZM207 217H206V218H207ZM210 217H211V216H210ZM220 217L223 219L222 216H220ZM226 217H227V216H226ZM255 217H256V216H254V218H255ZM263 217H264V215H263L260 219H262ZM12 218H14V216H13ZM21 218H22V217H21ZM21 218H19V219H21ZM26 218H27V217H25V219H26ZM28 218H27V219H28ZM44 218H46V217H44ZM55 218H54V219H55ZM66 218H67V217H66ZM93 218H94V217H93ZM100 218L97 219V220H100ZM106 218H107V217H105V219H106ZM124 218H125V217H124ZM126 218H127V217H126ZM148 218H151V216H148V217H147V220L150 221ZM152 218H153V217H152ZM186 218H188V217L186 216ZM189 218L191 219L190 216H189ZM200 218H201V217H200ZM208 218H209V217H208ZM211 218H212V217H211ZM217 218H216V220H217ZM233 218H236V217L233 216ZM0 219H1V218H0ZM2 219H3V218H2ZM16 219H17V218H16ZM25 219H24V221H25ZM27 219H26V222H27ZM29 219H30V218H29ZM32 219L34 220V218H33V217L31 218V222H30L31 226H32V222H33ZM39 219H41V217H39ZM39 219H38V220H39ZM50 219H51L50 222L55 221V220L52 221L53 218H50ZM60 219H61V218H59L58 223H59V221H61ZM62 219H64V217H63ZM67 219H68V218H67ZM67 219H65V220H67ZM70 219H71V218H70ZM70 219H68V220H70ZM77 219H78V218H77ZM80 219H81V218H80ZM84 219H85V218H84ZM86 219H88L87 221H89V218H86ZM91 219H92V218H91ZM94 219H95V218H94ZM96 219H95V220H96ZM102 219H103V218H102ZM102 219H101V221H102L101 224H103V222H104V220H102ZM142 219H143V217H142ZM153 219H154V218H153ZM170 219H171V218H170ZM182 219H183V218H182ZM182 219H181V220H182ZM190 219H188V220H190ZM192 219H193V217H192ZM192 219H191V220H192ZM197 219H198V218H197ZM4 220H5V219H4ZM4 220H3V221H4ZM13 220H14V219H13ZM13 220H11V221H13ZM57 220H56V221H57ZM65 220H64V221H65ZM68 220H67L66 223H64V224H66V226H67V225H70V226H71L73 222H72L71 224H67V223L70 222V221H68ZM72 220L75 221V219H72ZM92 220H93V219H92ZM95 220H93V222H94ZM107 220H109V219H107ZM110 220H111V219H110ZM117 220H118V218H117ZM122 220H123V223L125 222V223H124L125 226H126V223H128L129 225H131V222H130V221H129V222H130V223H129V222L125 221L123 218H122ZM128 220H129V219H128ZM130 220H131V219H130ZM140 220H141V219H140ZM159 220H160V219H158V222H162L161 220H160V221H159ZM162 220H163V218H162ZM173 220H175V219H173ZM181 220H180V221H181ZM186 220H187V219H186ZM195 220H196V219H195ZM199 220H200V219H199ZM201 220H202V219H201ZM209 220H210V219H209ZM216 220H213V221H216ZM226 220H231V219H230V218H229V219H224L225 222H226ZM234 220H237V219H234ZM234 220H233V221H234ZM262 220H263V219H262ZM262 220H261V221H262ZM7 221H8V220H7ZM9 221H10V220H9ZM29 221H30V220H29ZM39 221H40V220H39ZM39 221H36V222H39ZM56 221L53 222V224H52L53 227H55V224H54V223H57ZM64 221H62V223H63ZM83 221H84V220H83ZM90 221H91V220H90ZM101 221H100V222H101ZM111 221H112V220H111ZM113 221H115V220H113ZM131 221H132V220H131ZM143 221L146 222L145 220H142V221L140 222L139 227H136V229L141 228L140 226L143 225V224H141ZM167 221H168V220L166 219V222H167ZM175 221H176V220H175ZM175 221H174V222H175ZM184 221H185V220H184ZM192 221H193V220H192ZM206 221H208V219H205V224H206ZM224 221L222 220V223H223V224H224ZM243 221H244V220H243ZM258 221H259V224H260V223H261L260 220H258ZM17 222H18V221H16V223H17ZM26 222H24V223H26ZM75 222H76V221H75ZM80 222H81V221H80ZM91 222H92V221H91ZM98 222H99V221H98ZM98 222L95 221L96 224H97ZM100 222H99V223H100ZM133 222H134V221H133ZM136 222H137V221H135V224H136ZM144 222H143V223H144ZM152 222H153V221H152ZM174 222H171V223H174ZM187 222H188V221H187ZM187 222H184V223H187ZM211 222H212V221H210V223H211ZM218 222H219V223H218ZM220 222H221L220 219H219V221L217 220L218 225L220 224ZM227 222H228V221H227ZM235 222H236V221H234L233 223H235ZM244 222H246V221H244ZM250 222H254V221L251 220ZM255 222H256V221H255ZM263 222H264V220L262 221V223H263ZM1 223H2L3 225H6V222H5V224H4V223L1 221ZM8 223H10V222H8ZM8 223H7V224H8ZM22 223H23V222H22ZM24 223H23V224H24ZM76 223H77V222H76ZM76 223H74V225H75ZM84 223H86V222L84 221ZM107 223H110L111 227H110L109 224H108V225L106 224V225L109 226V227L112 228V229H114L115 227H117V228L119 227V224H118V225H115V227H114V225H112L111 222L107 221ZM115 223H116V221H115ZM115 223H114V224H115ZM117 223H118V222H117ZM123 223H121V224H123ZM153 223H154V222H153ZM178 223H179V222H178ZM196 223H198V222H196ZM196 223H195V224H196ZM214 223H215V222H214ZM229 223H230V221H229ZM246 223H247V222H246ZM262 223H261V224H262ZM18 224H19V223H18ZM33 224H35V222H33ZM36 224H37V223H36ZM36 224H35V225H36ZM40 224H41V223H40ZM82 224H83V223H82ZM86 224H87V223H86ZM89 224H90V222H89ZM145 224H148V223H144V225H145ZM149 224L152 225L151 222H150ZM154 224H155V223H154ZM154 224L152 225L153 227L155 226ZM161 224L163 225V223H161ZM166 224H168V223H166ZM190 224H191V223H189V226H188V224H187V226H185V227H188V228H189V227H190ZM198 224H199V223H198ZM198 224H197L196 227H199ZM200 224H201V222H200ZM208 224H209V222L207 223V225H208ZM227 224H228V223H227ZM237 224H238V223H237ZM240 224H241V223H240ZM243 224H245V223H243ZM14 225H15V220H14ZM26 225H28V224H26ZM57 225H58V224H57ZM79 225H80V224H78V226H79ZM83 225H85V224H83ZM92 225H93V224H92ZM97 225H99V224H97ZM103 225H104V224H103ZM103 225H102V226H103ZM144 225H143V226H144ZM176 225H177V222H176ZM181 225H182V224H181ZM181 225H180V226L178 225V226L176 227V229H177L178 227H182ZM193 225H194V224H193ZM202 225H203V224H201V226H202ZM212 225H213V224H212ZM212 225H210L211 229H212ZM230 225H231V223H230ZM235 225H236V224H235ZM248 225H249V223H248ZM252 225H253V224H252ZM255 225H256V224H255ZM8 226H10L9 228L13 227V225L11 226V224H10V225L8 224ZM19 226H20V224H19ZM23 226H24V225H23ZM23 226H22V224H21V227H22V228H24ZM29 226H30V225H29ZM31 226H30V227H31ZM36 226L39 227V224H37ZM41 226H42V225H41ZM48 226H50V225H48ZM59 226H60V228H62V227H61V224H59ZM64 226H65V225H64ZM80 226H82V225H80ZM93 226H94V225H93ZM112 226H113V227H112ZM122 226H123V225H122ZM131 226H132V225H131ZM133 226H134V223H133ZM136 226H137V224H136ZM143 226H142V228H143ZM145 226H147V225H145ZM163 226H165V224H164ZM163 226H162L161 228H163ZM171 226H172V227H171ZM171 226H170V233H171V228H172L173 230L175 229V228H174L175 225H171ZM191 226H192V225H191ZM205 226H206V225H205ZM213 226H214V225H213ZM238 226H239V225H238ZM240 226H241V225H240ZM243 226H244V225H243ZM246 226H247V224L245 225V227H246ZM256 226H257V225H256ZM258 226H260V225H258ZM258 226H257V228H258ZM30 227H29L28 230H29V233H30V232L32 233V231H31L32 228H31V230H30ZM32 227H34V226H32ZM42 227H43V226H42ZM53 227H52V228H53ZM68 227H69V226H67L66 228H68ZM94 227H95V226H94ZM96 227H97V226H96ZM99 227H101V225L98 226L97 228H99ZM105 227H106V226H105ZM129 227H130V226H129ZM165 227H166V226H165ZM165 227H164V228H165ZM183 227H184V226H183ZM193 227H194V226H193ZM196 227H195V228H196ZM208 227H209V226H208ZM222 227L224 228V226L221 225V230H222ZM225 227H226V226H225ZM231 227H232V226H231ZM234 227L236 228L235 231H234V228H233V227H232V229L230 228V230H231V232L233 233V235H231V236L229 235V237H225V239L229 240V243L226 242L225 246L222 247V249H226L225 247H227V248L232 247V248H230V249H233V247H237V246L239 247V246H240L241 248H243V249H242V252L247 253L249 256L255 255V256H254L255 259L258 258V257L261 258V259L264 258V252H262L263 250H261V248L259 247L256 238H254V237H256V236H251V235H249L248 237L251 236V238L249 239V238H247V237L244 235L245 233L243 234V232H244L243 229L239 230L238 227H237V225L234 226ZM245 227H244V228H245ZM247 227H248V226H247ZM247 227H246V228H247ZM253 227H255V226H253ZM261 227H262V229L264 228V226H261ZM261 227H260V229H261ZM18 228H20V227H18ZM43 228L45 229L46 227H43ZM50 228H51V227H49V229H47V230H43V231H47V232H48L49 230H52V231H51V233H52L53 231L56 230V233H55V234L58 233V231H57V230H58V226H57V228H55V230H53L54 228H53V229H50ZM63 228H64V227H63ZM90 228H91V227H90ZM92 228H93V227H92ZM97 228H96V229L93 228L94 230H93V229H92V230L95 232V231L97 230ZM110 228H109V229H110ZM119 228H120V227H119ZM131 228H132V227H131ZM133 228L135 229V226H134ZM133 228H132V229H133ZM147 228H148V226H147ZM158 228H160V226H159ZM164 228H163V230H164ZM168 228H169V227H167L166 229H168ZM213 228H214V227H213ZM239 228H240V227H239ZM248 228L250 229V227H248ZM257 228H256V229H257ZM3 229H4V228H3ZM34 229H35V228H34ZM36 229H37V228H36ZM109 229H108V230H109ZM122 229L124 230V233H125V229H124V228H122ZM126 229H127V228H126ZM136 229H135V231H136ZM148 229H149V228H148ZM154 229H155V227H154ZM166 229H165V230H166ZM176 229H175L174 231H176ZM189 229H191V228H189ZM197 229H198V228H197ZM199 229H201V227H199ZM199 229H198V230H199ZM219 229H220V227H219ZM227 229H228V225H227ZM258 229H259V228H258ZM258 229H257V230H258ZM0 230H1V229H0ZM15 230L20 231V229H16V228H15ZM62 230H63V229H61V231H62ZM76 230H77V231H80V230H82V228H81V229H76ZM88 230H89V229H88ZM92 230H91V231H92ZM100 230H101V229H100ZM100 230H99V231H100ZM116 230H117V229H116ZM120 230H121V229H120ZM139 230H140V229H139ZM139 230H137V231H139ZM143 230H144V229H143ZM146 230H147V229H145L143 232H145ZM177 230H179V229H177ZM180 230L183 232V237H184V239H186L187 237L190 238V235H191L190 233H192V230L189 231L190 233L187 232V229H186V228H185V230L182 229V228H180ZM204 230H205V229H204ZM206 230H208V228H207ZM206 230H205V232H206ZM230 230H229V231H230ZM232 230H233V231H232ZM236 230H239L240 232H239V231H236ZM251 230L253 231L252 226H251ZM11 231H14V230H11ZM18 231H17V232H18ZM59 231H60V229H59ZM65 231L67 232V230H65ZM82 231H83V230H82ZM82 231H81V232H82ZM86 231H87V230L84 229L83 232H86ZM91 231H90V232H91ZM102 231H103V228H102ZM102 231H101V233H103L104 231H107V230H104L103 232H102ZM109 231H110V230H109ZM113 231H114V230H113ZM121 231H122V230H121ZM151 231H152V230H151ZM156 231H157V230H156ZM160 231H161V230H159L158 234L160 233ZM167 231H169V230H167ZM174 231H173V233L170 234L171 236H172V234H173L172 237H174ZM181 231H178V232H181ZM196 231H197V230H196ZM200 231H201V230H200ZM202 231H203V227H202ZM209 231L211 232L210 228H209ZM217 231H220V230H217ZM225 231H227L226 228H225ZM254 231H255V230H254ZM261 231H262V230H261ZM23 232H24V235L22 236V234H21V236L25 238L26 235H25V231H24V229H23ZM36 232H37V231H36ZM62 232H64V231H62ZM66 232H65V233H66ZM73 232H75V231H73ZM73 232H72V230H69V232H67V233L70 234V233H73ZM81 232H80V233H81ZM83 232H82V233H83ZM116 232H117V231H116ZM116 232H114V233L111 232V234H115V235L117 234V236H119L120 233H121V232H120V233H119V232L116 233ZM122 232H123V231H122ZM128 232L131 234L130 231H128ZM128 232H127V234H129ZM152 232H153V231H152ZM194 232H195V231H193V233H194ZM197 232H199V231H197ZM210 232H209V233H210ZM221 232L224 234L223 230H222ZM221 232H220V233H221ZM259 232H260V230H259ZM259 232H257V234H258ZM263 232H264V229H263ZM2 233H3V232H2ZM13 233H14V232H13ZM34 233H35V232H34ZM49 233H50V232H49ZM49 233H48V234H49ZM51 233H50V235L54 234V233H52V234H51ZM67 233H66V234H67ZM86 233H87V232H86ZM97 233H98V232H97ZM106 233H107V232H106ZM118 233H119V235H118ZM136 233H137V232H136ZM147 233H148V231H147ZM150 233H151V232H150ZM163 233H164V231H163ZM163 233H162V237L164 236ZM184 233H185V234L188 233L189 235L187 236V234H186V238H185ZM193 233H192V234H193ZM225 233H226V232H225ZM255 233H256V231H255ZM261 233H262V232H261ZM0 234H1V232H0ZM26 234L28 235V233H26ZM35 234H36V233H35ZM41 234L43 235V234H47V233L42 232ZM48 234H47V235H48ZM58 234H60V233H58ZM76 234H77V233H76ZM88 234H89V232H88ZM88 234H86V235H88ZM90 234H91V233H90ZM92 234H93V232H92ZM95 234H96V233H95ZM95 234H94V237H92L93 239L95 238ZM103 234H105V233H103ZM108 234L111 235L110 233H108ZM152 234H154V233H152ZM152 234H151V235H152ZM180 234H181V233H180ZM195 234H196V233H195ZM200 234H201V233H200ZM227 234H228V233H227ZM229 234H231V233L229 232ZM253 234H254V233H253ZM4 235H5V234H4ZM4 235H3V236H4ZM12 235H15V236L17 237V234H12ZM18 235H19V234H18ZM30 235H31V234H30ZM36 235H37V237H39V238L41 237V236H38V234H36ZM50 235H49L47 238H50V237H51ZM61 235H63V234H61ZM71 235H72V234H71ZM96 235H97V234H96ZM99 235H101V234L99 233ZM115 235H114V236H115ZM132 235H134V234H132ZM225 235H226V234H225ZM3 236H2V237H3ZM6 236H8V234H6ZM19 236H20V235H19ZM43 236L45 237L46 235H43ZM43 236H42L41 238H43ZM59 236H60V235H59ZM63 236H64V235H63ZM63 236H61V237H63ZM78 236H79V235H78ZM80 236H81L80 238L84 241L83 236H82V235H80ZM91 236H92V235H91ZM97 236H98V235H97ZM105 236H106V234L104 235V237H105ZM120 236H122V235H120ZM125 236H127V235H125ZM145 236H147V234H146ZM152 236H153V235H152ZM157 236H158V235H157ZM171 236H170V237H171ZM181 236H182V235H181ZM192 236H193V235H192ZM199 236L201 237V235H199ZM257 236H258V235H257ZM263 236H264V235H263ZM8 237H10L9 239H13V237H11V236H8ZM8 237H7V238H8ZM27 237H28V236H27ZM27 237H26V239H29V238H27ZM35 237H36V236H35ZM35 237H34V238H35ZM54 237H55V236H53V238H54ZM57 237H58V236L56 235V238H57ZM69 237H71V236H69ZM88 237H89V236H88ZM88 237H87V238H88ZM147 237L150 239V237H151L150 234H149ZM159 237H160V234H159ZM168 237H169V236H168ZM170 237H169L168 239H171ZM178 237H179V236H178ZM196 237H197V235H196ZM196 237H195V238H196ZM209 237H210V235H209ZM209 237H207V238H209ZM252 237H253V238H252ZM258 237H259V236H258ZM258 237H257V239H258ZM261 237H262V236H261ZM3 238H4V237H3ZM17 238H18V237H17ZM53 238H51V239H53ZM65 238H66V237H65ZM72 238H74V237H72ZM85 238H86V237H85ZM90 238H91V237H90ZM92 238H91V239H92ZM96 238H97V237H96ZM98 238H99V237H98ZM100 238L102 239L103 237L100 236ZM100 238H99V239H100ZM106 238H107V237H105V239H106ZM108 238H109V237H108ZM110 238H111V237H110ZM115 238H116V236H115ZM115 238H114V239H115ZM124 238H125V237H124ZM129 238L131 239L132 236H130ZM134 238H137V237H134ZM134 238H133V239H134ZM143 238H144V237H143ZM155 238H156V237H155ZM155 238H154V236H153V239H155ZM166 238H167V237H166ZM181 238H182V237H181ZM201 238H203V237H201ZM201 238H200V241H201ZM204 238H205V237H204ZM214 238H215V240H216V239L218 240V238H216V237H214ZM9 239H8V240H9ZM18 239H19V238H18ZM36 239H38V238H36ZM43 239H44V238H43ZM57 239L59 240V239H61V238L58 237ZM57 239H56V241H57ZM62 239H63V238H62ZM81 239H79V240H81ZM93 239H92V240H93ZM122 239H123V238H122ZM145 239H146V238H145ZM149 239H148V240H149ZM168 239H166L165 241H167ZM174 239H175V238H174ZM192 239H194V238H192ZM192 239H191V240H192ZM198 239H199V238H198ZM198 239H197V240H198ZM205 239H206V238H205ZM212 239H213V234H212ZM221 239H222V241L224 240V238H219L220 241H221ZM259 239H260V237H259ZM262 239H263V238H262ZM16 240H17V239H16ZM23 240H24V239H23ZM30 240H31V239H30ZM34 240H35V239H34ZM38 240H39V239H38ZM45 240H46V239H45ZM45 240H44V241H45ZM49 240H50V239H48V244H50ZM63 240H64V239H63ZM63 240H62V241H63ZM66 240H68V239H66ZM82 240H81V241H82ZM86 240H87V239H86ZM88 240H89V239H88ZM111 240H113V239H111ZM118 240H119V238H118ZM125 240H126V238H125ZM125 240H122V241H125ZM131 240H132V239H131ZM150 240H151V239H150ZM176 240H178V238H177ZM187 240H188V238L186 239V242H187ZM197 240H195V241H197ZM202 240H203V239H202ZM208 240H209V239H208ZM208 240H207V241H208ZM213 240H214V239H213ZM219 240H218V243L220 242ZM27 241H28V240H27ZM39 241L42 242V239L39 240ZM39 241H38V243H35V244L32 243L34 246L30 243L32 247H35V248H33V249H36V247H39V246H35L36 244H40V247H41V244H42L44 241H43L42 243H39ZM54 241H55V239H54ZM62 241H61V243H62ZM68 241H70V238H69ZM77 241H78V239L76 240V242H77ZM93 241H95V240H93ZM115 241H116V240H115ZM115 241H114V242H115ZM119 241H120V240H119ZM129 241H130V240H129ZM135 241H136V240H135ZM161 241H163V238H162ZM161 241H160V242H161ZM170 241H174V240L171 239ZM182 241H183V240H182ZM184 241H185V240H184ZM192 241H194V240H192ZM22 242H23V241H22ZM24 242L26 243V240H25ZM24 242H23V243H24ZM29 242H30V241H28L27 243H29ZM51 242H53V240H51ZM66 242H67V241H66ZM72 242H73V240H72ZM74 242H75V241H74ZM84 242H87V241H84ZM95 242H99V243L101 244L100 240H98V239H97V241H95ZM103 242H104V243H107L106 240H105V241L102 240V243H103ZM108 242H110V240H108ZM126 242L128 243L127 240H126ZM133 242H134V241H130V243L134 244L135 242H134V243H133ZM136 242L138 243L139 240L136 241ZM167 242H168V241H167ZM186 242H185V243H186ZM202 242H203V241H202ZM210 242H212V241L210 240ZM210 242H209V244H210ZM5 243H6V242H5ZM5 243H4V244H5ZM10 243H11V242H10ZM20 243H21V242H20ZM25 243H24V244H25ZM44 243H46V242H44ZM54 243H55V242H53V244H54ZM61 243L59 242V244H60L61 246H63V244H61ZM64 243H65V242H64ZM69 243H70L71 245H72V244H76V246H73V245H72V248H73V247H76V248H77V247L79 246V243H78V242H77V243H71V242H69ZM69 243H68V244L66 243V245H68V246L65 245V247H69V248H70L71 246H69V245H70ZM122 243L124 244L125 242H122ZM130 243H129V244H130ZM139 243H141V241H140ZM147 243H148V242H146V244H147ZM162 243H163V242H162ZM170 243H172V242H170ZM185 243H183L184 245L182 244L183 246H180V247H186L187 243H186V244H185ZM191 243H192V242H191ZM194 243H195V242H193L191 246H194ZM215 243H216V242H215ZM260 243H261V242H260ZM260 243H259V244H260ZM262 243H264V241H263ZM4 244H3V246H4ZM15 244H17V243L12 242V245H13V246H14ZM24 244H23V245H24ZM57 244H58V242H57ZM77 244H78V245H77ZM91 244H92V243H91ZM129 244H128L129 247H127V244H126L125 246L123 245V246H124V249H125V247H127V248H129V250L132 251V249H134L133 251H135L136 249L133 248L132 246H130L131 244H130V245H129ZM159 244H160V243H159ZM167 244H168V243H167ZM167 244H166V246H167ZM198 244H199V241H198ZM221 244H222V243H221ZM223 244H224V242H223ZM9 245H10V244H9ZM43 245H44V244H43ZM80 245L83 246V244H80ZM93 245H94V244H93ZM96 245H97V246H100L98 243H97ZM103 245H104V244H103ZM119 245H120V244H119ZM121 245H122V244H121ZM141 245H145V244H141ZM147 245H148V244H147ZM169 245H171V244H169ZM169 245H168V246H169ZM174 245H175L174 248H176V246H177V250H181V251L183 250V248H179V247H178V244H177V245H176V244H173V246H174ZM189 245H190V242H189ZM203 245L205 246V244H203ZM203 245H202V246H203ZM211 245H213V244L211 243ZM215 245H216V244H215ZM236 245H237V246H236ZM3 246H2V247H3ZM5 246H6V245H5ZM15 246H16V245H15ZM49 246H50V245H48V247H49ZM56 246H57V245H55V246L53 247V249H54V248H57V247L59 248V246H57V247H56ZM84 246H85V245H84ZM84 246L82 247V249L84 248ZM86 246H87V245H86ZM94 246H95V245H94ZM108 246H110V245H108ZM123 246H120V248H122ZM138 246H139V245H138ZM161 246H162V245H161ZM173 246H172V247H173ZM196 246H197V243H196ZM202 246H201V248H202ZM216 246H217V245H216ZM260 246H261V244H260ZM24 247L27 248L26 244L24 245ZM32 247L29 248V250H28L29 252L31 251ZM42 247H46V246H42ZM42 247H41V248H42ZM50 247H51V246H50ZM130 247H132V249H130ZM140 247H141V246H140ZM145 247H146V246H145ZM147 247H149V245H148ZM164 247H165V246H164ZM189 247H190V246H189ZM189 247L187 246L186 249H188ZM197 247H198V246H197ZM197 247H196V248H197ZM208 247H209V246H208ZM212 247H213V246H212ZM212 247H211V248H212ZM240 247H239V249H240ZM261 247H262V246H261ZM69 248H68V249H69ZM72 248H70V249H72ZM99 248L104 250V247H103V246H102V247H99ZM99 248H98V249H99ZM106 248H107V246L105 247V249H106ZM136 248H137V247H136ZM174 248H171V250H172V249L174 250ZM178 248H179V249H178ZM191 248H192V247H190V252H191V251H194L193 249L191 250ZM193 248H195V246H194ZM211 248H208L207 250L210 249V250H212V252H216L217 250L215 251V249H219V245H218V248H217V247L215 248V246H214L212 249H211ZM214 248H215V249H214ZM0 249H2V248H0ZM21 249L24 250L22 246H21ZM33 249H32L31 252H33ZM39 249H40V248H39ZM39 249H38V250H39ZM42 249L45 250L44 248H42ZM50 249H52V248H50ZM63 249H64V248H63ZM86 249H87V248H84V251H86ZM93 249H97V248H93ZM107 249H108V248H107ZM107 249H106V250H107ZM140 249H141V248H140ZM145 249H147V248H145ZM198 249H200V248H198ZM198 249H197V250H198ZM213 249H214V250H213ZM220 249H221V248H220ZM230 249H229V250H230ZM239 249H238V250H239ZM262 249H263V247H262ZM3 250H5V249H3ZM7 250H8V249H7ZM7 250H6V251H7ZM22 250H20V251H22ZM25 250H26V249H25ZM25 250H24V252H25ZM48 250H49V249H48ZM56 250H57V249H56ZM66 250H67V248H66ZM77 250H78V251L73 252V254H75L76 252L82 254V253L84 252V251H83V252L81 253L80 249H77ZM89 250H91V248H90ZM89 250L87 249V252H88ZM106 250H105V252H106ZM115 250L118 251L119 248H118V249H115ZM115 250H114V251H115ZM126 250H127V249H126ZM126 250H125V251H126ZM129 250H128L127 252H131V251H129ZM162 250H163V248H162ZM164 250H165V249H164ZM164 250H163V252L166 251V250H165V251H164ZM167 250H169V249H167ZM175 250H176V249H175ZM184 250H185V248H184ZM201 250H202V253H205V252L207 253V254L205 253V254H206V257H207V255L209 254V252H208L207 250H205V252H203V249H201ZM226 250H227V249H226ZM240 250H241V249H240ZM240 250H239V251H240ZM6 251H5V252H6ZM20 251H19V252H20ZM28 251H27V252H28ZM34 251L36 252V250H34ZM54 251H55V249H54ZM57 251H58V250H57ZM59 251H62V252H63L64 250H59ZM59 251H58V252H59ZM94 251H95V250H94ZM108 251H109V250H108ZM108 251H107V252H108ZM122 251L124 252L123 249H122ZM138 251H139V250H137V254H139ZM142 251H143V250H142ZM148 251H150V250L148 249ZM181 251H180V252H181ZM188 251H189V249H188ZM199 251H200V250H199ZM218 251H219V250H218ZM230 251H231V250H230ZM5 252H4V253H5ZM24 252H23V253H24ZM35 252H33V253H35ZM39 252H41V251L39 250ZM42 252H44V251H42ZM49 252H50V251H49ZM109 252H110V251H109ZM109 252H108V253H109ZM123 252H122V253H123ZM135 252H136V251H135ZM163 252H162V253H163ZM166 252H168V251H166ZM172 252H173V251H172ZM182 252H183V251H182ZM185 252H186V251H185ZM194 252H196L195 255L193 254ZM194 252H193L192 254H190V256L193 255V256L195 257V256L197 255V257H198L197 260H198V261H201V260H202L201 255H200L201 258H199V255L197 254L198 252H197L196 250H195ZM219 252H221V250H220ZM222 252H223V251H222ZM224 252H226V251H224ZM227 252L229 253L228 250H227ZM231 252H232V251H231ZM2 253H3V252H2ZM10 253L12 254V253H13V250H12V252H10ZM17 253H18V252H17ZM52 253H53V252H52ZM84 253H86V252H84ZM84 253H83L82 256L85 257V254H84ZM93 253H94V252H93ZM93 253L90 252V253H87V254L90 255V254H93ZM97 253H98V252L96 251V254H95V253H94V254H95V255H98V256H99V254H102V253H99V254H97ZM111 253H112V252H111ZM114 253H115V252H114ZM114 253H113V255H114ZM122 253H120V255H121ZM140 253H141V252H140ZM144 253H145V252H144ZM168 253H169V252H168ZM175 253H176V251H175ZM178 253H179V252H178ZM178 253H177V254H178ZM200 253H201V252H200ZM210 253H211V252H210ZM238 253H239V252H238ZM14 254H15V253H14ZM18 254H22V252H21V253H18ZM24 254H26V253H24ZM30 254H31V253H30ZM39 254H40V253H39ZM59 254H60V253H59ZM61 254H62V253H61ZM63 254H65V253H63ZM66 254H67V253H66ZM69 254H70V253H69ZM69 254H68V255H69ZM73 254H72V255H73ZM80 254H78V257H79V258L82 257ZM106 254H107V253H106ZM109 254H110V253H109ZM109 254H108V257L110 258V257H111V254H110V255H109ZM117 254H118V253H117ZM125 254H127V253H126V252L124 253L123 258H122L123 260H122L121 258L118 259L119 257H118V258H114V259H118V260H119L118 262H120V263L124 261V262L121 263V264H124L125 262L128 263L129 261H125V260H127V259H124V258H126V257H124V256H126ZM130 254H131V262H129V263H131V264H136V263H138V262H136V261H135V262L133 261V260H134V257H132V256H134V255H132L133 253H129V254H127V255H130ZM146 254H147V255H145L146 257H143V258H146V260L149 261L150 258L147 259L148 253H146ZM149 254H150V253H149ZM160 254H161V253H160ZM188 254H189V253H188ZM212 254H213V253H212ZM215 254H217V252H216ZM219 254H220V253H219ZM221 254H222V253H221ZM230 254H231V253H230ZM233 254H234V253H233ZM239 254H241V251H240ZM243 254H244V253H243ZM5 255H6V253H5ZM27 255H28V254H27ZM27 255H25V256H27ZM35 255H36V254H35ZM42 255H45V253L42 254ZM79 255H80V256H79ZM89 255H86V256H89ZM113 255H112V257H113ZM120 255H118V256H120ZM135 255H136V254H135ZM139 255H141V254H139ZM142 255H143V254H142ZM142 255H141V256H142ZM151 255H152V253L150 254V256H151ZM166 255H167V254L165 253V256H166ZM173 255H175L174 252H173ZM178 255H179L180 258L177 257V259H175V262H176V260H180L181 258H182V260H183V256H182L183 253H182V255H180V253H179ZM186 255H187V254H186ZM209 255H210V254H209ZM223 255H224V254H222V256H223ZM248 255H247V256H248ZM256 255H257L258 257H257ZM2 256H4V255H2ZM18 256H19V255H18ZM29 256H30V255H28V258H29ZM40 256H41V255H40ZM48 256H49V255H48ZM53 256H54V255H51V254H50V257L53 258ZM61 256H62V255H61ZM64 256H65V255H64ZM70 256H71V255H70ZM74 256H75V255H74ZM114 256H115V255H114ZM137 256H138V255H137ZM137 256H136V258L138 259L139 256H138V257H137ZM143 256H144V255H143ZM152 256L154 257L155 255H152ZM152 256H151V257H152ZM157 256H158V254H157ZM160 256L163 258L164 255H163V256L160 255ZM176 256H177V255H176ZM176 256H175V257H176ZM181 256H182V257H181ZM190 256L188 255V256H186V257H187V258H188V257L190 258ZM203 256H204V255H203ZM215 256H216V258L218 257L217 255H215ZM228 256H229V255H228ZM239 256H240V255H239ZM239 256H238V258H236V260L239 259ZM242 256H243V255H242ZM0 257H1V255H0ZM7 257H10V256H7ZM12 257H13V255H12ZM12 257H11V258H12ZM15 257H16V256H15ZM36 257H37V255H36ZM36 257H34V258H36ZM41 257H42V256H41ZM41 257H39V258L41 259ZM44 257H46V255H45ZM67 257H69V256H67ZM78 257H77V259H78ZM115 257H116V256H115ZM148 257H149V256H148ZM161 257H159V258H161ZM204 257H205V256H204ZM224 257L226 258L227 256H224ZM230 257H231V255H230ZM230 257H229V258H230ZM234 257H237V255H234ZM240 257H241V256H240ZM244 257H246L245 254H244ZM23 258H25V257H23ZM28 258H26V259L29 260V262H30V259H28ZM31 258H32V257H31ZM34 258H33V259H34ZM39 258H38V259H39ZM47 258H48V257H46L45 259L43 258L44 260H43L42 262L44 263L45 260H46ZM55 258H57V255H55ZM70 258H71V257H70ZM88 258H89V257H87L86 261L89 260ZM100 258H101V256H100ZM159 258L157 259V261L159 260ZM162 258H161V259H162ZM164 258H165V257H164ZM164 258H163V259H164ZM166 258H167V257H166ZM168 258H169V257H168ZM170 258H172V257H170ZM187 258L185 259V255H184V259L186 260V261L184 260L185 262H189V261L191 260V258H190V260H189V258H188V259H187ZM221 258H222V257H220V259H221ZM229 258H228V260H229ZM242 258H243V257H242ZM252 258H253V257H252ZM259 258H258V259H259ZM13 259L16 260V258H12V260H13ZM17 259H18V258H17ZM20 259L22 260V262L24 261V259H22L21 257H20ZM33 259H32V260H33ZM64 259H65V258H64ZM71 259H72V262H73V261L75 260V257H74V259H73V256H72ZM81 259H83V257H82ZM92 259H93V260H91V261H94V257H92ZM105 259H106V257H105ZM105 259L100 260V262H102V261L105 260ZM114 259H113V260H114ZM132 259H133V260H132ZM161 259H160V261L163 262L164 260L162 259V260H163V261H162ZM172 259H173V258H172ZM192 259H193V258H192ZM195 259H196V258H195ZM199 259H201V260H199ZM207 259H208V258H207ZM209 259H211V258L209 257ZM212 259H213V261H214V262H213L214 264H215V262L218 260V259H217V260L215 261L214 257H212ZM223 259H224V258H222V260H223ZM244 259H245V258H244ZM244 259H243V261H244ZM255 259H251V257H250V259H248V257H247V260H248V261H249V260L253 261V260H255ZM258 259H256V260H258ZM4 260H5V259H4ZM8 260H9V259H8ZM10 260H11V259H10ZM49 260H50V258L47 259L48 262H49ZM58 260H60V257H59ZM66 260H69V258H67ZM95 260H96V259H95ZM113 260H112V261H113ZM120 260H122V261H120ZM128 260H130L129 257H128ZM143 260H144V259H143ZM188 260H189V261H188ZM197 260H196V262H193V260L190 261V262H192L193 264H195V263L198 262ZM203 260H204V259H203ZM203 260H202V261H203ZM225 260H226V259H225ZM225 260H224V261H225ZM228 260H227V261H228ZM232 260H233V258H232ZM245 260H246V259H245ZM256 260H255L254 264L257 263ZM25 261H26V260H25ZM37 261H38V260H37ZM47 261H46V262H47ZM60 261H61V260H60ZM64 261H65V260H64ZM91 261H90V262H91ZM112 261H111V262H108V264H109V263L112 264L113 262H114L113 264H115V261H117V260H114L113 262H112ZM144 261H145V260H144ZM148 261H146L145 264H147ZM153 261H154V259L150 262V264L153 263ZM157 261H156V262H157ZM194 261H195V260H194ZM202 261H201V262H202ZM207 261H208V260H207ZM220 261H221V260H220ZM3 262H4V261H2V263H3ZM15 262H16V261H15ZM19 262L22 263L21 261H18V264H20ZM33 262H34V260H33ZM33 262H32V263H33ZM38 262H39V261H38ZM42 262H40V264H42ZM56 262H57V261H56ZM77 262H78V260H77ZM77 262H76V263H77ZM90 262H89V263H90ZM97 262H98V261H97ZM132 262H134V263H132ZM140 262H141V261H139V263H140ZM161 262H160V263H161ZM164 262H166V261H164ZM164 262H163V263H164ZM170 262H171V260H170ZM175 262H174V264H176ZM182 262H183V261H182ZM208 262H209V263H208ZM208 262L205 261L204 264H206V263L210 264V263H211L210 260H209ZM225 262H226V261H225ZM233 262L236 263L235 260H234ZM237 262H238V260H237ZM241 262H242V259H241L240 263H241ZM246 262H247V261H245V263H246ZM6 263H8V261H7ZM6 263H5V264H6ZM11 263H13V262H11ZM30 263H31V262H30ZM32 263H31V264H32ZM34 263H35V262H34ZM58 263H59V261H58ZM60 263H64V262H60ZM65 263H66V264H69V262H66V261H65ZM80 263L82 264V263H85V262L82 261V262H80ZM86 263H87V262H86ZM86 263H85V264H86ZM103 263H104V262H102V264H103ZM120 263H117V264H120ZM139 263H138V264H139ZM171 263H173V262H171ZM192 263H191V264H192ZM198 263H199V262H198ZM226 263H227V262H226ZM226 263H225V264H226ZM242 263H244V262H242ZM245 263H244V264H245ZM247 263H248V262H247ZM247 263H246V264H247ZM251 263H253V262H251ZM3 264H4V263H3ZM24 264H25V262H24ZM45 264H46V263H45ZM48 264H49V263H48ZM54 264H57V263L54 262ZM87 264H88V263H87ZM93 264H94V263H93ZM98 264H100V263H98ZM105 264H106V263H105ZM153 264H154V263H153ZM161 264H162V263H161ZM165 264H166V263H165ZM186 264H187V263H186ZM189 264H190V263H189ZM200 264H201V263H200ZM202 264H203V263H202ZM216 264H217V262H216ZM218 264H219V260H218ZM232 264H234V263H232ZM236 264H237V263H236ZM238 264H239V262H238ZM249 264H250V263H249Z\"/></svg>",
  "mask_w": 264,
  "mask_h": 264
}]
</instances>
